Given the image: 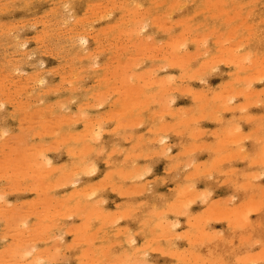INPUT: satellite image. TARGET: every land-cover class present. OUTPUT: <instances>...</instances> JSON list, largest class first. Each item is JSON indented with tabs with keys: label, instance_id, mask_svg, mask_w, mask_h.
Masks as SVG:
<instances>
[{
	"label": "rangeland",
	"instance_id": "1",
	"mask_svg": "<svg viewBox=\"0 0 264 264\" xmlns=\"http://www.w3.org/2000/svg\"><path fill=\"white\" fill-rule=\"evenodd\" d=\"M6 1H9V0H0V34H1V36H0V74L2 75V76H4L5 75V77H2L1 75H0V79L2 80H0V90H1V96H0V131H1V129H3L1 132V134H4L5 132H3L4 130H7V128H8V130H7V132L6 133H10L11 132V134H13L14 135V137H13V135H6L5 134V136H4V138H1V140L0 141H5L4 143H0V147H3V149H1V153H0V156H4L5 154H3V153H6L7 151H8V153L10 152V150H11V147L12 148H14L15 147V151L13 152L12 150V152L11 153H9V154H11L12 156H11V158H9L10 156H8V153H6L7 155H6V158H5V156H4V163L3 162H1V159L3 158V157H1L0 158V167H1V165L2 164H4L3 165V167H4V169H5V171H4V169H3V167H1L0 168V170H1V172H0V190L1 191H3V192H1L0 191V194L3 196H1V198H4L5 197V202L7 203V202H9V203H11L10 205V207L7 205V204H5V203H3L2 204V199H1V202H0V204H2L1 206H3L4 204H5V206H8L9 207V209H8V212H10V213H12V215L11 214H9L8 212H7V210H5V209H7L8 207H6V208H4L5 206H3V208L2 207H0V255H1V251L5 248V249H7L6 247H8V249H11L12 250V247H13V249H14V247H15V250H16V255H12L13 256V258L10 260L11 261V263H10V261H8L9 259H10V257H8V256H10L12 253H14V251L15 250H13L12 252L10 251V250H8L7 249V252H6V250L3 252L2 251V256H3V258H4V253H5V256H7L8 254L7 253H9L10 255H8L7 257H8V260L7 261H5L4 259H1V257L2 256H0V264H8V263H10V264H12L13 262V260H15V257L16 258H18V259H16L17 261H14L15 263H13V264H18V263H20V264H23L22 263V261L21 260H23V262H24V264H28V262L31 264H33V262H34V264H46V262L48 263V264H65V263H67V264H83V263H85L84 261H86V263L87 262H89V264H99L100 262H102V261H98L97 259V257H100V256H102L103 258H101L100 257V259L101 260H103V263H108V261H111L110 262V264L112 263V264H115V263H117V264H121V263H123V264H126L127 262H128V264H142L143 262H141L143 259V261H144V263L143 264H145L146 262H145V258L146 257H148V260H147V258H146V261H148L146 264H175V263H177V264H179V261H180V264L182 263L181 262V260L183 259L184 261V263H182V264H189V263H191V264H199L198 262H202L201 264H203L204 262L203 261H205V263L204 264H208V262H209V264H212L214 261V263L215 264H219V262H220V260H221V264H264V258H263V256H261L260 257V255H264V196L262 197L261 195L263 194L264 195V192L262 193V189L264 190V152H262V148H264V107H262V109H260V105L258 104L256 107H255V109L253 108V112H248V111H246V112H244V114H239L238 112H233V111H226V109H221V111H220V109L218 108V107H215L217 104H218V102H214L213 104H212V106H214L215 108H217L218 109V111H216V112H214V110H215V108L214 109H204V110H199V108H201V107H198V105H200V104H198L199 102H202V101H206V102H210V104L212 103V100H211V96H213L212 94H211V92H210V90L212 89L213 90V93H214V95L215 94H219V93H221L223 90V88L226 90V88H230L231 86L230 85H232V87L233 86H235L236 87V89L235 88H231L232 90L233 89H235L236 91H233V94H231V91H229L228 93L230 94V95H235L236 93H234V92H237V90L239 91V88H240V90H242V88L245 86H247V85H243V83H245L247 80L248 81H253L252 83L251 82H248L247 81V83H249V88H250V90H253V91H255L256 92V90H258V89H260V90H264V78L263 79H258L257 78V76L255 75V77H254V74H251L250 72H249V69H247V67H248V65L247 64H249V63H244V67H245V70H247L246 72L242 69L241 71H239V68L237 69V64H235V62L234 61H231L230 59H228V61H227V58H228V51H230V50H232V48H234V46H239V44H243L242 45V48H243V46H244V49H245V51H249V52H251L252 54L253 53H257V55H260L261 54V57L263 56L264 57V0H226L227 2H225L226 4H228L226 7H225V10L227 11V12H229V14H231V16L233 17V15H235V14H233V12L235 11V13H237V14H239V17L241 16L242 17V21H241V18L240 19H234L235 21H233V19L229 22L230 24H228L227 22H224V18H219V15L221 16V14H218V13H221L222 12V9L219 11L218 9H219V4H217V6H215L216 5V3H213V1H212V4H214L213 5V8H214V10H213V8H211V5H209L210 7H208L207 5H208V3H210V2H208L207 0V4H205V0H166V3H165V1H163V0H141L142 1V7H141V5H139L140 3H139V1L140 0H136V1H138V2H136L135 0V2L136 3H138V5L142 8L141 10H139V11H142L141 13L142 14H145L144 16L145 17H143V18H141V19H143L144 21H145V18L146 19H148V20H146V22H147V25L145 26L144 24L146 23V22H143V24H141L142 26L144 25V27H145V32L142 30V31H140V33H142V34H140V39L142 38V39H145V38H148L149 36L151 37H149L151 40H149V43H148V45H145L146 47H144V49L146 48V50L144 51V49H143V47H141V49H143V50H141V49H138L139 48V46H137V44H136V42H138V40H137V36H135V37H132L133 35L132 34H130V35H132V36H129V35H127L128 34V32H126L127 34H125V32H123L122 34L123 35H121L120 37L119 36H115V35H112V36H110V35H106V33H104V31H105V29H107V27L109 28V26H111L115 21H119L120 22V19H121V17L123 16V14L119 11V10H117V8H116V10L115 9H113L114 8V6L113 5H115L116 3L118 4V5H120L122 2V0H116V2H115V0H10L9 2H7L6 3ZM17 1V2H16ZM26 1V2H25ZM98 1V2H97ZM131 1V3H132V1L133 0H129V2ZM133 1V2H134ZM140 1V2H141ZM211 1V0H210ZM225 1V0H224ZM248 1V2H247ZM52 2V3H51ZM73 2V3H72ZM90 2V3H89ZM92 2H93V5H92ZM98 4H97V3ZM99 2H100V4H99ZM120 2V3H119ZM126 3V2H128V1H123V3ZM134 2V3H135ZM158 2V3H157ZM159 2H160V4H159ZM178 2L179 3V6H178V8H176L177 7V5H178V3L176 4V3ZM215 2V1H214ZM17 3H18V5H17ZM63 3H65V4H63ZM70 3H71V5H70ZM102 3V4H101ZM134 3H132V4H134ZM164 3V4H163ZM171 3V4H170ZM234 4V5H231V4ZM4 4V5H3ZM89 4V5H88ZM97 5L96 6V8L94 9V6L95 5ZM174 4H176L175 6H174ZM181 4V5H180ZM187 4V5H186ZM205 4V5H204ZM3 5V6H2ZM71 7H70V6ZM100 5V6H99ZM135 5H137V4H135ZM169 5H171V9H169ZM186 5V6H185ZM243 7H242V6ZM5 6V7H4ZM64 6V7H63ZM106 6H109V7H106ZM113 6V7H112ZM134 6V5H133ZM155 6V7H154ZM172 6H174V7H172ZM185 6V7H184ZM207 6V8L208 9H210L211 10V12H212V10H213V12L211 13V12H209L208 10H206L205 11V7ZM66 7H67V9H66ZM100 7V8H99ZM105 7V8H104ZM204 7V8H203ZM215 7H217V8H215ZM221 7H223V5L222 6H220V8ZM233 7H236V10H231V9H234ZM255 7V8H254ZM4 8V9H3ZM89 8V9H88ZM91 8V9H90ZM104 10H103V9ZM176 8V10H174ZM240 8V9H239ZM98 9V10H97ZM101 9V10H100ZM107 9V10H106ZM119 9V8H118ZM204 10V13H203V11L202 10ZM229 9V10H228ZM18 10V11H17ZM33 10V11H32ZM64 10V11H63ZM93 10V11H92ZM101 12H100V11ZM144 10L146 11V12H148L149 11V13L147 14V13H145L144 12ZM173 10V11H172ZM178 10V11H177ZM181 10V11H180ZM215 10H216V12H215ZM218 10V11H217ZM239 10V11H238ZM98 11V12H97ZM111 11H112V14H111ZM119 11V12H118ZM202 11V12H201ZM237 11V12H236ZM97 14V16L95 15V13ZM155 12V13H154ZM163 12V13H162ZM173 12V13H172ZM176 12H178V13H176ZM180 12V13H179ZM65 13H67V15L65 14ZM68 13H70V15L68 14ZM103 13H104V15H103ZM107 13V14H106ZM108 13H110V14H108ZM121 13V15H120V18H119V14ZM168 13V14H167ZM172 13V14H171ZM197 13V14H196ZM210 13H211V15H210ZM48 14H50L49 16H48ZM92 14H94V16L92 15ZM147 14V15H146ZM163 14V15H162ZM214 14H217L218 15V17L217 18H209L210 16H214ZM246 14V15H245ZM250 14V15H249ZM44 15V16H43ZM54 15H55V17H54ZM87 15V16H86ZM150 15H152V16H150ZM160 16V17H158V16ZM162 15V16H161ZM172 15V16H171ZM194 15V16H193ZM248 15V16H247ZM40 16V17H39ZM71 16V18H69ZM73 16H74V18H73ZM85 18H84V17ZM108 16V17H107ZM155 16V17H154ZM167 16V17H166ZM204 16H206L205 18H204ZM216 16V15H215ZM230 16V17H231ZM246 16V17H245ZM65 17V18H64ZM78 17V18H77ZM189 17H192V18H189ZM231 17V18H232ZM30 18V19H29ZM87 18H88V20H87ZM95 18H97V19H95ZM160 18V19H159ZM162 18V19H161ZM165 18V19H164ZM186 18H187V20H186ZM198 18V19H197ZM207 18V20L209 21V24L207 23V20L205 21V19ZM230 18V19H231ZM243 18H249V19H243ZM24 19V20H23ZM73 19V20H72ZM82 19H84V20H82ZM100 19V20H99ZM151 19H154V21L153 20H151ZM167 19V20H166ZM169 19L171 20V21H169ZM182 19V20H181ZM189 19V20H188ZM11 20V21H10ZM40 20V21H39ZM43 20V21H42ZM48 20V21H47ZM55 20V21H54ZM68 20H70V21H68ZM75 20H76V22H75ZM77 20H78V22H77ZM93 20H95V21H93ZM162 20V21H161ZM179 20H181L180 22H179ZM186 20V21H185ZM54 21V22H53ZM56 21H58L57 23H56ZM66 21V22H65ZM158 21V22H157ZM160 21V22H159ZM167 21V22H166ZM169 21V22H168ZM178 21V23H176ZM243 21L245 22V24L243 25ZM74 22V23H73ZM91 22V23H90ZM174 22V23H173ZM184 24H183V23ZM189 22H190V24H189ZM203 24H202V23ZM242 22V23H241ZM73 23V24H72ZM75 23H76V25H75ZM83 23V24H82ZM87 23V24H86ZM140 23H142V22H140ZM159 23H161V24H159ZM163 23H165L164 25H163ZM201 23V24H200ZM206 23H207V25H206ZM239 23H241L240 24V26L238 27V25H239ZM259 23V24H258ZM19 24V25H18ZM90 24V25H89ZM109 24H111V25H109ZM160 26H159V25ZM169 24L171 25V28H168V26H169ZM178 24H179V26H178ZM189 24V25H188ZM250 26H252L253 27V30L252 31H248L247 32V27L246 26H248V25ZM9 27H8V26ZM10 25H12V26H10ZM15 25V26H14ZM61 25H63L62 27H61ZM66 25V26H65ZM165 26V27H163V26ZM168 25V26H167ZM191 25V26H190ZM199 25V26H198ZM246 25V26H245ZM2 26V27H1ZM107 26V27H106ZM167 26V27H166ZM13 27V28H12ZM31 27H34L33 29L31 28ZM71 27V28H70ZM86 27H87V29H86ZM90 29H89V28ZM102 27V28H101ZM148 29H147V28ZM160 27V28H159ZM168 28V30H165V29H163V28ZM170 27V26H169ZM188 27L190 28V29H188ZM194 27H197V28H194ZM203 27V28H202ZM207 27V28H206ZM229 27H230V33H233V35H231V34H229V35H227V32H229ZM245 27V28H244ZM251 27V28H252ZM8 28H9V30H8ZM58 28V29H57ZM76 28V29H75ZM85 28V29H84ZM105 28V29H104ZM183 28H184V32H183ZM214 28V29H213ZM235 28H237V29H235ZM255 28V29H254ZM29 29V30H28ZM68 29V30H67ZM70 29V30H69ZM79 29V30H78ZM104 31H103V30ZM161 29V30H160ZM172 29V30H171ZM213 29V30H212ZM218 29V30H217ZM224 29V30H223ZM242 29V30H241ZM7 30V31H6ZM18 32H17V31ZM49 30V31H48ZM58 30V31H57ZM93 30V31H92ZM98 30H101V31H98ZM170 30V31H169ZM186 30H188L187 31V33H185L186 32ZM3 31V32H2ZM12 31H14V32H12ZM25 31V32H24ZM46 31H48V32H46ZM69 31V32H68ZM75 31V32H74ZM89 31V32H88ZM164 31H166V32H164ZM192 31V32H191ZM204 31V32H203ZM231 31H233V32H231ZM242 31V32H241ZM81 32V33H80ZM83 32V33H82ZM164 32V33H163ZM209 32V33H208ZM212 32V33H211ZM234 32H236V34L234 33ZM253 32V33H252ZM7 33V34H6ZM13 33V34H12ZM17 33H18V35H17ZM22 33V34H21ZM46 33H47V36H46ZM59 33V34H58ZM65 33V34H64ZM80 33V34H79ZM100 33H102V34H100ZM104 33V34H103ZM169 33V34H168ZM180 33H181V35H180ZM226 33V34H225ZM252 33V34H251ZM3 34V35H2ZM20 34V35H19ZM73 34V35H72ZM80 35V36H78V35ZM184 34V35H183ZM210 34V35H209ZM218 34V35H217ZM221 34V35H220ZM235 34V35H234ZM7 35V36H6ZM12 35V36H11ZM36 35V36H35ZM49 35V36H48ZM59 35V36H58ZM68 35H70V36H68ZM77 35V36H76ZM84 35V36H83ZM87 35V36H86ZM90 35V36H89ZM200 35H202V36H200ZM206 35V36H205ZM237 35V36H236ZM249 35H252V36H249ZM31 36V37H30ZM35 36V37H34ZM37 36H38V38H37ZM82 36H83V38H82ZM93 36V37H92ZM106 36H108V37H106ZM153 36V37H152ZM209 36V37H208ZM227 36H229V37H227ZM12 37H13V39H12ZM33 37V38H32ZM40 37V38H39ZM45 37V38H44ZM69 37V38H68ZM86 39L87 38V42H86V45L84 46H82V44L80 45V46H78V42H80V41H78L79 39ZM81 37V38H80ZM114 37H116V38H114ZM127 39H126V38ZM132 39H131V38ZM145 37V38H144ZM176 37V38H175ZM187 37V39H185ZM219 39H221V41H222V44L220 43V40H219V42L217 43V41H218V38ZM240 37V38H239ZM245 37V38H244ZM254 37V38H253ZM5 38V39H4ZM7 38V39H6ZM9 38V39H8ZM63 38V39H62ZM72 38V39H71ZM148 38V39H149ZM183 38V39H182ZM191 38V39H190ZM229 39V40H227V42H224V41H226L225 39ZM233 38H235V40L233 39ZM20 39V40H19ZM30 39V40H29ZM36 39V40H35ZM39 39V40H38ZM104 39V40H103ZM123 39V40H122ZM171 39V40H170ZM203 39H205L206 40V42H205V40H204V42H202L203 41ZM233 39V40H232ZM238 39V40H237ZM245 39V40H244ZM10 40H11V42H10ZM50 40V41H49ZM137 40V41H136ZM178 40V41H177ZM199 40V42H196V41H198ZM224 40V41H223ZM240 40V41H239ZM47 41V42H46ZM52 41V42H51ZM57 41V42H56ZM77 41V42H76ZM170 41V42H169ZM175 42V47H174V42ZM179 41H180V43H179ZM186 42V45H185V42ZM237 41H238V43L239 44H237ZM14 42H16V43H14ZM42 42V43H41ZM115 42V43H114ZM121 42V43H120ZM135 42V43H134ZM172 42H173V44H172ZM182 42H184V43H182ZM216 42V43H215ZM248 42V43H247ZM260 42V43H259ZM7 43V44H6ZM50 44V46H49V44ZM58 43V44H57ZM75 43V44H74ZM134 43V44H133ZM154 43V44H153ZM177 43H178V45H177ZM197 43V44H196ZM221 44V46L223 47V49H222V47L221 46H219L220 44ZM263 43V44H262ZM44 44V45H43ZM66 44V45H65ZM106 44V45H105ZM152 44H153V46H152ZM166 44V45H165ZM202 44V45H201ZM234 44V45H233ZM236 44V45H235ZM247 44V45H246ZM16 45V46H15ZM42 45V46H41ZM59 45V46H58ZM122 45V46H121ZM123 45H127L125 48H124V46ZM134 45L136 46V47H134ZM154 45H155V47H154ZM156 45H157V48H156ZM160 45V46H159ZM180 45V46H179ZM200 45V46H199ZM232 45H233V47H232ZM20 46V47H19ZM38 46V47H37ZM48 46V47H47ZM54 46H56V48L54 47ZM87 46V47H86ZM109 46H111V47H109ZM162 46V47H161ZM164 46V47H163ZM197 46H198V48H197ZM77 47H80V49L78 50L77 49ZM119 47V48H118ZM121 47H123V48H121ZM179 49H178V48ZM217 47H218V49H217ZM226 47V48H225ZM2 48V49H1ZM5 48V49H4ZM15 48V49H14ZM20 48V49H19ZM38 48V49H37ZM49 48V49H48ZM74 48V49H73ZM149 48V49H148ZM173 48V49H172ZM175 48V49H174ZM223 50L222 52H221V50ZM225 48V49H224ZM240 48H241V45H240ZM18 49V50H17ZM22 49V50H21ZM55 49V50H54ZM59 51H58V50ZM82 49V50H81ZM94 49V50H93ZM135 49V50H134ZM136 49H137V52H136ZM155 49V50H154ZM160 49V50H159ZM182 49V50H181ZM208 49V52L206 51ZM227 49H228V51H227ZM26 50V51H25ZM50 50H52V51H50ZM75 52V54H76V56H74L75 54H74V52ZM81 50V51H80ZM100 52H99V51ZM117 50V51H116ZM157 50H159V51H157ZM171 50V51H170ZM179 52H181V53H179ZM188 50V51H187ZM219 50V51H218ZM225 50V51H224ZM14 51V52H13ZM17 52V54H16V52ZM36 53H35V52ZM55 51V52H54ZM58 51V52H57ZM77 51V52H76ZM89 51V52H88ZM143 51V52H142ZM158 53H157V52ZM164 51V52H163ZM198 51L200 52V53H198ZM63 52V53H62ZM70 52V54H68V53ZM96 52V53H95ZM115 52H117V53H115ZM125 54H124V53ZM140 52V53H139ZM144 52H145V54H144ZM170 52V53H169ZM171 52H172V54H171ZM173 52H176V55L178 56V57H180L181 55L183 56L182 57V59H184L185 60V62L183 61V63L181 62V65L179 66V64H180V62H178V63H170L169 65H168V63L170 62L167 58L170 56L171 57V55H173ZM185 52V53H184ZM193 52H194V54H195V56H194V54H193ZM205 52H207V53H205ZM13 53V54H12ZM82 53V54H81ZM85 53V54H84ZM95 55H94V54ZM164 53V55H162ZM188 53V54H187ZM190 53V54H189ZM192 53V54H191ZM226 53V54H225ZM21 54V55H20ZM38 54V55H37ZM142 54V55H141ZM170 54V55H169ZM175 54V53H174ZM203 54H204V56H203ZM214 54H216V55H214ZM13 57H12V56ZM15 55V56H14ZM17 55V56H16ZM67 55V56H66ZM84 55H87V56H84ZM94 55V56H93ZM98 55H99V57H98ZM140 55V56H139ZM151 55V56H150ZM157 55V56H156ZM192 55V56H191ZM200 55V56H199ZM207 55V56H206ZM222 55V56H221ZM30 56V57H29ZM74 56V57H73ZM91 56H93V59H92V57ZM131 56H134L133 58L131 57ZM154 56V57H153ZM161 56V57H160ZM168 56V57H167ZM202 56V57H201ZM216 56H217V58H216ZM226 56H227V58H226ZM44 57V58H43ZM83 57V58H82ZM86 57V58H85ZM96 57V58H95ZM131 57V58H130ZM140 57V58H139ZM159 57V58H158ZM188 58V59H186V58ZM191 57V58H190ZM219 57V58H218ZM225 58V60H223L222 58ZM231 57V56H230ZM9 58V59H8ZM19 58V59H18ZM23 58V59H22ZM82 58V59H81ZM91 58V59H90ZM95 58V59H94ZM118 58H119V61H118ZM155 58V59H154ZM166 60H168V61H165L164 59ZM181 58V57H180ZM211 58V59H210ZM13 59H15V60H13ZM18 59V60H17ZM109 59V60H108ZM117 59V60H116ZM130 59V60H129ZM135 59V60H134ZM160 59V60H159ZM197 59V60H196ZM206 59V60H205ZM217 59V60H216ZM2 60V61H1ZM69 60V61H68ZM77 60V61H76ZM80 60V61H79ZM89 60V61H88ZM91 60H93L95 63H97L98 64V66H96V67H93L92 68V65H93V61H91ZM96 60V61H95ZM108 60V61H107ZM137 60V61H136ZM144 60V61H143ZM187 60V61H186ZM219 60H221V61H219ZM7 61V62H6ZM15 61V62H14ZM66 61V62H65ZM106 61V62H105ZM130 61H132V62H130ZM211 61H213V62H211ZM216 61V62H215ZM77 62H79L78 64L75 63ZM81 62V63H80ZM90 62H93L92 64L90 63ZM135 62V63H134ZM205 62V63H204ZM230 64H229V63ZM232 62H234V63H232ZM74 65H73V64ZM94 63V64H95ZM112 63V64H111ZM129 63V64H128ZM144 63V64H143ZM163 63H165V64H163ZM187 63V64H186ZM203 63H204V65H203ZM220 63V64H219ZM15 64V65H14ZM18 64V65H17ZM20 64H23L22 66L20 65ZM34 64V65H33ZM82 66H81V65ZM88 64H91V65H89L88 66ZM96 64V65H97ZM107 64H110V65H108L107 67H105ZM122 64H124V65H122ZM126 64L127 65H129L128 67H126ZM143 64V65H142ZM156 64H157V66H156ZM161 64V65H160ZM177 64H178V66H177ZM210 64V65H209ZM212 64V65H211ZM214 64V65H213ZM233 64H235V65H233ZM13 65V66H12ZM39 65V66H38ZM74 67H77L78 69H72V68H74ZM116 65V66H115ZM165 65H168V67L166 66V67H164ZM34 66V67H33ZM69 66V67H68ZM87 66H88V68H87ZM94 66V65H93ZM112 66H114V68L112 67ZM122 66H124V67H122ZM139 66V67H138ZM156 66V67H155ZM159 66H161V67H159ZM212 67V68H208V67ZM236 66V67H235ZM13 67V68H12ZM103 67V68H102ZM105 67V68H104ZM117 67V68H116ZM125 68L126 67V69H121V68ZM153 67H155V69L153 68ZM184 67V68H183ZM2 68H3V70H2ZM8 68V69H7ZM61 68V69H60ZM64 68H65V70H64ZM85 68V69H84ZM92 68V69H91ZM110 68V69H109ZM113 68V69H112ZM130 68H132V69H130ZM149 68V69H148ZM163 68H164V70H163ZM190 68V69H189ZM200 68H201V70H200ZM16 69H18V70H16ZM45 69V70H44ZM71 69V70H70ZM88 69V70H87ZM91 69V70H90ZM97 69V70H96ZM114 69H116L115 71H118V72H116V73H112V71L113 72H115L114 71ZM128 69H130V70H128ZM137 70V71H145V72H151V74H153L154 73V75H157L158 77H162V76H166V75H169V76H172V77H174L173 79H175L176 78V83L180 86L179 88H181L180 89V91L179 90H175V92H172L171 94H170V97L172 98V96H173V98H174V100L176 101H173L174 103H173V105H172V107L174 108V110H176V111H179V113L180 114H186V112H183V111H187L188 113H190V114H187V115H185V116H187V118H196L197 120H195V118L194 119H190V120H194L193 122H195V121H197L198 122V125H197V123H191L192 121H187V122H185V123H183V121H182V117H183V115L181 116V118L179 119V118H177V117H175V118H173V117H170V116H168L167 114H166V112H164V111H161V110H163L162 109V107L161 106H159V105H161L160 103H158V101L160 102V100L158 99V97L156 96L157 94H156V92L158 91L157 90V88L155 87V89H153L152 87H150L151 88V90H150V88H148L147 90V92H148V94L150 93V94H152L153 95V98L152 99H156V100H150L149 101V103H147V105L145 106V109H143L142 108V110H139L140 109V107H136V109L138 110V111H140V112H137V110L134 108L133 110L132 109H129V111H126V110H123V107L122 106H124V104L123 103H125V102H123L124 101V93H125V89L123 88L124 86L123 85H125L124 84V82H120L121 81V78H122V81H123V78H124V80H125V77H126V72L124 73V75L122 74L125 70L127 71V73H130L131 72V70ZM166 69V70H165ZM214 69V70H213ZM236 69L238 70V72L236 71ZM9 70H10V72H9ZM64 70V71H63ZM87 70V71H86ZM93 70L96 72V73H98V72H101L102 73V75L103 76H105V73H106V75L107 76H105V77H103L102 75H100L101 77L99 78V77H97V75L98 74H96V73H94V75H93ZM112 70V71H111ZM148 70V71H147ZM155 70V71H154ZM184 70V71H183ZM199 70V71H198ZM204 70V71H203ZM206 70V71H205ZM215 70H216V72H215ZM2 71V72H1ZM14 71V72H13ZM80 71V72H79ZM120 71H122L121 72V74H117V73H119ZM156 71H158L157 73H155ZM236 71V72H235ZM264 70H262V71H260L259 72V74L261 73V74H263L264 72H263ZM7 72V73H6ZM9 72V73H8ZM38 72V73H37ZM46 72V73H45ZM72 73L71 75H70V73ZM87 74H86V73ZM214 72V73H213ZM5 73V74H4ZM26 73V74H25ZM78 73V74H77ZM111 75H110V74ZM200 73V74H199ZM228 73L230 74V75H228ZM248 73H250V75H252V76H250V75H248ZM8 74V75H7ZM21 74V75H20ZM28 74V75H27ZM30 74V75H29ZM32 74V75H31ZM74 74V75H73ZM88 74H89V76H88ZM90 74L91 75H93V76H90ZM183 74H185V75H187V76H182ZM194 75V77H196L197 76V79L195 80V78L193 77V75ZM205 74H207V76L205 75ZM236 74H237V76H236ZM258 74V77L260 76ZM27 75V76H26ZM67 75V76H66ZM95 75H96V77H95ZM248 77H247V76ZM264 75V74H263ZM262 75V76H263ZM29 76V77H28ZM68 76H69V78H68ZM75 76V77H74ZM78 76V77H77ZM113 76V77H112ZM116 76V77H115ZM124 76V77H123ZM181 76H182V78L184 77V79H181ZM203 76V77H202ZM239 76V77H238ZM245 76H246V78H245ZM2 77V78H1ZM24 77V78H23ZM26 77V78H25ZM32 77V78H31ZM66 77V79H64ZM71 77H73V78H71ZM90 77H92V78H90ZM110 77V79H108ZM114 77H115V79H114ZM207 77V78H206ZM234 77H238V79L235 81V79L236 78H234ZM240 77L241 78H243L242 80L240 79ZM34 78V79H33ZM60 78H62V79H64V80H66V81H64L63 82V80L62 79H60ZM80 78V79H79ZM98 78H99V80H98ZM102 78H104V81L102 80ZM106 78V79H105ZM194 78V79H193ZM250 78H252V79H250ZM257 78V79H256ZM261 78V77H260ZM19 79V80H18ZM30 79V80H29ZM36 79V80H35ZM47 79V80H46ZM69 79H70V82H67V80L69 81ZM77 79V80H76ZM191 79V80H190ZM201 79V80H200ZM206 79V80H205ZM241 80V81H243V80H246L245 82L243 81V82H240V84H239V81L238 80ZM13 80H14V82H13ZM35 80V81H34ZM38 80V81H37ZM51 80V81H50ZM81 80V81H80ZM87 80V81H86ZM105 80H106V83H105ZM111 80V81H110ZM177 80H182L183 82H181V81H177ZM199 82H198V81ZM263 80V81H262ZM29 81H31V83L29 82ZM37 81V82H36ZM76 81H77V83H76ZM84 81V82H83ZM86 81V82H85ZM102 82V83H99V82ZM117 81V82H116ZM201 81V82H200ZM204 81V82H203ZM229 81H232V82H229ZM234 81V82H233ZM261 81V82H260ZM4 82V83H3ZM22 82V83H21ZM35 82V83H34ZM47 82V83H46ZM67 82V83H66ZM110 82V84L113 86H111L110 84H108ZM116 84H115V83ZM203 82V83H202ZM14 85H13V84ZM37 83H39V84H37ZM46 83V84H45ZM69 83V84H68ZM114 83V84H113ZM216 83V84H215ZM225 83H227V84H225ZM6 84V85H5ZM26 84V85H25ZM42 84V85H41ZM71 84V85H70ZM99 84V85H98ZM100 84H103V85H100ZM120 84H122V85H120ZM212 84V85H211ZM225 86H224V85ZM241 85V86H236V85ZM17 85V86H16ZM20 85V86H19ZM24 85H25V88H24ZM40 85V86H39ZM74 85V86H73ZM96 85L97 86H99V87H96ZM105 85H107V86H109L110 85V88L108 87V89H109V91H110V93H109V91H108V89H107V91H105L104 89V87L103 86H105ZM116 85V87H114ZM117 85H118V87H117ZM186 85V86H185ZM217 85H219V86H217ZM226 85H229V86H227L226 87ZM24 88V92H23V88ZM29 86V87H28ZM70 86H72V87H70ZM80 86V87H79ZM102 86V87H101ZM107 86H105L106 88H107ZM121 86H123L122 88H121ZM182 86H183V88H182ZM185 86V87H184ZM224 86V87H223ZM17 87H18V89H17ZM26 87H28V88H26ZM31 87H32V89H31ZM37 87V88H36ZM50 87V88H49ZM58 87H59V89H58ZM71 89H70V88ZM77 87V88H76ZM83 87V89L85 88L86 89V91H85V89L83 90V89H81ZM213 87V88H212ZM219 87V88H218ZM226 87V88H225ZM3 88H5V89H3ZM9 88V89H8ZM35 88V89H34ZM74 88V89H73ZM94 88H96V90L94 89ZM101 88V90H99V89ZM104 88V89H103ZM185 88H186V91H185ZM189 88H191L190 89V91H189ZM217 88V89H216ZM15 89H17V90H15ZM21 89H22V91H21ZM50 89V90H49ZM69 89L72 91H69ZM79 89H80V91H79ZM114 89V90H113ZM119 89V90H118ZM121 89H123L124 91H122ZM187 89H188V92H190V93H187ZM197 90L198 92H196V93H204L205 92V94L204 95H206V96H202L201 98L203 99H200V100H197L196 99V97H195V95H193V93H195V92H193L194 90ZM210 89V90H209ZM214 89H215V92H214ZM230 89V90H231ZM44 90V91H43ZM49 90V91H48ZM56 92H54V91ZM73 90H75L74 92H73ZM101 91V93L100 92H98V91ZM104 90V92L102 93V91ZM114 92H113V91ZM117 90V91H116ZM195 90V91H196ZM205 90V91H204ZM208 90V91H207ZM21 91V92H20ZM32 91H33V93H32ZM47 91V92H46ZM51 91V92H50ZM70 93H69V92ZM89 91V92H88ZM93 91L96 93V94H99V95H94L95 93H93ZM184 91V92H183ZM201 91V92H200ZM206 91H207V93H206ZM218 91V92H217ZM227 91V90H226ZM245 91V90H244ZM246 91H249V90H247L246 89ZM3 92V93H2ZM8 92V93H7ZM29 94H28V93ZM91 92V93H90ZM120 92H123V94L122 93H120ZM155 92V93H154ZM182 92V93H181ZM186 92V94H184ZM193 92V93H192ZM263 91H261V92H259V94H261ZM21 93V94H20ZM38 93L40 94V97L38 96ZM44 93V94H43ZM87 93V94H86ZM88 93H90V94H88ZM93 93V94H92ZM105 93H108V94H106L105 95ZM115 93V94H114ZM156 94V95H154V94ZM178 93V94H177ZM181 93V94H180ZM192 93V94H191ZM202 93V94H203ZM210 93V94H209ZM223 93H224V91H223ZM258 93V92H257ZM10 94V95H9ZM37 94V96H35ZM92 94V95H91ZM100 94H102V95H100ZM111 94H113V95H111ZM209 94V95H208ZM222 94V93H221ZM228 94V95H229ZM4 95V96H3ZM8 95H9V97H8ZM15 95V96H14ZM26 95V96H25ZM84 95V96H83ZM89 95H91L90 97H89ZM93 95H94V97L96 98V99H93ZM152 95H150V97H152ZM175 95V96H174ZM211 95V96H210ZM21 96V97H20ZM24 96V97H23ZM33 96H34V98H33ZM71 96V97H70ZM81 96V97H80ZM85 96H88L87 98L85 97ZM108 96V97H107ZM120 96V97H119ZM154 96H156V97H154ZM180 96H181V98H180ZM262 96V102H263V105H264V93L263 94H261L260 95V97ZM11 97V98H10ZM18 97V98H17ZM36 97H39V98H36ZM63 97H68V100H69V97L70 98H72L71 100L73 101H71V100H65L66 98H63ZM83 97H85V99H83ZM101 97H102V99H101ZM107 99H106V98ZM118 97V98H117ZM229 97H231V96H229ZM241 97V96H240ZM240 97H233L234 99H232V101H231V103H230V105L231 106H234L235 105V102L236 103H241V102H243V101H245V100H239V98ZM6 98H8V99H5ZM43 98H44V100H43ZM62 98H63V101L61 102V100H62ZM74 98V99H73ZM76 98H79L78 99V101H77V99ZM90 98H91V100H90ZM109 98V99H108ZM120 98H122V99H120ZM204 98H207V99H204ZM4 99V100H3ZM12 99V100H11ZM21 99V100H20ZM36 99V100H35ZM43 100V102L41 101L40 102V100ZM59 100V102H57L56 100ZM61 99V100H60ZM117 99H119V100H117ZM81 100V101H80ZM83 100V101H82ZM94 100V101H93ZM96 100H98V101H100V102H98V101H96ZM115 100L118 102V101H120L118 104H116L117 102H115ZM121 100H123V101H121ZM209 100H211V101H209ZM229 100V99H228ZM21 101V102H20ZM31 101V102H30ZM36 102V103H33V102ZM56 101V102H55ZM75 101V102H74ZM90 101V102H89ZM114 101V102H113ZM153 101V102H152ZM214 101V100H213ZM235 101V102H234ZM17 102V103H16ZM53 102V104H55V106H53V104H51L50 106H52V107H50L48 104H50V103H52ZM64 102V103H63ZM69 103L70 105L69 106H67L68 104L67 103ZM84 102H88L89 104H85ZM110 102V103H109ZM150 102H152L153 104H151ZM158 104H157V103ZM3 103H4V105H3ZM10 103V104H9ZM37 103H38V105H37ZM61 103H63V104H61ZM65 103H66V105H65ZM85 104V106L86 107H84V104ZM93 103V104H92ZM101 103V104H100ZM103 103V104H102ZM114 103V104H113ZM29 104V106H31L32 108H30L29 106V108L26 106V105H28ZM33 106H32V105ZM35 104V105H34ZM41 104V105H40ZM47 106H45V105ZM58 104H60V106L61 105H63V107H61V109L59 110V105ZM83 104V105H82ZM100 104V105H99ZM112 106H111V105ZM121 104H123L122 106H120L119 107V105H121ZM17 105V106H16ZM20 105H22V106H20ZM40 105V106H39ZM42 105L43 106H45V107H43V109H42ZM58 105V106H57ZM94 105V106H93ZM98 105V106H97ZM5 106V107H4ZM67 106V107H66ZM117 108H116V107ZM210 106V105H209ZM219 106V105H218ZM24 107V109H25V107H27V109L29 110V109H32V111H34V114L32 113V112H30V111H27V113L28 112H30L29 114H31L30 116H28V115H26L27 113H25L26 111L24 110V112H23V110H22V108ZM50 107V108H49ZM57 107V111H56V108ZM59 107V108H58ZM64 107H66L68 110H72V111H70L69 112V114L67 113L68 112V110L66 109V108H64ZM69 107V108H68ZM97 107V108H96ZM110 107V108H109ZM144 107V106H143ZM147 107V108H146ZM150 108V110H149V108ZM34 108H36L37 110L39 109V111H36L35 112V109ZM40 108H41V110H40ZM45 108V109H44ZM46 108H48V109H51V110H48V109H46ZM63 108V109H62ZM78 108V109H77ZM81 108H83V110L89 115V117H86V113L83 111V113H84V115H82L83 117H84V119H82L83 117H80L79 118V120L77 121V120H74V119H76V118H78V117H74L75 116V114H76V116L78 115V113L76 112L77 110H79L80 112H82V110H80ZM85 108V109H84ZM92 108V109H91ZM94 108H96V110L94 109ZM159 108V112H157V109ZM161 108V109H160ZM5 109V110H4ZM110 109H111V111H112V113H110ZM146 109H147V112H146ZM181 111H180V110ZM216 109V110H217ZM13 110H14V112H13ZM20 110V111H19ZM42 110H44V115H43V113L41 114V111ZM55 110V111H54ZM67 110V111H66ZM87 110H89V111H87ZM113 110H115V111H113ZM131 110V111H130ZM135 110H136V113L137 114H135V113H133V112H135ZM149 110V111H148ZM192 110H196L194 113H193V111ZM18 111V112H17ZM22 111V112H21ZM46 111V112H45ZM66 111V112H65ZM78 111V112H79ZM109 111V112H108ZM119 112V114H118V112ZM133 111V112H132ZM141 111L143 112V113H141ZM204 111V112H203ZM211 111H213V112H211ZM220 111V112H219ZM249 111H251V109H249ZM18 113V114H20V115H18V114H16V113ZM52 112V113H51ZM56 112V114L57 113H59L60 115H61V117H62V119H63V117H64V121H61L60 123H63V125H65L66 124V121H68V124H70L71 125V123H73L74 124V121H77V122H75L76 124H74V125H72V126H74V127H71V126H68V124H66V126H63L62 124H60L59 122H58V120L60 119L61 120V117H59L58 118V115L56 116V115H54L53 113H55ZM74 112H76V113H74ZM80 112H79V115L78 116H81L80 115ZM116 112H117V115H116ZM130 112H132V113H130ZM164 114V115H162V113ZM205 112H207V113H205ZM4 113H6V114H4ZM42 115V117H44V119H45V116L47 117V116H49V117H51V118H53V119H51V118H49V119H47V120H49V121H47V120H44L43 118H39L40 120H41V123L39 122L40 120L39 119H37L39 116H40V114ZM47 113L49 114V115H47ZM67 115H69V116H67ZM70 113H71V115H70ZM104 113V114H103ZM107 113V114H106ZM153 113H158V114H156V116L154 117V114L152 115ZM204 113V114H203ZM247 113L248 114H251L250 116L252 117V115L253 116H256L257 118H254L253 120H251V118L247 121V119L248 118H246L248 115H247ZM65 114V115H64ZM102 114V115H101ZM110 114H114V115H110ZM122 115V117H121V115ZM123 114H125V115H123ZM129 114H131L130 116H127V115H129ZM139 114H141V116L139 115ZM142 114H144V115H142ZM147 114V115H146ZM150 114V115H149ZM206 114V115H205ZM210 114H211V119H210ZM221 116H219V115ZM235 114V115H234ZM14 115V116H13ZM23 115H25V116H23ZM52 115V116H51ZM91 115H93V116H96V118L98 117L99 118V116L101 115V118L98 120V118L97 119H95V121L96 122H94V119H92V118H95V117H93V116H91ZM110 115V116H109ZM118 115H119V118L121 117V118H123L122 120L121 119H117V117H118ZM151 115H152V119H149V117L151 118ZM160 115H162V117H163V121L162 120H160ZM217 115V116H216ZM20 116H22V119L23 118H27V120H26V118L23 120V121H21L20 122ZM31 117V121H30V118H29V120H28V117ZM34 116V117H33ZM36 116V117H35ZM38 116V117H37ZM54 116V117H53ZM72 116H73V118H72ZM102 116H104L105 117V119H104V117H102ZM114 116V117H113ZM125 116H127L129 119H126L125 118ZM133 116V117H132ZM136 116V117H135ZM138 116H140V119L138 118ZM146 116V117H145ZM165 116H167L166 117V119H165ZM184 116V117H185ZM205 118H204V117ZM11 117V118H10ZM19 117V118H18ZM56 117V118H55ZM66 117L69 119V120H66ZM70 117V118H69ZM106 117H108L107 119H106ZM109 117H110V119L112 118V120L111 121H109L110 119H109ZM141 117H142V119H143V117H145L144 119H145V124L143 123V121H144V119L142 120L141 119ZM162 117H161V119H162ZM179 117V116H178ZM199 117V118H198ZM201 117V118H200ZM203 117V118H202ZM215 117H217L219 120H220V122H222V123H219V120H217V118L215 119ZM245 117V118H244ZM34 118V119H33ZM58 118V119H57ZM86 118H88V119H86ZM90 118L93 120H90ZM136 118H138V119H136ZM186 118V117H185ZM186 118V119H187ZM212 118L214 119V120H212ZM253 118V117H252ZM258 118H261L260 120L258 119ZM4 119V120H3ZM19 119V120H18ZM36 119L38 120V122H36ZM42 119H43V121H42ZM72 119V121L73 122H71L70 123V120ZM102 119H103V121H102ZM116 119V120H115ZM125 119L126 120H128V121H125ZM133 119H135V121H133L132 122V120ZM184 119V118H183ZM186 119H184V120H186ZM244 119V120H243ZM18 120V121H17ZM51 120H56V121H52V123H51ZM59 120V121H60ZM80 120H82L81 122H80V124H78L79 123V121ZM84 120H86L85 121V123H84ZM98 120V121H97ZM101 120V121H100ZM107 120V121H106ZM113 120H115V121H113ZM120 121V122H118V121ZM131 120V121H130ZM141 120H142V123H141ZM155 120V121H154ZM176 120V121H175ZM26 121V122H25ZM45 121H47L46 122V124H44V126H45V128H43L44 126L42 125V123L44 122L45 123ZM88 121V122H87ZM100 121V122H99ZM113 121V122H112ZM118 122V124H121V125H118L117 124V122ZM147 121H148V125H149V121H150V125H152V126H150V128H154V126H155V124L154 123H156L157 125H156V127H158V126H160L161 124V126H163V125H170L171 124V126H172V128H168V126H164V128H166L167 129V133H166V131H164V132H162V133H160V131H159V128L157 129L156 127V130L157 131H155L154 129H149L148 127V125L146 126V124H147ZM154 121V122H153ZM158 121V122H157ZM161 121H162V123H161ZM175 121V123L178 121L179 123L178 124H176V125H174L175 123H173ZM181 121H182V123H181ZM212 121V122H211ZM218 121V122H217ZM239 121H241V122H239ZM244 121V122H243ZM246 121V122H245ZM3 122V123H2ZM55 122H57V123H55V124H57L56 126H55V128H53V126H54V123ZM104 122H105V125H104ZM108 122V123H107ZM166 122V123H165ZM170 122V123H169ZM218 124H217V123ZM260 122V123H259ZM6 123V124H5ZM34 123H36V124H34ZM88 123H92L91 125L90 124H88ZM96 125H95V124ZM101 123H103V126H101L102 124ZM111 123H112V125H111ZM135 124V128L133 127L134 125L133 124ZM140 123H141V125H140ZM153 123V124H152ZM216 123V124H215ZM32 124V125H31ZM51 124H53L52 126H51ZM58 124H60V125H58ZM90 125V127L88 126V125ZM93 124L97 127V125H99L97 128H95L94 126H93ZM106 124H108V126L106 125ZM127 124H129V127L130 128H132V129H134V130H132V129H130L129 127H128V125ZM131 124V125H130ZM140 126H139V125ZM142 124H144V125H142ZM181 124V125H180ZM233 124V125H232ZM9 125V126H8ZM27 125H28V127H27ZM34 125H37V126H39V127H37L34 131H36V133H34V131L32 132V128H34ZM48 125H50L49 127H48ZM84 125H86V126H84ZM124 125L126 126V127H124ZM133 125V126H132ZM137 125V126H136ZM195 125V126H194ZM8 126V127H7ZM22 126V127H21ZM27 127V129H25L26 127ZM77 126V127H76ZM106 126V127H105ZM170 126V127H171ZM174 126V127H173ZM176 126V127H175ZM186 126L188 127V128H186ZM10 127V128H9ZM13 127H15V128H13ZM32 127V128H31ZM42 127V128H41ZM64 127H68V128H64ZM85 127H89V130H91V131H94V132H99V134L101 135L99 138H98V136H99V134L97 133V136H95V137H97V138H92L93 136L92 135H94L92 132L91 133H89V134H91L90 135V138H92L91 140H89L88 139V137H89V134L88 135H86L85 134V131H87L86 133H88V129L87 128H85ZM103 129H102V128ZM122 130H120L119 128ZM140 127V128H139ZM177 127H179V128H177ZM230 127H238L239 128V131H241V132H239L238 131V129H237V135H239L238 137L241 139L242 137H245L246 138V140L247 141H245L244 140V138H242L241 140H240V142H241V145L239 144L240 142H238L237 143V145L236 144H234V143H232L231 141H228V138L225 136V134L224 133H226V130L227 129H229ZM16 128H18V129H16ZM23 128V129H22ZM50 128V130L48 131V129ZM53 130H52V129ZM57 128H61V129H65V130H62V131H64L65 133L66 132H68V134L66 133H62V131H61V129H59L60 130V132H58L57 134H52ZM70 128V129H69ZM92 128V129H91ZM94 128V129H93ZM104 128H106V129H104ZM116 128V129H115ZM123 128V129H122ZM127 130H125V129ZM161 128V127H160ZM175 128V129H174ZM177 128V129H176ZM192 128V130H190V129ZM22 129V130H21ZM29 129V131H26V130H28ZM49 132V134H47V131ZM69 129V130H68ZM84 129H85V131H84ZM97 129V130H96ZM101 129V131H98V130H100ZM117 129H118V131H117ZM187 129H189V130H187ZM199 130L200 131V133L198 134V132L199 131H196V130ZM12 130V131H11ZM15 130V131H14ZM39 130H43V132H39ZM58 130V129H57ZM57 130L55 131V133L57 132ZM58 130V131H59ZM73 130V132H70V131H72ZM103 130V131H102ZM132 130V131H131ZM148 130H150V131H148ZM151 130H153V132L151 131ZM170 130V131H169ZM174 130V131H173ZM185 130H186V133H185ZM204 130H206L205 131V133L204 132H202V131H204ZM254 132H253V131ZM14 131V132H13ZM29 132L28 133V135H27V133H25V132ZM38 131V132H37ZM44 131L46 132V134L44 133ZM82 131H84V134H83V132ZM113 131H116V132H118L117 134H115ZM121 131V132H120ZM124 131H126V132H124ZM131 131V132H130ZM187 131H189V132H187ZM191 131V132H190ZM196 131V132H195ZM255 131H256V133H255ZM19 132H20V135H19ZM31 132H32V134L34 133V134H36V135H32L31 134ZM76 132V133H75ZM79 132L81 133L80 135H79ZM103 132V133H102ZM121 134H120V133ZM152 132V133H151ZM157 132H159V133H157ZM193 132H195V134L193 135ZM212 132H213V134H212ZM39 133H41V135L40 136H38L39 135ZM61 133V134H60ZM70 133H72L71 135H72V137L74 136V134H77V135H79L81 138L80 139H82V140H76L75 139V137H73V138H69V134ZM166 133V134H165ZM175 133H178V136L179 135H182V136H177V134H175ZM180 133H182V134H180ZM185 133V134H184ZM192 133V134H191ZM0 134V135H1ZM15 134H18V135H16L15 136ZM50 134H51V136H50ZM63 134H65L66 136H64ZM120 134V135H119ZM188 134H189V136H188ZM205 134H206V136H205ZM217 134V135H216ZM22 135H24V136H22ZM26 135L27 136H29V137H26ZM30 135H32V136H30ZM43 135V136H42ZM52 135H54V136H52ZM69 135V136H68ZM84 135H85V138H84ZM96 135V134H95ZM119 136V138H117L118 136ZM128 135H130V136H128ZM185 135V137H183ZM193 135V136H192ZM204 135V136H203ZM209 135V136H208ZM211 135V136H210ZM249 135V136H248ZM3 136V135H2ZM10 136V137H9ZM34 136V137H33ZM36 136V137H35ZM38 136V137H37ZM42 136V137H41ZM48 136H50V138L48 137ZM64 137V139H63V137ZM68 136V137H67ZM121 136H122V138H121ZM124 136H125V139H126V141H125V139H124ZM138 136V137H137ZM140 136H142V137H140ZM160 138H159V137ZM195 136H197V138H194ZM200 136V139L198 138ZM213 136H215V138L213 137ZM220 136V137H219ZM248 136V137H247ZM6 137V138H5ZM9 139H8V138ZM12 137V138H11ZM23 137H26V138H23ZM62 137V138H61ZM66 137V138H65ZM83 137V138H82ZM87 137V138H86ZM131 137V138H130ZM155 137V142L152 140L151 141V139H153ZM178 137V138H177ZM183 137V139H181ZM209 137V138H208ZM256 137V138H255ZM17 138H18V140L20 141H18L17 140ZM20 138L22 139H25L24 141H23V139L22 140H20ZM58 138H61V140L59 139V141H58ZM129 138V139H128ZM157 138V139H156ZM159 138V139H158ZM162 138H165L164 140L162 139ZM188 138V139H187ZM221 138H225L226 140L224 141L223 140V142L221 141V140H219V139H221ZM2 139H4V140H2ZM7 139V140H6ZM11 139H12V141L14 142H11ZM31 139V140H30ZM40 139H43L42 140V142H40L41 140ZM57 139V140H56ZM67 139V140H66ZM71 139V140H70ZM88 139V140H87ZM97 139H99L100 140V142H97ZM119 139H122V140H120V141H118ZM131 139V140H130ZM139 139V140H138ZM141 139V140H140ZM149 141H147V140ZM160 139H162L163 141H161ZM26 140H29L28 141V143L29 144H27V143H24ZM40 140V141H39ZM54 140V142L55 141H57L56 143H61V144H56V143H54L53 144V141ZM64 140V141H63ZM68 140H70V141H68ZM128 140V141H127ZM192 140V141H191ZM244 140V141H243ZM260 140V141H259ZM7 141V142H6ZM10 141V142H9ZM17 141V142H16ZM35 141V142H34ZM43 141L45 142V143H50V144H52L51 145V147L50 146H48L49 144H47V146H48V149L45 147V143L43 144ZM61 141V142H60ZM75 141H77V142H75ZM81 141H83V142H81ZM85 141V142H84ZM94 141V142H93ZM104 143H103V142ZM108 141V142H107ZM117 141H118V143L120 142V143H122V144H118L117 143ZM156 141H159V144H158V142H156ZM242 141H243V143H242ZM259 141V142H258ZM22 142H23V144H22ZM37 142H39V143H37ZM71 142V144H67V143H70ZM97 142V143H96ZM139 142V143H138ZM150 142H152L151 143V145H150ZM160 142H161V144H160ZM163 142V143H162ZM204 144L203 146H202V143ZM221 142H222V144H224L225 143V145L223 146L222 144H221ZM8 145H7V144ZM10 143H11V145H10ZM15 143H16V146H14L15 145ZM18 143V144H17ZM32 143V144H31ZM33 143L35 144V146L33 145ZM83 143H88L89 144V146H88V144H87V146L85 145V144H83ZM96 143V144H95ZM99 143V144H98ZM12 144H13V146H12ZM37 144V145H36ZM39 144V145H38ZM67 144V146H64V145H66ZM78 144V145H77ZM79 144H82V145H79ZM115 144V145H114ZM116 144H118V145H116ZM135 144V145H134ZM138 144L140 145V148H139V146H138ZM144 144H147V145H150V147L148 146V147H146V146H144ZM184 144V145H183ZM196 144H201V145H196ZM206 144H208V146H209V148L207 147V146H205ZM213 144V145H212ZM20 145H22L21 147H20ZM26 145V146H25ZM31 145V146H30ZM37 147V148H39L40 149V151H39V149H37V150H35L36 152H41L42 150H46L47 149V151H48V153H47V151H45V155L44 154H41L43 157H45L46 159H49V161H51L50 163L52 164V161H53V164L51 165L52 166V168H55V167H57V168H55V169H60L61 167H62V169H60V171L58 170V171H56L55 170V172L53 171V175L52 174H50V180H49V177L48 176H46V175H42V176H40L39 175V177L37 178V175L38 174H40V173H38V171H37V174H36V172L35 171H30L28 168L27 169H25L26 171H23L22 169L25 167V164H26V161H24V159H20V157H21V154L22 153H24L25 151H23L24 150V148L27 150L26 152L28 153V150H30V149H28V146H30L29 148H31V151L34 149V147ZM40 145H43L42 146V148H40V147H38V146H40ZM55 145H58V149H57V147L55 146ZM77 145V146H76ZM84 145V146H83ZM112 145V146H111ZM113 145L115 146V147H113ZM122 145V146H121ZM164 145H166V146H164ZM188 145H191L192 146V149L194 150V148H195V151H194V154H196L195 156H194V154H193V151H191L192 152V155H190L191 153L190 152H187V155H190V157H187V155L186 154H184V152L186 151V150H190L191 149V147L188 149V147L186 148V146H188ZM194 145H196L195 147H194ZM216 145V146H215ZM221 145H222V147H221ZM9 146H11V147H9ZM25 146V147H24ZM53 146V147H52ZM63 148H62V147ZM100 146H102V147H100ZM116 146H118V148L116 147ZM136 146V147H135ZM137 146H138V148H137ZM151 146H154V147H151ZM158 146H159V148H158ZM181 146V147H180ZM185 146V148H183ZM200 146V147H199ZM19 147H20V150H19ZM71 150V148L73 149V148H75V149H73V150H75V151H73L72 150V153L70 154V151H69V149ZM81 147H82V151L80 150L81 149ZM87 147V149L88 150H90V151H86L85 152V148ZM89 147V148H88ZM100 147V148H99ZM120 147V148H119ZM142 147H144V149L142 148ZM157 147V148H156ZM163 147V148H162ZM172 147V148H171ZM199 147V148H198ZM204 147H206V148H204ZM218 147V148H217ZM8 148H10V149H8ZM23 148V149H22ZM33 148V149H32ZM46 148V149H45ZM52 148V149H51ZM54 148L56 149V150H59V151H54ZM65 148H67L68 150V154H67V151L65 150ZM79 149V151H77L78 149ZM84 148V149H83ZM94 148V149H93ZM97 148H98V150L100 149V151L98 152V150H97ZM113 148H115L114 150H112ZM122 148V150L123 149H126V150H123V152L122 151H120V153L122 152V154H120L119 153V151H118V149H121ZM130 148V149H129ZM142 148V150L140 151V149ZM147 150H146V149ZM166 148H171L170 150L171 151H169V150H167L168 151V153H165L164 154V152H163V150L165 149V151H166ZM200 148H202V149H204V150H202L201 149V152H200ZM213 148V149H212ZM229 148V149H228ZM8 149V150H7ZM95 150L96 149V151L94 152L93 150ZM102 149V150H101ZM132 149V150H131ZM135 149V150H134ZM191 149V150H192ZM207 149V150H206ZM209 149V150H208ZM212 149V150H211ZM215 149H221V150H215ZM5 150H6V152H5ZM106 150V153L104 152ZM110 150H112L111 152H113L112 154H110L111 152H110ZM118 151V152H116V151ZM143 150H146V151H143ZM162 150V153L163 154H161V151ZM226 150V151H225ZM230 150V151H229ZM240 150H241V152H240ZM2 151H3V153H2ZM20 151H23V152H20ZM31 151H29V153L31 152ZM103 151V152H102ZM124 151H125V153H124ZM229 151V152H228ZM264 151V150H263ZM34 151H32V153H33ZM36 152H34L33 154H38V153H36ZM44 152V151H43ZM55 152H57V153H55ZM73 152H75V153H73ZM92 154H91V153ZM128 152V153H127ZM141 152V154H139ZM144 152V153H143ZM155 152V153H154ZM209 152H211V153H209ZM230 152H231V155H230ZM16 153V154H15ZM28 153V154H29ZM80 153V154H79ZM83 153V154H82ZM90 153V154H89ZM98 153H100V155L98 154ZM108 153H109V155H111L110 157L111 158H108L109 157V155H108ZM120 155H119V154ZM261 153V154H260ZM3 154V155H2ZM15 154V155H14ZM20 154V155H19ZM31 154V153H30ZM73 154V155H72ZM91 156H89V155ZM102 154V155H101ZM133 155V158H131L132 156H130V155ZM141 155V156H139V155ZM155 154V155H154ZM158 154H161V155H164V156H166L168 159H166V157H161V155L159 156ZM169 154V155H168ZM175 154V155H174ZM232 154H234V155H232ZM257 154H258V156H257ZM17 155V156H16ZM19 155V156H18ZM76 155H81V156H76ZM85 155V156H84ZM117 155V156H116ZM130 157H129V156ZM134 155H135V157H134ZM137 155V156H136ZM148 155V156H147ZM174 155V156H173ZM176 155H177V157H176ZM178 155L180 156V157H178ZM182 155V156H181ZM186 155V156H185ZM236 155H238V157L236 158L235 156ZM256 155V156H255ZM75 156V157H74ZM84 156V159H83V161H82V159H81V157H83ZM90 158H89V157ZM139 156V157H138ZM152 156V157H151ZM169 156V157H168ZM226 156H228V159H226L227 157ZM229 156H233V157H229ZM245 156V157H244ZM15 157H16V159H15ZM81 159V160H79V158ZM136 157H138V158H136ZM141 157V158H140ZM146 157V158H145ZM183 157V158H182ZM192 157V158H191ZM218 157V158H217ZM223 158L222 160L220 159V158ZM235 157V158H234ZM257 157H258V160L260 159V162L259 161H256V159H257ZM9 158V159H8ZM19 158V159H18ZM98 158V159H97ZM134 158L137 160V162H136V160H134ZM140 158V159H139ZM160 158L162 159V161L160 160ZM172 158V159H171ZM191 158V159H190ZM215 158H216V160L218 161H216L215 160ZM231 158H233V159H231ZM243 158V162L241 161V159ZM5 159H6V163H5ZM89 159V160H88ZM171 159V160H170ZM225 159V160H224ZM263 159V160H262ZM8 160H10L9 161V163H11L12 162V160H13V162L11 163V165H13V163H14V165L16 166V168H15V166L12 168L11 167V165H9V163H8ZM17 160H19V161H17ZM21 160L23 161V162H21ZM104 160H109V161H104ZM117 160V161H116ZM182 160V161H181ZM186 160H188L189 162H187ZM194 160V161H193ZM221 162H220V161ZM226 160H227V162H226ZM262 160V161H261ZM2 161H3V159H2ZM81 161V162H80ZM113 161H114V163H113ZM126 163H125V162ZM131 161H133V162H131ZM158 161V162H157ZM185 161L187 162V163H185ZM216 161V162H215ZM254 161H256V162H254ZM97 162V163H96ZM123 162V163H122ZM136 162V164H134ZM224 162V163H223ZM20 164V165H22V166H20V165H18V164ZM81 163H84L83 164V166H82V164ZM91 163H93V164H91ZM107 163H108V165H107ZM156 163V164H155ZM214 163V164H213ZM24 164V165H23ZM56 164H61L60 166L59 165H57L56 166ZM64 166H63V165ZM90 164H91V166H90ZM96 164V165H95ZM121 164V165H120ZM122 164H123V166H122ZM128 164V165H127ZM177 164V165H176ZM180 164V165H179ZM187 164V165H186ZM203 164H204V167H203ZM229 164H230V166H229ZM253 164V165H252ZM256 164V165H255ZM5 165H7V166H5ZM85 165H89V167L91 168L92 166V168H96V173L94 172L95 171V169H93L92 170V168L90 169V168H88L89 170H90V172L88 173V171H87V169H85V170H83V171H85V172H83L84 173V175H82L81 173H82V169H84V168H80V167H85V168H87ZM119 165V166H118ZM135 165H136V167H135ZM180 167H179V166ZM190 165H191V168H190ZM195 165H197V166H195ZM198 165H200V166H198ZM19 166V167H18ZM28 166V165H27ZM73 166H75V167H73ZM137 166H139V168H141V170L138 172L139 174H141V175H143V177H142V181L137 177L138 175H137V171L136 172H132V171H135L136 170V168H137ZM140 166H143V167H140ZM147 166V170L148 171H150V174H148L149 172H147V174L148 175H146V173H144L145 171H147V170H143V168L144 167H146ZM178 166V167H177ZM6 167H8V169L6 168ZM20 167H21V169H20ZM60 167V168H59ZM67 167V168H66ZM79 167V168H78ZM151 167H152V169H151ZM173 167V168H172ZM188 167H189V169H188ZM198 167H200L199 169H198ZM11 168L13 169L12 171H10L11 170ZM26 168V167H25ZM75 168V169H74ZM134 168H135V170H134ZM171 168H172V170H171ZM175 168V169H174ZM215 169V171H214V169ZM225 168V169H224ZM7 169V170H6ZM17 169V171H15ZM78 171H77V170ZM121 169V170H120ZM149 169H151V170H149ZM210 171V172H212V173H210L208 170ZM216 169H218V170H216ZM244 169V170H243ZM4 172H3V171ZM22 170V172H20ZM28 170V171H27ZM71 172H69V171ZM73 170H76L77 172V176H75V174H72V171ZM120 171V173H116V172H119ZM169 170V171H168ZM187 170V171H186ZM208 171V172H205V171ZM227 170H229V172L230 173H228V171ZM241 170V171H240ZM30 171V172H29ZM68 171V172H67ZM81 171V172H80ZM91 171H93V173H95V174H91ZM127 171V172H126ZM129 171V172H128ZM131 171V172H130ZM144 171V172H143ZM181 171V172H180ZM231 171H232V174H231ZM3 172V173H2ZM6 172V173H5ZM8 172H11V173H13V172H16V173H13V174H11V176L9 175V176H7V175H5V174H8ZM23 172H24V174H23ZM68 173L67 175H66V177L68 178L70 175L72 176V180H73V182L74 181H76V183H78L77 185L74 183L73 185L74 186H72L71 185V180L69 181V179L70 178H68L67 179V181H66V183L64 182V184H62L63 183V180L62 179H64V176H63V174L64 173ZM75 171H73V173H74ZM80 172V173H79ZM110 173V174H108L107 175V173ZM121 172H123L124 173V175L121 173ZM167 172V173H166ZM4 174L3 175V178H2V174ZM21 173V174H20ZM26 173H29V174H27L28 176H26ZM30 173H31V175H30ZM59 173V174H58ZM65 173V174H66ZM69 173H70V175H69ZM115 173V174H114ZM136 173V174H135ZM144 173V174H143ZM193 173V175H191ZM195 173V174H194ZM197 173V174H196ZM218 173L220 174V175H218ZM10 174V173H9ZM17 174V176L19 177V179H18V177H16V176H14V175H16ZM21 176H23V177H21ZM90 174V175H89ZM125 174H127V176L125 175ZM129 174H130V176H129ZM131 174H135L136 175V177H135V175L133 176L134 177V179H133V177H132V175ZM191 175V176H187V175ZM216 174H217V176H216ZM223 174V175H222ZM34 175V176H33ZM51 175H52V177H51ZM121 175H123V176H121ZM198 175V176H197ZM251 175V176H250ZM255 175V176H254ZM36 176V177H35ZM61 176V177H60ZM81 176V177H80ZM88 176V177H87ZM91 178H90V177ZM112 176V177H111ZM125 176V177H124ZM147 176V177H146ZM180 176V177H179ZM195 177V178H193V177ZM247 176L249 177V178H247ZM254 178H253V177ZM6 177V178H5ZM18 179V180H16V178ZM33 177H35L34 178V181H33ZM59 177V178H58ZM66 177H65V179H66ZM107 177H108V179H107ZM130 177H132V179L134 180V181H132V179H130L129 180V178ZM140 177V176H139ZM145 177V178H144ZM157 177H161V178H163L162 180H161V178H157ZM165 177V178H164ZM179 177V178H178ZM212 177V178H211ZM215 177V178H214ZM257 177V178H256ZM12 178H14V179H12ZM20 178H22L21 179V181H20ZM26 178V179H25ZM31 178V179H30ZM42 178V179H41ZM47 179V180H45L44 181V183H46V181H47V183L49 182L50 184H49V187L48 186H45V185H48L47 183L46 184H44L42 181L44 180V179ZM58 178V179H57ZM76 178V179H75ZM81 178V179H80ZM105 178V179H104ZM110 178V179H109ZM125 178V179H124ZM129 180H127V179ZM173 178L174 179H176L175 181H171V180H173ZM6 179V180H5ZM57 179V180H56ZM78 179V180H77ZM102 179H103V181L105 182H102ZM119 179V180H118ZM178 179V180H177ZM10 180V181H9ZM23 180V181H22ZM25 180H28V181H25ZM41 180V183H39L38 181H40ZM87 180V181H86ZM91 180V181H90ZM107 180H109V181H107ZM111 180H112V182H111ZM125 180H127V181H125ZM211 180V181H210ZM228 180V181H227ZM8 181H9V183H8ZM12 181H14V182H12ZM18 181H20V182H18ZM33 181V182H32ZM69 181V182H68ZM86 181V182H85ZM120 181V182H119ZM165 181V182H164ZM195 181V182H194ZM226 181V182H225ZM242 181V182H241ZM16 182H17V184L19 185V187H17L18 185L16 184ZM27 182V183H26ZM29 182V183H28ZM32 182V183H31ZM37 182V183H36ZM52 182V183H51ZM55 184H54V183ZM61 183L62 185H64V186H66V187H64L63 188V186L61 187V186H59L58 185V183ZM80 182V183H79ZM83 182V183H82ZM100 182V183H99ZM163 182V183H162ZM20 183V184H19ZM26 183V184H25ZM34 183V184H33ZM57 183V184H56ZM70 183V184H69ZM95 183H96V185H95ZM97 183H99V184H97ZM116 185H115V184ZM22 184V185H21ZM25 184V185H24ZM27 184H28V186H27ZM36 184V185H35ZM45 186L44 188H43V185ZM53 184H54V186H53ZM69 184V185H68ZM92 184H94V185H92ZM101 184V185H100ZM104 184V185H103ZM108 184V185H107ZM110 184V185H109ZM146 184V185H145ZM10 185V186H9ZM13 187H12V186ZM34 185V186H33ZM57 186V189L56 188H54V187H56ZM89 185V186H88ZM113 185V186H112ZM121 185L122 186H124L123 188L121 187ZM133 185V187H130L129 189L130 190H128L127 191V188L129 187V186H132ZM136 186V190H135V186ZM137 185H139L138 187H137ZM140 185H141V187H140ZM145 185V186H144ZM3 188H2V187ZM21 186H24L25 187V190H24V187H21ZM37 186H38V188H37ZM41 186V187H40ZM51 186H53V187H51ZM117 186H119L118 188H117ZM176 186V187H175ZM177 186H179V189L177 188ZM193 188H192V187ZM196 186V187H195ZM243 186H245V187H247L246 189H244L245 187H243ZM21 187V188H20ZM40 187V188H39ZM76 187V188H75ZM82 187H87V189L85 188H83V190L81 191V193L79 194V195H75V196H73V195H70V193L72 194V192L73 191H71V190H73L74 188L77 190L78 188H82ZM89 187V188H88ZM91 187L93 188V189H99V191L97 192H95L94 190H92L91 189ZM95 187V188H94ZM101 187V188H100ZM104 187V188H103ZM140 187V190L141 189H143L144 190V192H143V190L142 191H138L139 188ZM186 187V188H185ZM218 187V188H217ZM236 189H235V188ZM14 188V189H13ZM27 188V189H26ZM30 188H31V190H30ZM46 188V189H45ZM53 189V191H52V189ZM62 188V189H61ZM106 188V189H105ZM114 188H115V191H113L114 190ZM118 190H117V189ZM148 188V189H147ZM188 188V189H187ZM4 189V190H3ZM16 189V190H15ZM21 189V190H20ZM40 189H43V190H40ZM56 189V190H55ZM74 189V190H75ZM113 189V190H112ZM126 189V190H125ZM152 189V190H151ZM184 189H186V191L184 190ZM189 189H192V190H190V191H188L187 192V190H189ZM15 190V191H14ZM45 190H47L48 192H45ZM55 190V191H54ZM116 190H117V192H116ZM126 191V193L125 192H123V191ZM134 190V192H133V194H132V191ZM151 190V191H150ZM178 190V191H177ZM18 191V192H17ZM20 191H21V193H20ZM25 191V192H24ZM28 191V192H27ZM32 191V192H31ZM41 191H42V193H41ZM71 191V192H70ZM86 191H87V194L89 193V196H87V195H85L84 196V194H86ZM88 191H93L94 193H97V194H94V195H92L90 192H88ZM129 191H131V192H129ZM195 191V193L194 194H196V195H194L193 193H191V192H194ZM246 191H247V195H245L246 194ZM6 192V193H5ZM40 193L39 194V198L37 197V195H36V193ZM44 192V193H43ZM53 194H52V193ZM70 192V193H69ZM83 192V193H82ZM114 192H116V193H114ZM122 192L124 193L123 195H122ZM136 192L138 193V192H140V194H136ZM144 194H143V193ZM181 192V193H180ZM183 192V193H182ZM190 192V193H189ZM204 192V193H203ZM252 192V193H251ZM5 193V194H4ZM20 193V194H19ZM46 193H49L48 195L49 196H51V197H49ZM69 193V194H68ZM128 193V194H127ZM188 195H187V194ZM198 193H203V194H198ZM213 193V194H212ZM44 194V195H43ZM50 194H52V195H50ZM69 196H68V195ZM130 194V195H129ZM132 194V195H131ZM136 194V195H135ZM184 194H186V195H184ZM191 194H193L194 196H195V198L193 197V195H192V199H191ZM232 194V195H231ZM238 194V195H237ZM7 195H8V197H7ZM81 195V196H80ZM90 195L92 196V197H90ZM125 195V196H124ZM161 195V196H160ZM184 195V197L185 198H187V199H185V198H183L182 196ZM190 195V196H189ZM199 195H200V197H199ZM203 195V196H202ZM212 195V196H211ZM230 195V196H229ZM37 198H36V197ZM43 196H44V199H43ZM68 196V197H67ZM70 196H71V198H70ZM73 196V197H72ZM134 196V197H133ZM186 196H188V197H186ZM210 196H211V199H210ZM32 197H33V199H32ZM47 197H49V199L47 198ZM54 197V198H53ZM59 197V198H58ZM65 197H67V199L65 198ZM86 197H87V200H86ZM88 197H89V202H88ZM162 197V198H161ZM197 197V198H196ZM45 198H47V200H45ZM72 198H73V200H72ZM183 200H182V199ZM189 198L191 199V201L189 200ZM34 199H39V200H37L36 202H34L35 200ZM42 199V200H41ZM84 199L86 200V201H84ZM104 200V202L103 203H101V205H100V203H97V201H99V200ZM179 199V201H183V203H185L184 201L186 200V202H188L189 201V203H191L190 205H184L182 202V204L185 206V209H184V207H183V209H180L181 207V205L182 204H180L178 201H176V200H178ZM181 199V200H180ZM203 199V200H202ZM208 199V200H207ZM219 199V200H218ZM233 199V200H232ZM25 200H28V202L30 203H28L27 201L25 202ZM30 200V201H29ZM32 200V201H31ZM48 200H49V202H48ZM57 200H59V201H57ZM63 200V201H62ZM72 200V201H71ZM74 200H76L75 201V203H74ZM78 200H83L81 203H79V202H77ZM131 200V201H130ZM161 200V201H160ZM163 200H165V201H167V202H165L164 203V201ZM205 200V202H204V204H202L203 203V201ZM227 200H228V202H227ZM232 200V201H231ZM3 201V202H4ZM22 201H24V202H22ZM45 201V203H42V202H44ZM66 201V202H65ZM70 201V202H69ZM96 201V202H95ZM163 201V202H162ZM194 203H193V202ZM234 201V202H233ZM251 201V202H250ZM18 202V203H17ZM21 202H22V204H21ZM55 202V203H54ZM86 202H88L90 205H87V204H84V203H86ZM94 202L98 205V207H97V205L96 204H94ZM100 202V201H99ZM173 202H176V203H173ZM209 202V203H208ZM214 202V203H213ZM226 202V203H225ZM249 202L250 203H252V204H249ZM256 202V203H255ZM14 203V204H13ZM28 203V204H27ZM42 203V204H41ZM57 203V204H56ZM59 203V204H58ZM63 203V205H65V207H63V206H61V204ZM71 203H74V205L73 204H71ZM92 203V204H91ZM119 203H121V204H119ZM140 203H142V204H140ZM144 203V204H143ZM164 203V204H163ZM169 203H172V204H170L169 205ZM178 203V204H177ZM245 203H248L249 205H250V207H249V205L248 204H245ZM255 203V204H254ZM34 204V205H33ZM39 204H40V206H39ZM46 206H45V205ZM50 205V209H48V207H49V205ZM76 204V205H75ZM79 204V205H78ZM80 204H84L83 206L82 205H80ZM119 204V205H118ZM124 204V205H123ZM138 204H140V206H136V205H138ZM162 204V205H161ZM175 206H174V205ZM30 207H29V206ZM41 205H43V206H41ZM48 205V206H47ZM72 205H73V207H72ZM86 205V206H85ZM92 205V206H91ZM94 205H96V207L94 206ZM130 205V206H129ZM176 205H178V206H176ZM218 205V206H217ZM244 205H245V207H244ZM248 207H247V206ZM261 205H262V207H261ZM13 206V208L11 209V207ZM20 206V207H19ZM52 206V207H51ZM60 206L61 207H63V210L64 211H62L61 212V210H62V208L60 209V210H58L59 208H60ZM67 206V207H66ZM70 206V207H69ZM74 206H76V207H74ZM147 206V207H146ZM155 206V208H153ZM186 206H187V208H186ZM239 206H241V207H239ZM255 206V207H254ZM15 207H16V209L17 210H20V211H17V210H15ZM33 207V208H32ZM35 207V208H34ZM37 207V208H36ZM41 207H43V209H45V211L43 210V209H41ZM47 207V208H46ZM77 207H80L81 208V210H79ZM85 207H87V211H86V213H85V216L86 215H88L87 217H83L82 215L84 214V212H85ZM94 207L98 210H103L102 212L103 213H105L104 214V217L105 218H107V220H105L104 221V217H103V213L102 212H100V213H96V212H98L97 210H96V212L94 211ZM117 207H119V208H117ZM164 207V208H163ZM166 207V208H165ZM178 207V208H177ZM180 207V208H179ZM214 209V211H212V213H211V211L210 210H212V208ZM222 207H223V209H224V211H226L227 212V210L228 209H231V208H238V209H240V213H244V210H245V212H247V210L249 211L248 213L249 214H247V220H246V222L244 223V224H246L247 223V225H242V222H243V220H241V219H239L238 217H236V215H232L233 216V219H231V217H228V216H225V213L226 212H220L221 210H223L222 209ZM255 208V210L253 209V208ZM28 208H29V210H28ZM31 208V209H30ZM57 208V209H56ZM65 208H66V210H65ZM75 211V214H73L74 212L72 211V209ZM83 208V209H82ZM127 208V209H126ZM167 208H170V211H165V209L166 210H168ZM207 208H211V209H207ZM242 208H244V210L242 209ZM248 208V209H247ZM256 208L258 209V210H256ZM11 209V210H10ZM21 209H22V211H21ZM36 209H39V210H36ZM90 209H92V211H90V212H92L93 214H88V213H90L88 210H90ZM130 209H132V210H130ZM163 209V210H162ZM180 209V210H179ZM215 209H216V211H218L217 209H221V210H219L218 211V213L217 214H219L218 215V217L219 218H221V219H218L217 220V214H214V212H215ZM2 210H4V211H2ZM24 210V211H23ZM33 212H32V211ZM36 210V211H35ZM48 211V213H46L47 211ZM55 212H54V211ZM69 210L72 212V215H70L69 216V214H71L70 212H69ZM77 210V211H76ZM105 210V211H104ZM123 210H125V212L123 211ZM126 210H128L129 211V213L126 211ZM138 210V211H137ZM139 210H142V211H140L139 212ZM159 210H161L160 212H159ZM243 210V211H242ZM254 210V211H253ZM3 212V214H2V212ZM12 211V212H11ZM30 211V212H29ZM39 211V212H38ZM66 211V212H65ZM82 211H84L83 212V214H81L80 212H82ZM109 211H111V213H109ZM137 211V212H136ZM152 211H155V212H153V213H155V215L152 213ZM165 211V212H164ZM172 211V213L174 214L175 213V215H173L172 213H170ZM187 211V214L185 213ZM9 214H7V213ZM16 212H20L19 213V215L17 214L16 215ZM22 212H25V213H22ZM32 212V213H31ZM63 212L65 213V214H63ZM69 213V214H66V213ZM94 212H95V214H94ZM107 212H108V214H107ZM121 212H123V215H122V213ZM144 212V214L143 215H141L142 213ZM156 212H158V213H156ZM169 212V213H168ZM178 212V213H177ZM251 212V213H250ZM5 213V214H4ZM14 213V214H13ZM22 213V214H21ZM33 213L35 214V215H33ZM40 213H42V214H40ZM52 213V214H51ZM113 213H116V216H115V214H114V216H113ZM117 213H119V214H117ZM124 213L125 214H127V215H125V217H128L127 219L126 218H124L123 216H124ZM152 213V214H151ZM185 213V214H184ZM2 214V215H1ZM20 214H21V216H20ZM27 214V215H26ZM29 214H31V215H29ZM38 215V218H36L37 217V215ZM53 214H56V216H55V218L54 217H52V215ZM81 214V215H80ZM98 214V215H97ZM99 214H101L100 215V217L98 218V216H99ZM150 216H149V215ZM156 214H158V216L156 215ZM163 214H165V215H163ZM176 214H178V215H176ZM210 214V215H209ZM212 214H213V217H212ZM7 215V216H6ZM26 217V218H28V220L26 219V218H24V216ZM42 215H43V217H42ZM46 215V216H45ZM50 215V216H49ZM76 215V216H75ZM94 215V216H93ZM106 215V216H105ZM121 216L120 218H122L123 220H119L118 221V219L119 218H117V216ZM146 215V216H145ZM181 215V216H180ZM186 215V216H185ZM199 215V216H198ZM207 215V219H208V216H209V218L211 217V219H209V220H204V219H206V217L205 216ZM59 216V217H58ZM79 216H81V219L79 218L78 219V217ZM90 216H91V218H90ZM102 216V217H101ZM111 216H113V219H114V222H113V219L112 220H108V219H110L111 218ZM144 216V217H143ZM157 216V217H156ZM162 216H163V218H164V216H165V218L168 220V221H166L165 219L163 220V222L160 220V219H163L162 218ZM166 216H168V217H166ZM179 216V217H178ZM196 218H195V217ZM204 216V217H203ZM245 216H246V213H245ZM5 217H6V219H5ZM13 217V218H12ZM22 218L21 220H20V218ZM40 217V218H39ZM48 217V218H47ZM67 217V218H66ZM160 217V219H158ZM226 217V218H225ZM4 218V219H3ZM23 218H24V220H23ZM45 218H47V219H45ZM50 218V219H49ZM59 218V219H58ZM73 218V219H72ZM89 218L91 219L90 221L91 222H88L86 225H85V223L87 222V221H85V220H88L89 221ZM94 218V220H92ZM98 218V219H97ZM104 218V219H103ZM150 219L151 221H149V220H145V219ZM194 220V222H196V224H194L193 223V220ZM199 218H201V219H203V223L206 221V223L204 224V226H203V223L201 222V219H199ZM216 220H215V219ZM3 219V220H2ZM9 219V220H8ZM20 221H19V220ZM41 219V220H40ZM53 219V220H52ZM137 219V220H136ZM152 219H154V220H152ZM176 219V220H175ZM199 219V220H198ZM214 219V220H213ZM224 219V220H223ZM5 220H6V222H5ZM48 220V221H47ZM58 220V221H57ZM63 220H65V221H63ZM96 220H98V221H96ZM101 220L102 221H104L105 223H103V222H101ZM174 220V221H173ZM189 220H191V221H189ZM220 220V221H219ZM238 220H239V222L241 223V225H240V223H238ZM241 220V221H240ZM9 221V222H8ZM21 221H24V222H21ZM29 221V222H28ZM37 221V222H36ZM42 221V222H41ZM49 221H51V222H49ZM56 223H55V222ZM60 221V222H59ZM84 221H85V223H84ZM116 221H117V223H116ZM141 221V222H140ZM158 221H161V223L160 222H158ZM171 221H173V222H171ZM201 222V224H200V222ZM210 221V222H209ZM234 221V222H233ZM237 221V222H236ZM11 222V223H10ZM15 222H17L18 224H19V222H21V224H19V225H16L15 224ZM26 222V223H25ZM54 222V223H53ZM58 222V223H57ZM100 222V223H99ZM116 223L117 224V228H120V230H119V232H117V228H116V225H112V226H108L109 228H107V229H103V227H104V224H106V225H109V223H110V225H111V223ZM142 222H144V225H145V227H146V229L144 228V225L142 224ZM150 222H151V224H150ZM160 223V225L158 224V223ZM171 222V223H170ZM190 222V223H189ZM199 223V225H198V223ZM7 225H6V224ZM10 223V224H9ZM27 224L28 223V225H25V224ZM32 223V224H31ZM36 225H35V224ZM41 223H42V225H41ZM47 223H48V225H47ZM103 223V224H102ZM170 223V224H169ZM174 223V224H173ZM175 223H179L180 225H177V224H175ZM192 223V224H191ZM232 223V224H231ZM234 223H236L235 225H234ZM14 224V225H13ZM38 224H40L39 226H40V228H39V226H38ZM66 224V225H65ZM72 224V225H71ZM83 226H82V225ZM91 224V225H90ZM103 225V227H102V229L103 230H106V231H103L102 229H101V227H99L100 228V230H99V228L97 227V226H102ZM150 224V225H149ZM152 224H153V226H154V229H152V230H150L151 228V226H152ZM155 224H157L156 226H155ZM207 224V225H206ZM227 224L228 225H230V226H227ZM239 224V225H238ZM259 226H258V225ZM15 225H16V227H17V229H16V227H15ZM33 225V226H32ZM47 227H46V226ZM54 225H57V226H54ZM59 225V226H58ZM62 225V226H61ZM63 225H64V227H63ZM78 225L79 227H82V229L83 230H85V229H87V227H88V225L89 226H91V229H93V233L92 232H90L89 233V235H91V237L89 238V235H88V237L86 238V240H83L82 241V243H81V237L83 238V236H84V239H85V233H86V231H90V228L89 229H87V230H85V232H84V234H83V236H82V230L81 229H78V230H75V228H78V226L76 227V226ZM105 225V226H106ZM162 225V226H161ZM163 225L164 226H166L167 225V227H168V225H169V227H168V229H166L167 231H169V230H171V228L173 227V225H177L174 229H177V230H175V233H172L173 232V229L171 230V231H169L168 233H166L167 231L165 230H161L162 231V233H160V227H163ZM13 226H14V228H13ZM43 226H44V228H43ZM51 226H52V228H51ZM61 226V227H60ZM86 226V227H85ZM121 226V227H120ZM153 226H152V228H153ZM172 226V227H171ZM178 226H179V228H178ZM201 226V227H200ZM11 227L13 228V230L11 229ZM18 227H19V229H18ZM28 227V228H27ZM67 227V228H66ZM69 227V228H68ZM85 227V228H84ZM113 227V228H112ZM143 227V228H142ZM229 227V228H228ZM22 228V229H21ZM34 228V229H33ZM47 228H49V231H48V229ZM74 228V229H73ZM95 228V229H94ZM96 228H98L97 229V231H94V230H96ZM127 228H129L128 229V231L132 234L133 233V238H134V240H132V239H130L129 237H131L132 238V236H130V233L127 231ZM142 228V229H141ZM170 228V229H169ZM193 228V229H192ZM11 229V230H10ZM25 231H24V230ZM28 229V230H27ZM46 230L47 232H45V231H43V230ZM70 231H69V230ZM109 229V230H108ZM123 229H124V231H123ZM132 229H134V230H132ZM139 229H141V230H139ZM156 229V231L154 232L153 230H155ZM162 229V228H161ZM189 229H192L191 231L189 230ZM232 229H234L233 231H231ZM10 230V232H8ZM17 230V231H16ZM43 232H42V231ZM59 230V231H58ZM68 230V231H67ZM74 230V231H73ZM101 230L104 232V234H102L103 236L101 237ZM116 230V231H115ZM126 230V231H125ZM131 230V231H130ZM138 230H139V232H138ZM149 230V231H148ZM186 230H188V231H186ZM198 230V231H197ZM200 230L203 232V231H205L204 232V235H203V233L202 232H200ZM229 230V231H228ZM7 231V232H6ZM19 231V233H20V235H21V233H23L21 236H19V233H17ZM30 232V234H28L29 232ZM35 231H40V234H38V233H36ZM79 231V232H78ZM121 231V232H120ZM138 232V233H135V232ZM141 231H143V232H141ZM151 231V232H150ZM190 231V233H188ZM194 231V232H193ZM18 234L17 235V238H16V236H14V235H16V233ZM49 232H51V234L49 233ZM63 232H65V234H63ZM71 232V233H70ZM73 232V233H72ZM95 232V233H94ZM100 232V233H99ZM106 232H108V234L106 233ZM115 232H117V235L115 234L114 235V233ZM123 232H124V234H126V232H128L129 233V235H127V237H126V235H123ZM141 232V233H140ZM147 232H149L150 234H148L147 235ZM153 232V233H152ZM158 232L160 233L159 235H158ZM164 232V233H163ZM171 232V233H170ZM185 233V232H187V235L188 236H186V233L185 234H183V233ZM195 232L197 233V234H199V232H200V235H198V238H197V234L195 235ZM212 232H214V233H212ZM3 233H6V234H4V236H3ZM9 235H8V234ZM33 233V234H32ZM43 233V234H42ZM47 233V234H46ZM81 235V236H79V234ZM88 233V232H87ZM87 233H86V235H87ZM106 233V234H105ZM112 233H113V235H112ZM127 233V234H128ZM151 233H152V235H154L155 233H156V235H155V237L153 236H151ZM180 234V233H182L186 238H183V236H182V234L181 235H179V237H178V241H177V238H175V237H177L176 236V234ZM207 233V235H205ZM210 233V234H209ZM251 233V234H250ZM28 234V235H27ZM45 234V235H44ZM97 235V234H99L98 235V237L97 236H94V235ZM121 234H122V236H121ZM221 234V235H220ZM6 235V236H5ZM41 235V236H40ZM48 235V236H47ZM110 235H112L111 237H110ZM190 235H194V237L192 238ZM202 235V237H200ZM209 235H210V237H209ZM211 235H213V236H211ZM26 238H25V237ZM27 236L29 237V239H27ZM30 236H32V239L30 240ZM38 236H40V237H38ZM53 236H54V239H52L53 238ZM58 236H60V237H58ZM64 236V237H63ZM75 236L77 237H80V238H76L75 239ZM104 236H105V239H104ZM142 236V237H141ZM169 236H170V238H169ZM182 238H181V237ZM190 236V237H189ZM204 236V237H203ZM240 236V237H239ZM14 237V238H13ZM18 237H20L21 238V240H23L22 242H23V244H22V242L20 241V238H18ZM36 237H38V238H36ZM42 237H43V239L44 240H42ZM48 237V238H47ZM62 237V238H61ZM92 237L95 239L96 237L98 238V240H94V239H92ZM107 237V238H106ZM143 237H144V239L146 238V240H147V238L149 239L150 238V241H144V239H143ZM152 237V238H151ZM161 237H163V238H165V239H163V238H161ZM195 237H196V239H195ZM200 237V238H199ZM218 237H220L219 239H218ZM4 238V239H3ZM47 240H46V239ZM50 238V239H49ZM161 238V239H160ZM189 238L192 240H189ZM17 239V240H16ZM19 239V240H18ZM36 239V240H35ZM41 239V240H40ZM63 239V240H62ZM73 239H74V241H73ZM91 239H92V242H89L88 240H90L91 241ZM124 239H128V240H130V242H131V247H130V243H129V241L127 240H125L126 242H128L127 244L124 242ZM153 239H156V240H153ZM175 239V243H176V245L178 246H176L175 244H174V242H172V249L171 250H168L169 248H171V247H169V248H167V246L168 245H171V240L173 241ZM180 239H184V242H182V240H181V242H180ZM193 239H195V240H193ZM198 239H200L201 241H203V243H200V240L198 241ZM241 240V241H238V240ZM243 239V240H242ZM245 239L247 240V242L245 241ZM248 239H249V241H248ZM15 242V244H14V242ZM35 240V241H34ZM46 240V241H45ZM48 240H50V241H48ZM58 241V243H56V241ZM62 240V241H61ZM76 240H78V241H76ZM120 240H122V241H120ZM132 240V241H131ZM159 240H161V242L159 243L158 241ZM166 240V241H165ZM222 240V241H221ZM5 241V242H4ZM20 241V242H19ZM34 241V242H33ZM45 241V242H44ZM61 241V242H60ZM80 241V243H78ZM88 241V242H87ZM103 241V243H101ZM135 241V242H134ZM153 241H154V243H153ZM168 241H170V243L168 242ZM188 241H191V243L190 242H188ZM193 241H194V243L196 242V241H198V242H196L195 244L193 243ZM209 241V242H208ZM230 241H231V244H230ZM13 242V243H12ZM16 242H17V244H16ZM26 242V243H25ZM73 242V243H72ZM86 242V243H85ZM94 242V243H93ZM122 242V243H121ZM142 242H144V243H142ZM157 242L159 243V244H157ZM166 242H168V245L166 246ZM255 242V243H254ZM19 243V244H18ZM25 243V244H24ZM27 243H29V245H28V248L29 249H27ZM75 243H78V244H75ZM92 243V244H91ZM116 244V243H118V244H116L114 247H113V245L114 244ZM124 243V244H123ZM146 243V245H143V244H145ZM148 243V244H147ZM151 243H153V244H151ZM240 243V244H239ZM12 244V245H11ZM33 244V245H32ZM36 246H35V245ZM94 244V245H93ZM105 244H107V245H105ZM110 244H112V246L110 247V246H108V245H110ZM132 244H133V246H132ZM135 244V245H134ZM156 244L158 245V247L156 248L155 246H156ZM191 244H193V246L191 245ZM8 245H10V246H8ZM17 245V246H16ZM20 245H22L21 247L22 248H20L19 246ZM25 245V246H24ZM37 245H38V249H40V250H38V252L36 251L37 249H34L35 247H37ZM65 245V246H64ZM71 245V246H70ZM72 245H73V248H72ZM79 245V246H78ZM89 245V246H88ZM99 245V246H98ZM106 246L105 248H103V246ZM120 245L122 246V247H120ZM150 245H152V246H150ZM163 247V249H162V247ZM202 245H204V246H202ZM78 246V247H77ZM83 246V247H82ZM96 247L97 249H98V251H99V253H97L98 251H96V252H94L93 250H95L96 248H94V247ZM98 246V247H97ZM102 246V247H101ZM120 248H119V247ZM144 247V248H140V249H138V247ZM146 246V247H145ZM149 246V247H148ZM193 247L192 249L190 248V247ZM11 247V248H10ZM34 247V248H33ZM50 247V248H49ZM55 247V248H54ZM57 247V248H56ZM77 247V248H76ZM91 247V248H90ZM93 247V248H92ZM113 247V248H112ZM123 247H124V249L126 250V252H124L125 250L123 249ZM151 247H153V249L151 248ZM159 247H161V249L159 248ZM164 247H166V249L164 248ZM188 247V248H187ZM200 247V248H199ZM263 247V248H262ZM24 248V249H23ZM44 248H45V250H46V248L48 249V251H49V249H50V252H48L47 250L45 251L44 250ZM63 248V249H62ZM66 248H68L69 250H67ZM72 248V249H71ZM75 248V249H74ZM90 248V249H89ZM107 248V249H106ZM110 249V251H111V253H110V251H108L109 249ZM127 248V249H126ZM132 248H137V249H135V251L132 249ZM149 248V249H148ZM186 250H188V251H186ZM2 249V250H1ZM17 249H18V251H21V252H23L25 249H27V251H28V253H29V250L31 251V249H34V251L32 250V252L34 253L35 251H36V253H35V255H34V258H35V260H37V261H39V262H35L34 261V258H32V256L31 255H29V257H26V259H23L21 256H23V254L24 255H26L27 254V252H26V250L24 251V253H18L17 252ZM21 249V250H20ZM54 251H53V250ZM55 249H56V253H54L55 252ZM57 249H59L58 251H57ZM86 249V250H85ZM89 249V250H88ZM96 249V250H97ZM102 250V249H105V250H102L103 251V253L104 254H102L101 255V253H102V251H100V250ZM115 249V250H114ZM123 251V252H121V250ZM173 249H176V250H178V249H182V251H183V254H182V251H181V253H180V250H178V251H175V250H173ZM185 251H184V250ZM196 249V250H195ZM42 250H44V252L45 253H42ZM82 250H84V254L83 255H85V257L86 258H89L90 259V257H92L93 258V256L92 255H94L95 253H97V257L94 255V258L95 259H91V260H85L86 258L85 257H83L82 256V258H81V256L80 255H82L81 254V251ZM109 252H107V251ZM117 250V251H116ZM137 250V251H136ZM143 250V251H142ZM154 251V252H152V251ZM166 250H168L166 253H162L163 251L165 252ZM91 251H93V252H91ZM129 251V252H128ZM146 251V252H145ZM151 251V252H150ZM156 251V252H155ZM158 251V252H157ZM127 252L129 253V255H131L132 253L131 252H133V255L134 254H136L137 252L139 253H137L135 256H133V255H131V256H129L128 254H127ZM135 252V253H134ZM149 252V253H148ZM162 253V255H161V253ZM169 252H171V253H169ZM175 252V253H174ZM177 252H178V255H177ZM185 252H186V254H185ZM193 252V253H192ZM260 252V253H259ZM37 253H39V254H37ZM42 253V254H41ZM50 253V254H49ZM61 254V256H60V254ZM63 253H64V255H63ZM90 253H92V254H90ZM124 253V254H123ZM141 253V254H140ZM145 253H148V254H146V256H144V254ZM179 253H180V256H181V254H182V256H181V259H180V256H179ZM190 253H192V255H190ZM234 253V254H233ZM7 254V255H6ZM21 254V255H20ZM46 254V255H45ZM49 254V257H50V255L52 256H55V259L53 258V256H52V259H48V257H47V255ZM55 254V255H54ZM88 254V255H87ZM99 254V255H98ZM110 254H111V256H113L114 255V257H113V259L114 260H110V259H108L107 257L108 256H110ZM123 254V255H122ZM125 254H127V256H129L130 257V259H129V257H127V259H125L126 257L124 256ZM143 254V256H141ZM171 255V256H167V255ZM173 254V255H172ZM193 254H197L198 256H195V261H194V259H193V261H192V257H193ZM255 254H257L256 255V257H255ZM36 255L37 256H39L40 257V255H41V257H45V259H46V261L45 260H43L44 259V257L42 258V263H41V261L39 260V258L38 257H36ZM59 256V257H56V256ZM91 255V256H90ZM122 255V257H120ZM164 255H166V256H164ZM199 255L201 256V257H199ZM210 255V256H209ZM212 255V256H211ZM232 255V256H231ZM253 257H252V256ZM75 256H77V257H75ZM89 256V257H88ZM105 256H107V257H105ZM110 256V258H112ZM140 257L142 260L140 261L139 259L140 258H138V257ZM174 256H175V258H174ZM246 256H251V257H247L248 259H245L246 258ZM260 257V258H257V257ZM7 257H5V259H7ZM20 257L22 258V259H20ZM32 259H31V258ZM40 257V258H41ZM121 258V260L120 259H118V262H116L115 261V259L116 258ZM133 257H135L134 258V260L132 261L133 263H131L130 261H131V259ZM144 257V258H143ZM150 257V258H149ZM183 257V258H182ZM185 257H187L186 259H185ZM243 257V258H242ZM256 259H259V260H254L255 258ZM30 260H29V259ZM68 260H67V259ZM79 258H80V260H82V261H79ZM83 258H85V259H83ZM107 259V261H106V259ZM137 258V259H136ZM188 258H190V259H188ZM197 258H198V260H199V258H201V260H197ZM204 260H203V259ZM220 259V260H217V259ZM242 259V261L239 259ZM252 258V259H251ZM27 259L29 260L28 262H27ZM99 259V260H100ZM178 259V260H177ZM180 259V260H179ZM187 259H188V262H187ZM228 259V260H227ZM237 259V260H236ZM251 259V260H250ZM18 260H19V262H18ZM26 260V261H25ZM31 260H33V261H31ZM51 260H56V261H58V262H56V261H52V263L50 262ZM63 260V261H62ZM124 260L126 261L125 263H124ZM128 260H130V261H128ZM49 261V262H48ZM94 261H96V262H94ZM115 261V262H114ZM135 261V262H134ZM139 261V262H138ZM185 261H186V263H185ZM208 261V262H207ZM245 261H249L248 263L247 262H245ZM253 261V262H252ZM255 261V262H254ZM257 261V262H256ZM260 261V262H259ZM8 262V263H7ZM18 262V263H17ZM26 262V263H25ZM56 262V263H55ZM91 262V263H90ZM98 262V263H97ZM193 262V263H192ZM243 262V263H242ZM85 263V264H86ZM88 264V263H87ZM101 264V263H100ZM109 264V263H108Z\"/></svg>",
	"mask_w": 264,
	"mask_h": 264
},
{
	"label": "bare ground",
	"instance_id": "2",
	"mask_svg": "<svg viewBox=\"0 0 264 264\" xmlns=\"http://www.w3.org/2000/svg\"><path fill=\"white\" fill-rule=\"evenodd\" d=\"M9 1H10V0H9ZM9 1H6V3L9 2ZM31 1H32V0H31ZM74 1H75V0H74ZM123 1H124V0L121 1L122 3H121L120 5H118L117 3H116L115 5H113V6H114L113 9L116 10V8L118 7L119 9L117 8V10H119V11L123 14V16H122L121 19H120V22H119V21H118V22L115 21L112 25L109 24V25H111V26H109V28L106 26L107 29L104 28L105 31H104L103 29H102V30L104 31V33H106V35H110V36H112V35H115V36H116V35H117V36H119V37H120L121 35L124 34L123 32H125V34H127L126 32H128L127 35H129V36H132V35H133L132 37L137 36V40H138V42H136V44L138 43V44H137V46H139L138 49H141V47H143V46L146 47L145 45H148L149 40H151V39H150L151 37L149 36V37H150V38L148 37L149 39H148V38H145V37H144L145 39H142V38L140 39V37H139L140 34H142V33H140V31H142V30L144 31V30H145L144 25H145V26L147 25L146 20H148V19H146V18H145V21H144L143 19H141V18L145 17V16H144L145 14H142V13H141L142 11H139V10L142 9L141 7L143 6V5H142V1H141V0H140L141 2L139 1V3H140L139 5H141V7L138 5V3H136V2H138V1H136V0H135L136 2L133 0L135 3L132 1V3H134V4H132L131 1L129 2V0H125V1H128V2H126V3H125V2L123 3ZM155 1H156V0H155ZM163 1H165V3H166V0H163ZM207 1L210 2V3H208V5H207L208 7H210L209 5L212 4V1H213V0H211V1H210V0H207ZM207 1L205 0V4H207ZM214 1H215V2H214ZM214 1H213V3H216L215 6H217V4H219L220 6L223 5V7H221V8H220V6H219V9L217 8L218 6L215 7V8H217L219 11L222 9V12H221V13H218V14H221V16L219 15V18H221V17L224 18V22H227V21H228L227 23L230 24L229 22H230L233 18H234V19H235V18H236V19H240V18H241V21H242V17H241V16L239 17V14L235 13V11L233 12V14H235V15H233V17H232L231 14H229V12H227V11L225 10V7L228 5V4L225 3V2H227L226 0H225V1H224V0H214ZM228 1H229V0H228ZM258 1H259V0H258ZM16 2H17V1H16ZM25 2H26V1H25ZM97 2H98V1H97ZM97 2H96V3H97ZM115 2H116V0H115ZM247 2H248V1H247ZM51 3H52V2H51ZM72 3H73V2H72ZM89 3H90V2H89ZM119 3H120V2H119ZM157 3H158V2H157ZM175 3H176V2H175ZM177 3H178V2H177ZM177 3H176V4H177ZM63 4H65V3H63ZM97 4H98V3H97ZM99 4H100V2H99ZM101 4H102V3H101ZM135 4H137V5H135ZM159 4H160V2H159ZM163 4H164V3H163ZM170 4H171V3H170ZM176 4H174V6H175ZM205 4H204V5H205ZM3 5H4V4H3ZM3 5H2V6H3ZM17 5H18V3H17ZM70 5H71V3H70ZM70 5H69V6H70ZM88 5H89V4H88ZM92 5H93V2H92ZM94 5H95V4H94ZM133 5H134V6H133ZM180 5H181V4H180ZM186 5H187V4H186ZM186 5H185V6H186ZM213 5H214V4L211 5V8H213ZM231 5H234V4L232 3ZM96 6H97V5L94 6V9L96 8ZM99 6H100V5H99ZM113 6H112V7H113ZM174 6H172V7H174ZM178 6H179V3H178V5H177L176 8H178ZM185 6H184V7H185ZM207 6L205 7V11H206V10H208V11L210 10V9L207 8ZM241 6H242V5H241ZM4 7H5V6H4ZM63 7H64V6H63ZM70 7H71V6H70ZM106 7H109V6H106ZM154 7H155V6H154ZM170 7H171V5H169V9H171ZM242 7H243V6H242ZM99 8H100V7H99ZM104 8H105V7H104ZM176 8H175L174 10H176ZM203 8H204V7H203ZM233 8H234V9H231V10H236V7H233ZM254 8H255V7H254ZM3 9H4V8H3ZM66 9H67V7H66ZM88 9H89V8H88ZM90 9H91V8H90ZM102 9H103V8H102ZM239 9H240V8H239ZM97 10H98V9H97ZM100 10H101V9H100ZM100 10H99V11H100ZM103 10H104V9H103ZM106 10H107V9H106ZM201 10H202V9H201ZM213 10H214V8H213ZM213 10H212V12H213ZM218 10H217V11H218ZM228 10H229V9H228ZM17 11H18V10H17ZM32 11H33V10H32ZM63 11H64V10H63ZM92 11H93V10H92ZM119 11H118V12H119ZM172 11H173V10H172ZM177 11H178V10H177ZM180 11H181V10H180ZM202 11H203V13H204V10H202ZM202 11H201V12H202ZM238 11H239V10H238ZM97 12H98V11H97ZM100 12H101V11H100ZM144 12L147 13V14L149 13V11L146 12L145 10H144ZM209 12H211V10H210ZM212 12H211V13H212ZM215 12H216V10H215ZM236 12H237V11H236ZM94 13H95V12H94ZM121 13L119 14V18H120ZM154 13H155V12H154ZM162 13H163V12H162ZM172 13H173V12H172ZM172 13H171V14H172ZM176 13H178V12H176ZM179 13H180V12H179ZM211 13H210V15H211ZM65 14L67 15V13H65ZM68 14L70 15V13H68ZM106 14H107V13H106ZM108 14H110V13H108ZM111 14H112V11H111ZM147 14H146V15H147ZM167 14H168V13H167ZM196 14H197V13H196ZM49 15H50V14H48V16H49ZM92 15L94 16V14H92ZM95 15L97 16L96 13H95ZM103 15H104V13H103ZM162 15H163V14H162ZM162 15H161V16H162ZM215 15H216V16H215ZM245 15H246V14H245ZM249 15H250V14H249ZM43 16H44V15H43ZM86 16H87V15H86ZM150 16H152V15H150ZM157 16H158V15H157ZM171 16H172V15H171ZM193 16H194V15H193ZM230 16H231L232 18H231ZM247 16H248V15H247ZM39 17H40V16H39ZM54 17H55V15H54ZM83 17H84V16H83ZM97 17H98V16H97ZM107 17H108V16H107ZM154 17H155V16H154ZM158 17H160V16H158ZM166 17H167V16H166ZM205 17H206V16H204V18H205ZM217 17H218V15H217V14H214V16H210L209 18H217ZM245 17H246V16H245ZM64 18H65V17H64ZM69 18H71V16H70ZM73 18H74V16H73ZM77 18H78V17H77ZM84 18H85V17H84ZM189 18H192V17H189ZM230 18H231V19H230ZM29 19H30V18H29ZM95 19H97V18H95ZM159 19H160V18H159ZM161 19H162V18H161ZM164 19H165V18H164ZM192 19H193V18H192ZM197 19H198V18H197ZM234 19H233V21H235ZM243 19L246 20V19H249V18H243ZM23 20H24V19H23ZM72 20H73V19H72ZM82 20H84V19H82ZM87 20H88V18H87ZM97 20H98V19H97ZM99 20H100V19H99ZM151 20L154 21V19H151ZM166 20H167V19H166ZM181 20H182V19H181ZM181 20H179V22H180ZM186 20H187V18H186ZM186 20H185V21H186ZM188 20H189V19H188ZM206 20H207V18L205 19V21H206ZM10 21H11V20H10ZM39 21H40V20H39ZM42 21H43V20H42ZM47 21H48V20H47ZM54 21H55V20H54ZM54 21H53V22H54ZM68 21H70V20H68ZM88 21H89V20H88ZM93 21H95V20H93ZM161 21H162V20H161ZM169 21H171V20L169 19ZM169 21H168V22H169ZM57 22H58V21H56V23H57ZM65 22H66V21H65ZM75 22H76V20H75ZM77 22H78V20H77ZM140 22H142V23H140ZM143 22H146V23L142 26L141 24H143ZM154 22H155V21H154ZM157 22H158V21H157ZM159 22H160V21H159ZM166 22H167V21H166ZM245 22H246V21H245ZM245 22L243 21V25L245 24ZM73 23H74V22H73ZM73 23H72V24H73ZM90 23H91V22H90ZM173 23H174V22H173ZM176 23H178V21H177ZM182 23H183V22H182ZM201 23H202V22H201ZM201 23H200V24H201ZM207 23L209 24V21H208V20H207ZM207 23H206V25H207ZM241 23H242V22H241ZM241 23H239L238 27L240 26ZM82 24H83V23H82ZM86 24H87V23H86ZM159 24H161V23H159ZM159 24H158V25H159ZM164 24H165V23H163V25H164ZM183 24H184V23H183ZM189 24H190V22H189ZM189 24H188V25H189ZM202 24H203V23H202ZM258 24H259V23H258ZM0 25H1V24H0ZM18 25H19V24H18ZM75 25H76V23H75ZM89 25H90V24H89ZM163 25H162V26H163ZM247 25H248V24H247ZM7 26H8V25H7ZM10 26H12V25H10ZM14 26H15V25H14ZM62 26H63V25H61V27H62ZM65 26H66V25H65ZM159 26H160V25H159ZM167 26H168V25H167ZM167 26H166V27H167ZM169 26H170V27H169ZM169 26H168V28H171V25H170V24H169ZM178 26H179V24H178ZM190 26H191V25H190ZM198 26H199V25H198ZM241 26H242V25H241ZM241 26H240V27H241ZM245 26H246V25H245ZM1 27H2V26H1ZM8 27H9V26H8ZM163 27H165V26H163ZM163 27H162V28H163ZM246 27H247V32L253 30V27H252L251 25H250V26L248 25V26H246ZM251 27H252V28H251ZM12 28H13V27H12ZM31 28L33 29L34 27H31ZM70 28H71V27H70ZM88 28H89V27H88ZM101 28H102V27H101ZM146 28H147V27H146ZM159 28H160V27H159ZM168 28H163V29L168 30ZM194 28H197V27H194ZM202 28H203V27H202ZM206 28H207V27H206ZM244 28H245V27H244ZM57 29H58V28H57ZM75 29H76V28H75ZM84 29H85V28H84ZM86 29H87V27H86ZM89 29H90V28H89ZM147 29H148V28H147ZM188 29H190V28L188 27ZM213 29H214V28H213ZM213 29H212V30H213ZM235 29H237V28H235ZM254 29H255V28H254ZM8 30H9V28H8ZM28 30H29V29H28ZM67 30H68V29H67ZM69 30H70V29H69ZM78 30H79V29H78ZM160 30H161V29H160ZM171 30H172V29H171ZM217 30H218V29H217ZM223 30H224V29H223ZM230 30H231V29H230V27H229V32H227V35H229V34L233 35V33H230ZM241 30H242V29H241ZM6 31H7V30H6ZM16 31H17V30H16ZM48 31H49V30H48ZM48 31H46V32H48ZM57 31H58V30H57ZM92 31H93V30H92ZM98 31H101V30H98ZM169 31H170V30H169ZM187 31H188V30H186L185 33H187ZM2 32H3V31H2ZM12 32H14V31H12ZM17 32H18V31H17ZM24 32H25V31H24ZM68 32H69V31H68ZM74 32H75V31H74ZM88 32H89V31H88ZM144 32H145V31H144ZM164 32H166V31H164ZM164 32H163V33H164ZM183 32H184V28H183ZM191 32H192V31H191ZM203 32H204V31H203ZM231 32H233V31H231ZM241 32H242V31H241ZM80 33H81V32H80ZM80 33H79V34H80ZM82 33H83V32H82ZM104 33H103V34H104ZM122 33H123V34H122ZM208 33H209V32H208ZM211 33H212V32H211ZM228 33H229V34H228ZM234 33L236 34V32H234ZM252 33H253V32H252ZM252 33H251V34H252ZM6 34H7V33H6ZM12 34H13V33H12ZM21 34H22V33H21ZM58 34H59V33H58ZM64 34H65V33H64ZM100 34H102V33H100ZM130 34H132V35H130ZM168 34H169V33H168ZM225 34H226V33H225ZM235 34H234V35H235ZM2 35H3V34H2ZM17 35H18V33H17ZM19 35H20V34H19ZM72 35H73V34H72ZM77 35H78V34H77ZM77 35H76V36H77ZM180 35H181V33H180ZM183 35H184V34H183ZM209 35H210V34H209ZM217 35H218V34H217ZM220 35H221V34H220ZM0 36H1V34H0ZM6 36H7V35H6ZM11 36H12V35H11ZM35 36H36V35H35ZM35 36H34V37H35ZM46 36H47V33H46ZM48 36H49V35H48ZM58 36H59V35H58ZM68 36H70V35H68ZM78 36H80V35H78ZM83 36H84V35H83ZM83 36H82V38H83ZM86 36H87V35H86ZM89 36H90V35H89ZM200 36H202V35H200ZM205 36H206V35H205ZM229 36H230V35H229ZM229 36H227V37H229ZM236 36H237V35H236ZM249 36H252V35H249ZM30 37H31V36H30ZM92 37H93V36H92ZM106 37H108V36H106ZM152 37H153V36H152ZM208 37H209V36H208ZM230 37H231V36H230ZM32 38H33V37H32ZM37 38H38V36H37ZM39 38H40V37H39ZM44 38H45V37H44ZM68 38H69V37H68ZM77 38H78V37H77ZM80 38H81V37H80ZM114 38H116V37H114ZM125 38H126V37H125ZM130 38H131V37H130ZM175 38H176V37H175ZM217 38H218V37H217ZM219 38H220V37H219ZM219 38H218L217 43H218L219 40H220V43L222 44V41H221V39H219ZM239 38H240V37H239ZM244 38H245V37H244ZM253 38H254V37H253ZM4 39H5V38H4ZM6 39H7V38H6ZM8 39H9V38H8ZM12 39H13V37H12ZM62 39H63V38H62ZM71 39H72V38H71ZM78 39H79V38H78ZM126 39H127V38H126ZM131 39H132V38H131ZM182 39H183V38H182ZM185 39H187V37H186ZM190 39H191V38H190ZM233 39L235 40V38H233ZM233 39H232V40H233ZM19 40H20V39H19ZM29 40H30V39H29ZM35 40H36V39H35ZM38 40H39V39H38ZM103 40H104V39H103ZM122 40H123V39H122ZM137 40H136V41H137ZM170 40H171V39H170ZM204 40H205V39H203L202 42H204ZM225 40H226V41H224V40H223V41H224V42H227V40H229V39L226 38ZM237 40H238V39H237ZM244 40H245V39H244ZM49 41H50V40H49ZM78 41H80V42H78V43H79L78 46H80L81 44H82V46H83V45L85 46V45H86V42H87V38H86V39H79ZM177 41H178V40H177ZM239 41H240V40H239ZM10 42H11V40H10ZM46 42H47V41H46ZM51 42H52V41H51ZM56 42H57V41H56ZM76 42H77V41H76ZM169 42H170V41H169ZM173 42H174V41H173ZM173 42H172V44H173ZM184 42H185V41H184ZM184 42H182V43H184ZM186 42H187V41H186ZM186 42H185V45H186ZM196 42H199V40L196 41ZM205 42H206V40H205ZM14 43H16V42H14ZM41 43H42V42H41ZM114 43H115V42H114ZM120 43H121V42H120ZM134 43H135V42H134ZM134 43H133V44H134ZM179 43H180V41H179ZM215 43H216V42H215ZM220 43H219V44H220ZM239 43H240V42H239ZM239 43H238V41H237V44H239ZM247 43H248V42H247ZM259 43H260V42H259ZM6 44H7V43H6ZM48 44H49V43H48ZM57 44H58V43H57ZM74 44H75V43H74ZM153 44H154V43H153ZM153 44H152V46H153ZM196 44H197V43H196ZM221 44H220L219 46H221ZM262 44H263V43H262ZM43 45H44V44H43ZM65 45H66V44H65ZM105 45H106V44H105ZM165 45H166V44H165ZM175 45H176V44H175V42H174V47H175ZM177 45H178V43H177ZM201 45H202V44H201ZM233 45H234V44H233ZM233 45H232V47H233ZM235 45H236V44H235ZM240 45H241V48H240ZM242 45H243V44H239V46L236 45V46H234V48H232V50H230V51H228V49H227V51H228V52H227V53H228V55H227L228 58H227V56H226L227 61H228V59L231 58L232 60H231V59H230V60H231V61H234L235 64H237V66H238L237 69L239 68V71H241V70L243 69V70L246 72L247 70H245V67L248 65L247 69H249V72H250L251 74H254V77H255V75H256L258 79H263V78H264V75H263L264 73L261 74V73H262V72H261V73L259 74V72L262 71V70H264V57H263V56L261 57V54H260V55H257V53H253V54H252V53L249 52V51H245L244 46H243V48H242ZM246 45H247V44H246ZM15 46H16V45H15ZM41 46H42V45H41ZM49 46H50V44H49ZM58 46H59V45H58ZM121 46H122V45H121ZM123 46H124V48H125L127 45H126V46L123 45ZM148 46H149V45H148ZM159 46H160V45H159ZM179 46H180V45H179ZM186 46H187V45H186ZM199 46H200V45H199ZM19 47H20V46H19ZM37 47H38V46H37ZM47 47H48V46H47ZM50 47H51V46H50ZM54 47L56 48V46H54ZM86 47H87V46H86ZM109 47H111V46H109ZM134 47H136V46L134 45ZM144 47H143V49H144ZM154 47H155V45H154ZM161 47H162V46H161ZM163 47H164V46H163ZM221 47H222V46H221ZM78 48L80 49V47H77V49H78ZM118 48H119V47H118ZM121 48H123V47H121ZM146 48H147V47H146ZM146 48L144 49V51L146 50ZM156 48H157V45H156ZM177 48H178V47H177ZM197 48H198V46H197ZM225 48H226V47H225ZM225 48H224V49H225ZM1 49H2V48H1ZM4 49H5V48H4ZM14 49H15V48H14ZM19 49H20V48H19ZM37 49H38V48H37ZM48 49H49V48H48ZM73 49H74V48H73ZM79 49H78V50H79ZM143 49H141V50H143ZM148 49H149V48H148ZM172 49H173V48H172ZM174 49H175V48H174ZM178 49H179V48H178ZM217 49H218V47H217ZM219 49H220V48H219ZM222 49H223V47H222ZM17 50H18V49H17ZM21 50H22V49H21ZM54 50H55V49H54ZM57 50H58V49H57ZM81 50H82V49H81ZM81 50H80V51H81ZM93 50H94V49H93ZM134 50H135V49H134ZM154 50H155V49H154ZM159 50H160V49H159ZM159 50H157V51H159ZM181 50H182V49H181ZM220 50H221V49H220ZM25 51H26V50H25ZM50 51H52V50H50ZM58 51H59V50H58ZM58 51H57V52H58ZM72 51H73V50H72ZM98 51H99V50H98ZM116 51H117V50H116ZM157 51H156V52H157ZM170 51H171V50H170ZM177 51H178V50H177ZM187 51H188V50H187ZM206 51L208 52V49H207ZM218 51H219V50H218ZM222 51H223V50H221V52H222ZM224 51H225V50H224ZM13 52H14V51H13ZM15 52H16V51H15ZM34 52H35V51H34ZM36 52H37V51H36ZM36 52H35V53H36ZM54 52H55V51H54ZM73 52H74V51H73ZM73 52H72V53H73ZM76 52H77V51H76ZM88 52H89V51H88ZM99 52H100V51H99ZM136 52H137V49H136ZM142 52H143V51H142ZM159 52H160V51H159ZM163 52H164V51H163ZM178 52H179V51H178ZM207 52H205V53H207ZM62 53H63V52H62ZM67 53H68V52H67ZM72 53H71V54H72ZM95 53H96V52H95ZM115 53H117V52H115ZM123 53H124V52H123ZM139 53H140V52H139ZM157 53H158V52H157ZM160 53H161V52H160ZM169 53H170V52H169ZM174 53H175V54H174ZM179 53H181V52H179ZM184 53H185V52H184ZM198 53H200V52L198 51ZM12 54H13V53H12ZM16 54H17V52H16ZM68 54H70V52H69ZM71 54H70V55H71ZM74 54H75V52H74ZM76 54H77V53H76ZM76 54H75L74 56H76ZM81 54H82V53H81ZM84 54H85V53H84ZM93 54H94V53H93ZM124 54H125V53H124ZM144 54H145V52H144ZM171 54H172V52H171ZM187 54H188V53H187ZM189 54H190V53H189ZM191 54H192V53H191ZM193 54H194V52H193ZM207 54H208V53H207ZM225 54H226V53H225ZM20 55H21V54H20ZM37 55H38V54H37ZM94 55H95V54H94ZM94 55H93V56H94ZM141 55H142V54H141ZM162 55H164V53H163ZM169 55H170V54H169ZM214 55H216V54H214ZM11 56H12V55H11ZM14 56H15V55H14ZM16 56H17V55H16ZM66 56H67V55H66ZM74 56H73V57H74ZM84 56H87V55H84ZM93 56H91L92 59H93ZM139 56H140V55H139ZM150 56H151V55H150ZM156 56H157V55H156ZM191 56H192V55H191ZM194 56H195V54H194ZM199 56H200V55H199ZM203 56H204V54H203ZM206 56H207V55H206ZM221 56H222V55H221ZM230 56H231V57H230ZM12 57H13V56H12ZM29 57H30V56H29ZM98 57H99V55H98ZM131 57L133 58L134 56H131ZM131 57H130V58H131ZM153 57H154V56H153ZM160 57H161V56H160ZM167 57H168V56H167ZM180 57H181V58H180ZM180 57H178V56L176 55V52H173V55H171V57L169 56V57L167 58L170 62H169L167 59H166V60H165L164 58H163V59H164L165 61H168V62H169L168 65H169L170 63H178V62H180V64H179V66H180V65H181V62H182V63H183V61L185 62V60L182 59L183 56L181 55ZM201 57H202V56H201ZM43 58H44V57H43ZM82 58H83V57H82ZM82 58H81V59H82ZM85 58H86V57H85ZM95 58H96V57H95ZM95 58H94V59H95ZM139 58H140V57H139ZM158 58H159V57H158ZM185 58H186V57H185ZM190 58H191V57H190ZM216 58H217V56H216ZM218 58H219V57H218ZM8 59H9V58H8ZM18 59H19V58H18ZM18 59H17V60H18ZM22 59H23V58H22ZM90 59H91V58H90ZM154 59H155V58H154ZM186 59H188V58H186ZM210 59H211V58H210ZM222 59L225 60L224 57H223ZM13 60H15V59H13ZM108 60H109V59H108ZM108 60H107V61H108ZM116 60H117V59H116ZM129 60H130V59H129ZM134 60H135V59H134ZM159 60H160V59H159ZM196 60H197V59H196ZM205 60H206V59H205ZM216 60H217V59H216ZM1 61H2V60H1ZM68 61H69V60H68ZM76 61H77V60H76ZM79 61H80V60H79ZM88 61H89V60H88ZM91 61H93V60H91ZM95 61H96V60H95ZM118 61H119V58H118ZM136 61H137V60H136ZM143 61H144V60H143ZM186 61H187V60H186ZM219 61H221V60H219ZM6 62H7V61H6ZM14 62H15V61H14ZM65 62H66V61H65ZM93 62H94V61H93ZM93 62H90V63L92 64ZM105 62H106V61H105ZM130 62H132V61H130ZM211 62H213V61H211ZM215 62H216V61H215ZM221 62H222V61H221ZM234 62H232V63H234ZM246 62L249 63V64H247V65L244 67V63H246ZM74 63H75V62H74ZM76 63H77V62H76ZM76 63H75V64H76ZM78 63H79V62H78ZM78 63H77V64H78ZM80 63H81V62H80ZM94 63H95V62H94ZM94 63H93L94 66L92 65V68L98 66L97 63H95V64H94ZM134 63H135V62H134ZM204 63H205V62H204ZM204 63H203V65H204ZM228 63H229V62H228ZM72 64H73V63H72ZM91 64H88V66L91 65ZM96 64H97V65H96ZM111 64H112V63H111ZM128 64H129V63H128ZM143 64H144V63H143ZM143 64H142V65H143ZM163 64H165V63H163ZM183 64H184V63H183ZM186 64H187V63H186ZM219 64H220V63H219ZM229 64H230V63H229ZM235 64H233V65H235ZM14 65H15V64H14ZM17 65H18V64H17ZM20 65L22 66L23 64H20ZM33 65H34V64H33ZM73 65H74V64H73ZM73 65H72V66H73ZM80 65H81V64H80ZM108 65H110V64H107L105 67H107ZM122 65H124V64H122ZM160 65H161V64H160ZM168 65H165L164 67H166V66L168 67ZM209 65H210V64H209ZM211 65H212V64H211ZM213 65H214V64H213ZM12 66H13V65H12ZM38 66H39V65H38ZM81 66H82V65H81ZM88 66H87V68H88ZM115 66H116V65H115ZM128 66H129V65L126 64V67H128ZM156 66H157V64H156ZM156 66H155V67H156ZM177 66H178V64H177ZM181 66H182V65H181ZM22 67H23V66H22ZM33 67H34V66H33ZM68 67H69V66H68ZM73 67H74V66H73ZM98 67H99V66H98ZM105 67H104V68H105ZM112 67L114 68V66H112ZM122 67H124V66H122ZM126 67H125V68H121V67H120V68H121V69H126ZM138 67H139V66H138ZM155 67H153V68L155 69ZM159 67H161V66H159ZM235 67H236V66H235ZM12 68H13V67H12ZM92 68H91V69H92ZM96 68H97V67H96ZM102 68H103V67H102ZM113 68H112V69H113ZM116 68H117V67H116ZM183 68H184V67H183ZM208 68L210 69V68H212V67L209 66ZM0 69H1V68H0ZM7 69H8V68H7ZM60 69H61V68H60ZM72 69H78V68H77V67H74V68H72ZM84 69H85V68H84ZM88 69H89V68H88ZM88 69H87V70H88ZM91 69H90V70H91ZM109 69H110V68H109ZM130 69H132V68H130ZM130 69H128V70H130ZM148 69H149V68H148ZM189 69H190V68H189ZM237 69H236V71L238 72ZM2 70H3V68H2ZM16 70H18V69H16ZM44 70H45V69H44ZM64 70H65V68H64ZM64 70H63V71H64ZM70 70H71V69H70ZM87 70H86V71H87ZM96 70H97V69H96ZM115 70H116V69H114V71H115ZM128 70H127V71H128ZM163 70H164V68H163ZM165 70H166V69H165ZM200 70H201V68H200ZM213 70H214V69H213ZM111 71H112V70H111ZM127 71L125 70V71L122 73V74L124 75V73L126 72L125 80H124V78H123V81H122V78H121V81H120V82H124V84H125V85H123L124 87L121 86V88L123 87V88L125 89V93H124V101H123V100H121V101H123V102H125V103H123L124 106H122L123 104L119 105V107H120V106L123 107V110L129 111V109H132V110H133L134 108L136 109V107H140L139 110H142V108L145 109V106L147 105V103H149L150 100H156L155 98L152 99V98H153V95L150 94V93L148 94V92H147L148 90H147V89L150 88V87H152V88L154 87L153 89H155V87H156L157 90H158V91L156 92L157 95L154 94L155 92H154L153 94L156 95V96L158 97V99L160 100V102L158 101V103L161 104V105H159V106H161L162 109H163V110H161V111L166 112V114H167L168 116L173 117V118L177 117V118L180 119L181 116L183 115V117L181 118L182 121H183V123L189 121L190 119H194V118H195V117H194V118L192 117V118L189 119V118H187V116H185V115L190 114V113H188L187 111H183V112H186V114H185V115H184V114H180L179 111L174 110V108L172 107V105H173V103H174L173 101H175V100H174L175 97L173 98V96H172V98H171V97H170V94H171L172 92H175V90H179V91H180V89H181V88H179L181 85L179 86V85L176 83V81H175L176 78L173 79L174 77L169 76V75L162 76V77H158L157 75H154V73L151 74V72H149L148 70H147L148 72H145L146 70H145V71H144V70H143V71H137V70H134V69H133V70H131L130 73H127ZM154 71H155V70H154ZM183 71H184V70H183ZM198 71H199V70H198ZM201 71H202V70H201ZM203 71H204V70H203ZM205 71H206V70H205ZM236 71H235V72H236ZM1 72H2V71H1ZM9 72H10V70H9ZM9 72H8V73H9ZM13 72H14V71H13ZM79 72H80V71H79ZM116 72H118V71H115V72L112 71L113 74L116 73ZM121 72H122V71H120V72L117 73V74H121ZM157 72H158V71H156L155 73H157ZM215 72H216V70H215ZM263 72H264V71H263ZM6 73H7V72H6ZM37 73H38V72H37ZM45 73H46V72H45ZM69 73H70V72H69ZM85 73H86V72H85ZM94 73H96V72L93 70V75H94ZM213 73H214V72H213ZM250 73H248V75H250ZM1 74H2V73H1ZM1 74H0V75H1ZM4 74H5V73H4ZM25 74H26V73H25ZM71 74H72V73H70V75H71ZM77 74H78V73H77ZM86 74H87V73H86ZM96 74H98L97 77H99V78L101 77L100 75H102L101 72H98V73H96ZM109 74H110V73H109ZM199 74H200V73H199ZM258 74L260 75L259 77H258ZM7 75H8V74H7ZM20 75H21V74H20ZM27 75H28V74H27ZM27 75H26V76H27ZM29 75H30V74H29ZM31 75H32V74H31ZM73 75H74V74H73ZM93 75L90 74V76H93ZM103 75H104V74H103ZM103 75H102V76H103ZM110 75H111V74H110ZM181 75H182V74H181ZM184 75H185V74H183L182 76H184ZM192 75H193V74H192ZM205 75L207 76V74H205ZM228 75H230V74L228 73ZM262 75H263V76H262ZM1 76H2V75H1ZM66 76H67V75H66ZM88 76H89V74H88ZM105 76H107L106 73H105ZM105 76H103V77H105ZM182 76H181V79H184V77L182 78ZM185 76H187V75H185ZM236 76H237V74H236ZM246 76H247V75H246ZM246 76H245V78H246ZM250 76H252V75H250ZM2 77H5V75L2 76ZM2 77H1V78H2ZM28 77H29V76H28ZM74 77H75V76H74ZM77 77H78V76H77ZM95 77H96V75H95ZM112 77H113V76H112ZM115 77H116V76H115ZM115 77H114V79H115ZM123 77H124V76H123ZM193 77H194V75H193ZM202 77H203V76H202ZM238 77H239V76H238ZM238 77H237V78L234 77V78H236L235 81L238 79ZM247 77H248V76H247ZM260 77H261V78H260ZM23 78H24V77H23ZM25 78H26V77H25ZM31 78H32V77H31ZM68 78H69V76H68ZM71 78H73V77H71ZM90 78H92V77H90ZM99 78H98V80H99ZM194 78H195V80H196V79H197V76L194 77ZM194 78H193V79H194ZM206 78H207V77H206ZM243 78H244V77H243ZM243 78L240 77L241 80H242ZM257 78H256V79H257ZM33 79H34V78H33ZM60 79H62V78H60ZM64 79H66V77H65ZM64 79H62L63 82L66 81V80H64ZM79 79H80V78H79ZM105 79H106V78H105ZM108 79H110V77H109ZM240 79L238 80V81H239V84H240V82H243V81L245 82V81H246V80L241 81ZM250 79H252V78H250ZM0 80H1V79H0ZM18 80H19V79H18ZM29 80H30V79H29ZM35 80H36V79H35ZM35 80H34V81H35ZM46 80H47V79H46ZM76 80H77V79H76ZM102 80L104 81V78H102ZM190 80H191V79H190ZM200 80H201V79H200ZM205 80H206V79H205ZM1 81H2V80H1ZM37 81H38V80H37ZM37 81H36V82H37ZM50 81H51V80H50ZM80 81H81V80H80ZM86 81H87V80H86ZM86 81H85V82H86ZM103 81H102V82H103ZM110 81H111V80H110ZM177 81H181V82H183L182 80H177ZM197 81H198V80H197ZM247 81H248V80H247ZM247 81H246L245 83H243V85L245 84V85H247V86H246V87L244 86V87L242 88V90H240V88H239V91L237 90V92H234V93H236L235 95H230V94L228 93L229 91H231V94H233V91H236V90H235L236 87H235V86L232 87V85H230V86H231L230 88H226L227 86H229V85H226L225 88H226L227 91L223 88L222 90L224 91V93H223V91H222V92H221L222 94L219 93V94H215V95H214L213 90H212V89H211V90L209 89L210 92H211V94L213 95V96L210 95V96H211L212 103L210 104V102L208 103V102H206L205 100L202 101V102H199L198 104H200V105H198V107H201V108H199V110H204V109H206V108H207V109H214L215 107H218V108L220 109V111H221V109H226V111L229 110V111H233V112H238L239 114L242 115V114H244V112H246V111H248V112H253V108L255 109V107H256L258 104L260 105V109H262V107H264V105H263V102H262V96L260 97V95L264 93V90H260V89H258V90H256V92L253 91V90H250V88H249V83H247ZM262 81H263V80H262ZM13 82H14V80H13ZM29 82L31 83V81H29ZM67 82H70V79H69V81L67 80ZM67 82H66V83H67ZM83 82H84V81H83ZM102 82L100 81L99 83H102ZM116 82H117V81H116ZM198 82H199V81H198ZM200 82H201V81H200ZM203 82H204V81H203ZM203 82H202V83H203ZM229 82H232V81H229ZM233 82H234V81H233ZM248 82H251V83H252L253 81L250 80V81H248ZM260 82H261V81H260ZM3 83H4V82H3ZM21 83H22V82H21ZM34 83H35V82H34ZM46 83H47V82H46ZM46 83H45V84H46ZM70 83H71V82H70ZM76 83H77V81H76ZM103 83H104V82H103ZM105 83H106V80H105ZM114 83H115V82H114ZM114 83H113V84H114ZM12 84H13V83H12ZM37 84H39V83H37ZM68 84H69V83H68ZM108 84H110V82H109ZM115 84H116V83H115ZM215 84H216V83H215ZM225 84H227V83H225ZM239 84L236 85V86H237V87H238V86H241V85H239ZM0 85H1V84H0ZM5 85H6V84H5ZM13 85H14V84H13ZM25 85H26V84H25ZM25 85H24V88H25ZM41 85H42V84H41ZM70 85H71V84H70ZM98 85H99V84H98ZM100 85H103V84H100ZM110 85H111V84H110ZM110 85H109V86L105 85V86H107V88H106L105 86H103V87L105 88V89H104V88H103V89H104L105 91H107L108 87L110 88ZM120 85H122V84H120ZM211 85H212V84H211ZM223 85H224V84H223ZM16 86H17V85H16ZM19 86H20V85H19ZM39 86H40V85H39ZM73 86H74V85H73ZM111 86H112V85H111ZM185 86H186V85H185ZM185 86H184V87H185ZM217 86H219V85H217ZM224 86H225V85H224ZM224 86H223V87H224ZM21 87H22V86H21ZM28 87H29V86H28ZM28 87H26V88H28ZM70 87H72V86H70ZM70 87H69V88H70ZM79 87H80V86H79ZM96 87H99V86L96 85ZM101 87H102V86H101ZM112 87H113V86H112ZM114 87H116V85H115ZM117 87H118V85H117ZM0 88H1V87H0ZM22 88H23V87H22ZM24 88H23V92H24ZM36 88H37V87H36ZM49 88H50V87H49ZM76 88H77V87H76ZM182 88H183V86H182ZM212 88H213V87H212ZM218 88H219V87H218ZM231 88H235V89L232 90ZM3 89H5V88H3ZM8 89H9V88H8ZM17 89H18V87H17ZM17 89H15V90H17ZM31 89H32V87H31ZM34 89H35V88H34ZM58 89H59V87H58ZM70 89H71V88H70ZM70 89H69V91H71ZM73 89H74V88H73ZM81 89H83V87H82ZM84 89H85V88H84ZM84 89H83V90H84ZM94 89L96 90V88H94ZM98 89H99V88H98ZM190 89H191V88H189V91H190ZM216 89H217V88H216ZM230 89H231V90H230ZM246 89L249 90V91H246ZM49 90H50V89H49ZM49 90H48V91H49ZM99 90H101V88H100ZM104 90L102 91V93L104 92ZM113 90H114V89H113ZM113 90H112V91H113ZM118 90H119V89H118ZM121 90L124 91L123 89H121ZM150 90H151V88H150ZM195 90H196V89H195ZM195 90L193 91V92H195V93H193V92H192V93H193V95H195V97H196L197 100H200V99L203 98L202 96H206V95H207V94L204 95L205 92H204V93L202 92L203 94H202V93H196V92H198V91H197V90L195 91ZM244 90H245V91H244ZM17 91H18V90H17ZM21 91H22V89H21ZM21 91H20V92H21ZM43 91H44V90H43ZM53 91H54V90H53ZM55 91H56V90H55ZM55 91H54V92H55ZM69 91H68V92H69ZM74 91H75V90H73V92H74ZM79 91H80V89H79ZM85 91H86V89H85ZM97 91H98V90H97ZM108 91H109V89H108ZM108 91H107V92H108ZM116 91H117V90H116ZM185 91H186V88H185ZM191 91H192V90H191ZM191 91H190V92H191ZM204 91H205V90H204ZM207 91H208V90H207ZM207 91H206V93H207ZM261 91H263V92H262L261 94H259V92H261ZM46 92H47V91H46ZM50 92H51V91H50ZM71 92H72V91H71ZM88 92H89V91H88ZM98 92L101 93V91H98ZM113 92H114V91H113ZM183 92H184V91H183ZM190 92H188V89H187V93H190ZM200 92H201V91H200ZM214 92H215V89H214ZM217 92H218V91H217ZM257 92H258V93H257ZM0 93H1V90H0ZM2 93H3V92H2ZM7 93H8V92H7ZM27 93H28V92H27ZM32 93H33V91H32ZM55 93H56V92H55ZM69 93H70V92H69ZM90 93H91V92H90ZM90 93H88V94H90ZM93 93H95V92L93 91ZM93 93H92V94H93ZM109 93H110V91H109ZM120 93L123 94V92H120ZM181 93H182V92H181ZM181 93H180V94H181ZM192 93H191V94H192ZM20 94H21V93H20ZM28 94H29V93H28ZM43 94H44V93H43ZM86 94H87V93H86ZM92 94H91V95H92ZM106 94H108V93H105V95H106ZM114 94H115V93H114ZM177 94H178V93H177ZM184 94H186V92H185ZM209 94H210V93H209ZM209 94H208V95H209ZM228 94H229V95H228ZM9 95H10V94H9ZM9 95H8V97H9ZM91 95H89V97H90ZM94 95L97 96V95H99V94H96V93H95ZM94 95H93V99H96L98 96L95 98ZM100 95H102V94H100ZM111 95H113V94H111ZM150 95H152V97H150ZM0 96H1V94H0ZM3 96H4V95H3ZM14 96H15V95H14ZM25 96H26V95H25ZM35 96H37V94H36ZM38 96L40 97V94H39V93H38ZM83 96H84V95H83ZM156 96H154V97H156ZM174 96H175V95H174ZM229 96H231V97H229ZM240 96H241V97H240ZM1 97H2V96H1ZM20 97H21V96H20ZM23 97H24V96H23ZM39 97H36V98H39ZM70 97H71V96H70ZM70 97H69V100L72 99V98H70ZM80 97H81V96H80ZM85 97L87 98L88 96H85ZM85 97H83V99H85ZM107 97H108V96H107ZM119 97H120V96H119ZM201 97H202V98H201ZM233 97H240L239 100H245V101H243V102H241V103H236V102L234 101V102H235V105H234V106H231L230 103H231L232 99H234ZM10 98H11V97H10ZM17 98H18V97H17ZM33 98H34V96H33ZM63 98H66V97H63ZM63 98H62V100L60 99L61 102L63 101ZM98 98H99V97H98ZM105 98H106V97H105ZM117 98H118V97H117ZM180 98H181V96H180ZM4 99H5V98H4ZM4 99H3V100H4ZM6 99H8V98H6ZM6 99H5V100H6ZM73 99H74V98H73ZM76 99H77V101H78L79 98H76ZM101 99H102V97H101ZM106 99H107V98H106ZM108 99H109V98H108ZM120 99H122V98H120ZM175 99H176V98H175ZM204 99H207V98H204ZM228 99H229V100H228ZM11 100H12V99H11ZM20 100H21V99H20ZM35 100H36V99H35ZM43 100H44V98H43ZM43 100L41 99L40 102H41V101L43 102ZM65 100H68V97H67ZM69 100H68V101H69ZM85 100H86V99H85ZM90 100H91V98H90ZM102 100H103V99H102ZM117 100H119V99H117ZM202 100H203V99H202ZM211 100H209V101H211ZM213 100H214V101H213ZM56 101L59 102L58 99H57ZM56 101H55V102H56ZM71 101H72V100H71ZM80 101H81V100H80ZM82 101H83V100H82ZM91 101H92V100H91ZM93 101H94V100H93ZM96 101H98V100H96ZM215 101L218 102V104L214 107V106H212V104H213ZM0 102H1V101H0ZM20 102H21V101H20ZM30 102H31V101H30ZM32 102H33V101H32ZM72 102H73V101H72ZM74 102H75V101H74ZM89 102H90V101H89ZM98 102H100V101H98ZM113 102H114V101H113ZM115 102H117V101L115 100ZM119 102H120V101H118L116 104H118ZM152 102H153V101H152ZM152 102H150V103L153 104ZM175 102H176V101H175ZM16 103H17V102H16ZM33 103H36V102H33ZM59 103H60V102H59ZM63 103H64V102H63ZM63 103H61V104H63ZM66 103H67V102H66ZM66 103H65V105H66ZM69 103H70V102H69ZM69 103H67V104H68L67 106L70 105ZM84 103H85V104H89L88 102H84ZM84 103H83V104H84ZM109 103H110V102H109ZM120 103H121V102H120ZM156 103H157V102H156ZM158 103H157V104H158ZM9 104H10V103H9ZM51 104H53V102L50 103V104H48V105L50 106ZM55 104H56V103H55ZM55 104H53V106H55ZM83 104H82V105H83ZM85 104H84V107H86ZM92 104H93V103H92ZM100 104H101V103H100ZM100 104H99V105H100ZM102 104H103V103H102ZM113 104H114V103H113ZM154 104H155V103H154ZM154 104H153V105H154ZM174 104H175V103H174ZM3 105H4V103H3ZM31 105H32V104H31ZM34 105H35V104H34ZM37 105H38V103H37ZM40 105H41V104H40ZM40 105H39V106H40ZM44 105H45V104H44ZM58 105H59V107H60V108L58 107L59 110H60L61 107H63V105H61V106H60V104H58ZM58 105H57V106H58ZM110 105H111V104H110ZM209 105H210V106H209ZM218 105H219V106H218ZM16 106H17V105H16ZM20 106H22V105H20ZM26 106L28 107L29 104L26 105ZM32 106H33V105H32ZM45 106H46V105H45ZM45 106L42 105V109H43V107H45ZM67 106H66V107H67ZM93 106H94V105H93ZM97 106H98V105H97ZM111 106H112V105H111ZM143 106H144V107H143ZM4 107H5V106H4ZM27 107H25V109H24V107H23L22 110L24 109V110L26 111L25 113H27V111H30V112H32V113L34 114V111H32V109H29V110H28ZM29 107L32 108L31 106H29ZM29 107H28V108H29ZM46 107H47V106H46ZM50 107H52V106H50ZM50 107H49V108H50ZM66 107H64V108H66ZM115 107H116V106H115ZM68 108H69V107H68ZM96 108H97V107H96ZM96 108H94V109L96 110ZM109 108H110V107H109ZM116 108H117V107H116ZM146 108H147V107H146ZM148 108H149V107H148ZM34 109H35V112H36V111H39V109H38V110H37L36 108H34ZM44 109H45V108H44ZM46 109H48V108H46ZM55 109H56V111H57V107H56ZM62 109H63V108H62ZM66 109H67V108H66ZM77 109H78V108H77ZM84 109H85V108H84ZM91 109H92V108H91ZM160 109H161V108H160ZM216 109H217V108H215L214 112L218 111V109H217V110H216ZM249 109H251V111H249ZM4 110H5V109H4ZM24 110H23V112H24ZM40 110H41V108H40ZM48 110H51V109H48ZM67 110H68V109H67ZM67 110H66V111H67ZM80 110H82V112H80L79 110L76 111V112L78 113V115H79V112H80V115H81V114L83 113V111H84L83 108H81ZM136 110H137V109H136ZM136 110H135V112H133L134 110H133L132 112L135 113V114H137V113H136ZM149 110H150V108H149ZM149 110H148V111H149ZM158 110H159V108L157 109V112H159ZM179 110H180V109H179ZM0 111H1V110H0ZM19 111H20V110H19ZM51 111H52V110H51ZM54 111H55V110H54ZM66 111H65V112H66ZM70 111H72V110H68L67 113L69 114ZM78 111H79V112H78ZM85 111H86V110H85ZM85 111H84V112H85ZM87 111H89V110H87ZM113 111H115V110H113ZM130 111H131V110H130ZM180 111H181V110H180ZM192 111H193V113H194L196 110H195V111L192 110ZM220 111H219V112H220ZM222 111H223V110H222ZM222 111H221V112H222ZM13 112H14V110H13ZM17 112H18V111H17ZM21 112H22V111H21ZM30 112H28L26 115H28ZM39 112H40V111H39ZM43 112H44V110L41 111V114H42ZM45 112H46V111H45ZM57 112H58V111H57ZM76 112H74V113H76ZM108 112H109V111H108ZM117 112H118V111H117ZM117 112H116V115H117ZM132 112H130V113H132ZM137 112H140V111L137 110ZM143 112H144V111H143ZM143 112L141 111V113H143ZM146 112H147V109H146ZM203 112H204V111H203ZM211 112H213V111H211ZM15 113H16V112H15ZM32 113H31V114H32ZM51 113H52V112H51ZM85 113H86V112H85ZM110 113H112L111 109H110ZM161 113H162V112H161ZM205 113H207V112H205ZM216 113H217V112H216ZM4 114H6V113H4ZM16 114H18V113H16ZM31 114H29L28 116H30ZM39 114H40V113H39ZM41 114H40L39 117L37 116V117H38L37 119H39L40 117L44 119V117H42ZM53 114L57 116L59 113L56 114V112H55V113H53ZM65 114H66V113H65ZM65 114H64V115H65ZM103 114H104V113H103ZM106 114H107V113H106ZM118 114H119V112H118ZM151 114H152V113H151ZM153 114H154V117H155L156 114H158V113H156V114L153 113ZM153 114H152V115H153ZM203 114H204V113H203ZM18 115H20V114H18ZM43 115H44V113H43ZM47 115H49V114L47 113ZM66 115H67V114H66ZM70 115H71V113H70ZM78 115L76 116V114H75V116H74L75 118H76V117H78V118L74 119L73 116H72V118H73L74 120H77V119L79 120L80 117H83L82 115H84V113H83L81 116H78ZM85 115H86V117H89L90 114L88 115V114L86 113ZM85 115H84V116H85ZM101 115H102V114H101ZM101 115L99 116V118L97 117L98 120L101 118ZM110 115H114V114H110ZM110 115H109V116H110ZM120 115H121V114H120ZM123 115H125V114H123ZM130 115H131V114H129V115H127V116H130ZM139 115L141 116V114H139ZM142 115H144V114H142ZM146 115H147V114H146ZM149 115H150V114H149ZM152 115H151V118L149 117V119H152ZM162 115H164V114L162 113ZM162 115H160V116L162 117ZM205 115H206V114H205ZM218 115H219V114H218ZM234 115H235V114H234ZM247 115H248V116L246 117V118H248L247 121H248L250 118H251V120H253L254 118H257L256 116H253V115H252V117H253V118H252V117L250 116L251 114H248V113H247ZM13 116H14V115H13ZM23 116H25V115H23ZM28 116H27V117H28ZM49 116H50V115H49ZM49 116H47V117L45 116V119H44V120H47V119L51 118V117H49ZM51 116H52V115H51ZM67 116H69V115H67ZM91 116H93V115H91ZM127 116H125V118H126ZM140 116H138L139 119H140ZM178 116H179V117H178ZM184 116H185L187 119H186ZM212 116H213V115H212ZM212 116H211V114H210V119H211ZM216 116H217V115H216ZM219 116H220V115H219ZM221 116H222V115H221ZM221 116H220V117H221ZM20 117H21V118H20V122L23 121V120L26 118V117H25V118L22 119V116H20ZM33 117H34V116H33ZM35 117H36V116H35ZM53 117H54V116H53ZM59 117H61L60 114L58 115V118H59ZM93 117H95V118H92V119H94V122H96V121H95V119H97L96 116H93ZM102 117H104V116H102ZM113 117H114V116H113ZM121 117H122V115H121ZM121 117L119 118V115H118L117 119H121V120H122V119L124 118V117H123V118H121ZM130 117H131V116H130ZM132 117H133V116H132ZM135 117H136V116H135ZM145 117H146V116H145ZM145 117H143V119H144ZM161 117H160V120L163 121V117H162V119H161ZM166 117H167V116H165V119H166ZM203 117H204V116H203ZM203 117H202V118H203ZM10 118H11V117H10ZM18 118H19V117H18ZM29 118H30V121H31V120H32L31 117H28V120H29ZM46 118H47V119H46ZM55 118H56V117H55ZM58 118H57V119H58ZM69 118H70V117H69ZM107 118H108V117H106V119H107ZM138 118H136V119H138ZM183 118L186 119V120H184ZM198 118H199V117H198ZM200 118H201V117H200ZM204 118H205V117H204ZM216 118H217V117H215V119H216ZM244 118H245V117H244ZM33 119H34V118H33ZM37 119H36V122H38ZM43 119H42V121H43ZM51 119H53V118H51ZM63 119H64V117H63ZM63 119H62V117H61V120L59 119L60 121L58 120V122L60 123L61 121H64ZM82 119H84V117H83ZM86 119H88V118H86ZM92 119L90 118V120H92ZM104 119H105V117H104ZM109 119H110V117H109ZM126 119H129V118L127 117ZM126 119H125V121H128V120H126ZM139 119H138V120H139ZM141 119H142V117H141ZM143 119H142V120H143ZM258 119L260 120L261 118H258ZM3 120H4V119H3ZM18 120H19V119H18ZM18 120H17V121H18ZM26 120H27V118H26ZM39 120H40V119H39ZM49 120H50V119H49ZM49 120H47V121H49ZM66 120H69V119L66 117ZM78 120H77V121H78ZM98 120H97V121H98ZM111 120H112V118H111L109 121H111ZM115 120H116V119H115ZM115 120H113V121H115ZM131 120H132V119H131ZM131 120H130V121H131ZM142 120H141V123H142ZM152 120H153V119H152ZM195 120H197V119L195 118ZM212 120H214V119L212 118ZM217 120H219V119L217 118ZM243 120H244V119H243ZM47 121H45V123L43 122L42 125L44 126V124H46ZM52 121H56V120H51V123H52ZM77 121H74V124H76L75 122H77ZM81 121H82V120H80L78 124H80ZM85 121H86V120H84V123H85ZM92 121H93V120H92ZM100 121H101V120H100ZM100 121H99V122H100ZM102 121H103V119H102ZM106 121H107V120H106ZM113 121H112V122H113ZM117 121H118V120H117ZM117 121H116V122H117ZM133 121H135V119H133L132 122H133ZM154 121H155V120H154ZM154 121H153V122H154ZM162 121H161V123H162ZM175 121H176V120H175ZM175 121H174L173 123H175ZM182 121H181V123H182ZM190 121H192V120H190ZM193 121H194V120H193ZM193 121H192L191 123H197V125H198V122H197V121H195V122H193ZM25 122H26V121H25ZM39 122L41 123V120H40ZM49 122H50V121H49ZM71 122H73L72 119L70 120V123H71ZM87 122H88V121H87ZM118 122H120V121H118ZM118 122H117V124H118ZM135 122H136V121H135ZM157 122H158V121H157ZM211 122H212V121H211ZM217 122H218V121H217ZM217 122H216V123H217ZM239 122H241V121H239ZM243 122H244V121H243ZM245 122H246V121H245ZM2 123H3V122H2ZM53 123H54V122H53ZM55 123H57V122H55ZM55 123H54L53 128H55V126L57 125V124H55ZM107 123H108V122H107ZM141 123H140V125H141ZM143 123L145 124V119H144ZM165 123H166V122H165ZM169 123H170V122H169ZM178 123H179V122L177 121L174 125H176V124H178ZM216 123H215V124H216ZM219 123H222V122H220V120H219ZM259 123H260V122H259ZM5 124H6V123H5ZM34 124H36V123H34ZM60 124L63 125V123H60ZM60 124H58V125H60ZM66 124H68V121H66ZM66 124L63 125V126H66ZM74 124L71 123V125L68 124V126L74 127V126H75ZM88 124H90V123H88ZM88 124H87V125H88ZM91 124H92V123H91ZM91 124H90V125H91ZM94 124H95V123H94ZM94 124H93V126H94L95 128H97V127L99 126V125H97V127H96V126H95L96 124H95V125H94ZM101 124H102L101 126H103V123H101ZM132 124H133V123H132ZM144 124H142V125H144ZM152 124H153V123H152ZM154 124H155V126H154V128H155L157 124H156V123H154ZM217 124H218V123H217ZM31 125H32V124H31ZM52 125H53V124H51V126H52ZM72 125H74V126H72ZM90 125H88V126L90 127ZM104 125H105V122H104ZM106 125L108 126V124H106ZM111 125H112V123H111ZM118 125H121V124H118ZM127 125H128V127H129V124H127ZM130 125H131V124H130ZM133 125H134V126H133ZM133 125H132V126L135 128V124H133ZM138 125H139V124H138ZM140 125H139V126H140ZM147 125H148V121H147L146 126H147ZM161 125H162V124H161ZM161 125L158 126V127H156L157 129L159 128L160 133H162V132H164V131H166V133H167V129H166L167 127H166V126H168V128H172L171 124H170V125H163V126H161ZM180 125H181V124H180ZM232 125H233V124H232ZM8 126H9V125H8ZM8 126H7V127H8ZM36 126H37V125H34V128L31 127V128H32V132H33L37 127H39V126H37V127H36ZM49 126H50V125H48V127H49ZM84 126H86V125H84ZM91 126H92V125H91ZM121 126H122V125H121ZM136 126H137V125H136ZM148 126H149V127H148L149 129H154V128H150V126H152V125H150V121H149V125H148ZM164 126H165L166 128H164ZM170 126H171V127H170ZM194 126H195V125H194ZM21 127H22V126H21ZM25 127H26V126H25ZM27 127H28V125H27ZM27 127H26L25 129H27ZM76 127H77V126H76ZM89 127H85V128L88 129V133H86L87 131H85V129H84L85 134L88 135L89 133L92 132V133L94 134V135H92V136H93L92 138H97V137H95V136H97V133L99 134V132L96 131V132H97V133H96V132H94V131H91V130H89ZM103 127H104V126H103ZM105 127H106V126H105ZM124 127H126V126L124 125ZM130 127H131V126H130ZM130 127H129V128H130ZM133 127H132V128H133ZM160 127H161V128H160ZM173 127H174V126H173ZM175 127H176V126H175ZM9 128H10V127H9ZM13 128H15V127H13ZM41 128H42V127H41ZM43 128H45V126H44ZM64 128L66 129V128H68V127H64ZM101 128H102V127H101ZM118 128H119V127H118ZM120 128H121V127H120ZM120 128H119V129H120ZM132 128H130V129H132ZM139 128H140V127H139ZM156 128L154 129L155 131H157ZM177 128H179V127H177ZM177 128H176V129H177ZM186 128H188V127L186 126ZM16 129H18V128H16ZM22 129H23V128H22ZM22 129H21V130H22ZM33 129H34V130H33ZM47 129H48V128H47ZM51 129H52V128H51ZM57 129L59 130V129H61V128H57ZM57 129H56V130H57ZM65 129H61V131H62V130H65ZM69 129H70V128H69ZM69 129H68V130H69ZM91 129H92V128H91ZM93 129H94V128H93ZM102 129H103V128H102ZM104 129H106V128H104ZM115 129H116V128H115ZM122 129H123V128H122ZM124 129H125V128H124ZM174 129H175V128H174ZM189 129H190V128H189ZM189 129H187V130H189ZM237 129H238V131H239V128H238V127H230L229 129L226 130V133H224L225 136L228 138V141H231L232 143H234V144H236V145H237L238 142H240V140H241L242 138H244V140L247 141L245 137H242L241 139L238 137L239 135H237V133H236V132H237ZM2 130H3V129H1V131H2ZM7 130H8V128H7ZM7 130H4V131H3V132H5L4 134H1L2 132L0 131V134H1L0 137H1V138H4L5 134H6V135L8 134V133H6ZM45 130H46V129H45ZM49 130H50V128L48 129V131H49ZM52 130H53V129H52ZM56 130H55V131H56ZM58 130H57L56 133H55V131H54L52 134H57L58 132H60V130H59V131H58ZM96 130H97V129H96ZM120 130H121V129H120ZM125 130H126V129H125ZM132 130H134V129H132ZM132 130H131V131H132ZM190 130H192V128H191ZM11 131H12V130H11ZM14 131H15V130H14ZM14 131H13V132H14ZM26 131H29V129L26 130ZM40 131L43 132V130H39V132H40ZM46 131H47V130H46ZM48 131H47V134H49ZM84 131H82L83 134H84ZM98 131H101V129L98 130ZM102 131H103V130H102ZM117 131H118V129H117ZM121 131H122V130H121ZM121 131H120V132H121ZM126 131H127V130H126ZM126 131H124V132H126ZM131 131H130V132H131ZM148 131H150V130H148ZM151 131L153 132V130H151ZM169 131H170V130H169ZM173 131H174V130H173ZM192 131H193V130H192ZM196 131H199V130L197 129ZM196 131H195V132H196ZM205 131H206V130H204V131H202V132L205 133ZM252 131H253V130H252ZM24 132H25V131H24ZM32 132H31V134H32ZM37 132H38V131H37ZM63 132H64V131H62V133H63ZM68 132H69V131H68ZM68 132H66V133L68 134ZM70 132H73V130L70 131ZM113 132L115 133L116 131H113ZM120 132H119V133H120ZM152 132H151V133H152ZM187 132H189V131H187ZM190 132H191V131H190ZM195 132H193V135L195 134ZM239 132H241V131H239ZM253 132H254V131H253ZM25 133H27V135H28L29 132H25ZM34 133H36V131H34ZM34 133H33L32 135H36V134H34ZM44 133L46 134L45 131H44ZM64 133H65V132H64ZM66 133H65V134H66ZM75 133H76V132H75ZM102 133H103V132H102ZM117 133H118V132H116L115 134H117ZM153 133H154V132H153ZM157 133H159V132H157ZM166 133H165V134H166ZM185 133H186V130H185ZM185 133H184V134H185ZM199 133H200V131L198 132V134H199ZM255 133H256V131H255ZM47 134H46V135H47ZM58 134H59V133H58ZM60 134H61V133H60ZM65 134H63V135L66 136ZM71 134H72V133L69 134L70 136L68 135L69 138H70V137H71V138L75 137V139H76L77 141L81 138V137H80V136H81V135H80V134H81L80 132H79V135H80V136L77 135V134H74V136L72 137ZM95 134H96V135H95ZM100 134H101V133H100ZM100 134H99L98 138L101 136ZM120 134H121V133H120ZM120 134H119V135H120ZM175 134H177V136H178V133H175ZM180 134H182V133H180ZM191 134H192V133H191ZM196 134H197V133H196ZM196 134H195V135H196ZM212 134H213V132H212ZM2 135H3V136H2ZM8 135H13V134H11V132H10ZM16 135H18V134H15V136H16ZM19 135H20V132H19ZM27 135H26V137H29V136H27ZM32 135H30V136H32ZM40 135H41V133H39L38 136H40ZM90 135H91V134H89V137H88L89 140L92 139V138H90ZM182 135H183V134H182ZM182 135H179V136H182ZM193 135H192V136H193ZM216 135H217V134H216ZM22 136H24V135H22ZM38 136H37V137H38ZM42 136H43V135H42ZM42 136H41V137H42ZM50 136H51V134H50ZM50 136H48V137L50 138ZM52 136H54V135H52ZM68 136H67V137H68ZM117 136H118V135H117ZM128 136H130V135H128ZM179 136H178V137H179ZM188 136H189V134H188ZM203 136H204V135H203ZM205 136H206V134H205ZM208 136H209V135H208ZM210 136H211V135H210ZM248 136H249V135H248ZM248 136H247V137H248ZM9 137H10V136H9ZM13 137H14V135H13ZM26 137H23V138H26ZM33 137H34V136H33ZM35 137H36V136H35ZM62 137H63V136H62ZM62 137H61V138H62ZM137 137H138V136H137ZM140 137H142V136H140ZM158 137H159V136H158ZM160 137H161V136H160ZM160 137H159V138H160ZM178 137H177V138H178ZM183 137H185V135H184ZM183 137H182L181 139H183ZM213 137L215 138V136H213ZM219 137H220V136H219ZM1 138H0V140H1ZM5 138H6V137H5ZM7 138H8V137H7ZM11 138H12V137H11ZM23 138H22V139H23ZM29 138H30V137H29ZM61 138H58V141H59V139L61 140ZM65 138H66V137H65ZM82 138H83V137H82ZM84 138H85V135H84ZM86 138H87V137H86ZM117 138H119V136H118ZM121 138H122V136H121ZM130 138H131V137H130ZM159 138H158V139H159ZM194 138H197V136H195ZM198 138L200 139V136H199ZM208 138H209V137H208ZM255 138H256V137H255ZM8 139H9V138H8ZM22 139L20 138V140H22ZM26 139H27V138H26ZM63 139H64V137H63ZM88 139H87V140H88ZM99 139H100V138H99ZM99 139H97V142H100ZM124 139H125V136H124ZM128 139H129V138H128ZM156 139H157V138H156ZM162 139L164 140L165 138H162ZM162 139H160V140L163 141ZM187 139H188V138H187ZM2 140H4V139H2ZM6 140H7V139H6ZM17 140H18V138H17ZM24 140H25V139H23V141H24ZM30 140H31V139H30ZM40 140H41V141H40ZM40 140H39V141L42 142L43 139H40ZM56 140H57V139H56ZM66 140H67V139H66ZM70 140H71V139H70ZM70 140H68V141H70ZM80 140H82V139H80ZM120 140H122V139H119L118 141H120ZM130 140H131V139H130ZM138 140H139V139H138ZM140 140H141V139H140ZM146 140H147V139H146ZM152 140L155 142V137H154L153 139H151V141H152ZM165 140H166V139H165ZM165 140H164V141H165ZM219 140H221V141L223 142V140L225 141L226 139H225V138H224V139L221 138V139H219ZM244 140H243V141H244ZM13 141H14V140H13ZM13 141H12V139H11V142H13ZM18 141H19V140H18ZM28 141H29V140H26L24 143L29 144ZM61 141H62V140H61ZM61 141H60V142H61ZM63 141H64V140H63ZM77 141H75V142H77ZM118 141H117V143H118ZM125 141H126V139H125ZM127 141H128V140H127ZM147 141H148V140H147ZM164 141H163V142H164ZM191 141H192V140H191ZM243 141H242V143H243ZM259 141H260V140H259ZM259 141H258V142H259ZM4 142H5V141H4ZM4 142H3V141H0L1 144L4 143ZM6 142H7V141H6ZM9 142H10V141H9ZM16 142H17V141H16ZM19 142H20V141H19ZM34 142H35V141H34ZM52 142H53V144H54V143H56L57 141L54 142V140H53ZM81 142H83V141H81ZM84 142H85V141H84ZM93 142H94V141H93ZM97 142H96V143H97ZM102 142H103V141H102ZM107 142H108V141H107ZM148 142H149V141H148ZM156 142H158V144H159V141H156ZM163 142H162V143H163ZM222 142H221V144H222ZM13 143H14V142H13ZM37 143H39V142H37ZM44 143H45V142L43 141V144H44ZM61 143H62V142H61ZM61 143H56V144L59 145V144H61ZM96 143H95V144H96ZM103 143H104V142H103ZM122 143H123V142H122ZM122 143L119 142L118 144H122ZM138 143H139V142H138ZM151 143H152V142H150V145H151ZM201 143H202V142H201ZM6 144H7V143H6ZM17 144H18V143H17ZM22 144H23V142H22ZM31 144H32V143H31ZM47 144H49L48 146H50V147H51V145H52V144H50V143H45V147H46L47 149H48ZM67 144L69 145V144H71V142H70V143H67ZM67 144L64 145V146H67ZM83 144H85V145L87 146L88 143H83ZM98 144H99V143H98ZM118 144H116V145H118ZM160 144H161V142H160ZM239 144L241 145V142H240ZM7 145H8V144H7ZM10 145H11V143H10ZM33 145L35 146L34 143H33ZM33 145H32V146H33ZM36 145H37V144H36ZM38 145H39V144H38ZM58 145H55V146L57 147V149L60 147V146L58 147ZM77 145H78V144H77ZM77 145H76V146H77ZM79 145H82V144H79ZM114 145H115V144H114ZM114 145H113V147H115ZM134 145H135V144H134ZM146 145H147V144H144V146H146ZM150 145H147L146 147H148V146L150 147ZM161 145H162V144H161ZM183 145H184V144H183ZM196 145L198 146V145H201V144H196ZM196 145H194V147H195ZM203 145H204V144L202 143V146H203ZM212 145H213V144H212ZM222 145L224 146L225 143L222 144ZM222 145H221V147H222ZM12 146H13V144H12ZM14 146H16V143H15ZM21 146H22V145H20V147H21ZM25 146H26V145H25ZM25 146H24V147H25ZM30 146H31V145H30ZM30 146H28V149H30V150H28V153H29V151H31V148H29ZM34 146H33V147H34ZM42 146H43V145H40V146H38V147L42 148ZM64 146H63V147H64ZM83 146H84V145H83ZM88 146H89V144H88ZM111 146H112V145H111ZM121 146H122V145H121ZM138 146H139V148H140V145H139V144H138ZM138 146H137V148H138ZM164 146H166V145H164ZM205 146H207V147L209 148L208 144H206ZM215 146H216V145H215ZM9 147H11V146H9ZM20 147H19V150H20ZM43 147H44V146H43ZM52 147H53V146H52ZM61 147H62V146H61ZM63 147H62V148H63ZM100 147H102V146H100ZM100 147H99V148H100ZM116 147L118 148V146H116ZM135 147H136V146H135ZM151 147H154V146H151ZM180 147H181V146H180ZM187 147H188V149H189L190 147H191V149H192V146H191V145L186 146V148H187ZM199 147H200V146H199ZM199 147H198V148H199ZM36 148H37V147H34V149L32 148V149H33L32 151L36 152L35 150L39 149V148H37V149H36ZM46 148H45V149H46ZM67 148H68V147H67ZM67 148H65L66 151L69 149V148H68V149H67ZM75 148H76V147H75ZM75 148H73V149H75ZM84 148H85V147H84ZM84 148H83V149H84ZM88 148H89V147H88ZM119 148H120V147H119ZM142 148L144 149V147H142ZM142 148L140 149V151L142 150ZM156 148H157V147H156ZM158 148H159V146H158ZM162 148H163V147H162ZM171 148H172V147H171ZM171 148H170V149H171ZM183 148H185V146H184ZM186 148H185V149H186ZM204 148H206V147H204ZM217 148H218V147H217ZM1 149H3V147H0V153H1ZM8 149H10V148H8ZM8 149H7V150H8ZM12 149H13V150H12ZM22 149H23V148H22ZM47 149H46V150H42V151L39 152V153L36 152V153H38V154H33L34 152L32 153V151L30 152L31 154H30V153L28 154V153L26 152L27 150L24 148L23 151H25V152L21 154L20 159H24V161H26V164H25V167H26V168L24 167L22 170H23V171H26L25 169L28 168L30 171H32V170L35 171L36 174H37V171H38V173H40V174L37 175V178L39 177V175L42 176L43 174L46 175V176H48V175L50 176V174H52L53 171L55 172V170H56V171H58V170L60 171V169H62V167H61V168L59 167L60 169H58V170L55 169V168L58 167L57 165L60 166L61 164H56L57 167L52 168L51 165L53 164V161H52V164H51V163H50L51 161H49V159H46L45 157H43V156L45 155L44 153H45V151H47ZM51 149H52V148H51ZM73 149H72V148H71V150L69 149L70 154L72 153V150H73ZM77 149H78V148H77ZM93 149H94V148H93ZM93 149H92V150H93ZM114 149H115V148H113L112 150H114ZM129 149H130V148H129ZM145 149H146V148H145ZM170 149H169V148H166V151H165V149H164V150H163L164 154H165V153H168L167 150H169V151L172 150V149H171V150H170ZM191 149H190V150H186V151L184 152V154L187 155V152H190V153H191L190 155H192V152H191V151H193V154H194L195 148H194V150H193V149L191 150ZM201 149H202V148H200V152H201ZM212 149H213V148H212ZM212 149H211V150H212ZM228 149H229V148H228ZM11 150L14 152V151H15V147H14V148L11 147ZM11 150H10L9 153L12 152ZM55 150H56V149L54 148V151H55ZM75 150H76V149H75ZM75 150H73V151H75ZM80 150L82 151V147H81ZM84 150H85V152H86V151H90V150L87 149V147H86ZM97 150H98V148H97ZM101 150H102V149H101ZM112 150H110V152H111ZM123 150H126V149H123ZM123 150H122V148H121V149H118L119 153H120V151L123 152ZM131 150H132V149H131ZM134 150H135V149H134ZM146 150H147V149H146ZM146 150H143V151H146ZM202 150H204V149H202ZM206 150H207V149H206ZM208 150H209V149H208ZM215 150H218V149H215ZM219 150H221V149H219ZM219 150H218V151H219ZM261 150H262V152H264V151H263L264 148H262ZM16 151H17V150H16ZM16 151H15V152H16ZM23 151H20V152H23ZM39 151H40V149H39ZM43 151H44V152H43ZM56 151H59V150H56ZM77 151H79V149H78ZM93 151L95 152L96 149L93 150ZM99 151H100V149L98 150V152H99ZM115 151H116V150H115ZM118 151H116V152H118ZM225 151H226V150H225ZM229 151H230V150H229ZM229 151H228V152H229ZM5 152H6V150H5ZM13 152H12V153H13ZM17 152H18V151H17ZM82 152H83V151H82ZM100 152H101V151H100ZM102 152H103V151H102ZM104 152L106 153V150H105ZM113 152H114V151H113ZM113 152H111L110 154H112ZM122 152H121L120 154H122ZM160 152H161V154H163V153H162V150H161ZM240 152H241V150H240ZM2 153H3V151H2ZM6 153H8V151H7ZM6 153H3V154H5V155H4L5 158H6V155H7ZM9 153H8V156H10L9 158H11L12 155L9 154ZM40 153H41V154H44V155L42 156ZM47 153H48V151H47ZM55 153H57V152H55ZM73 153H75V152H73ZM90 153H91V152H90ZM90 153H89V154H90ZM119 153H118V154H119ZM124 153H125V151H124ZM127 153H128V152H127ZM143 153H144V152H143ZM154 153H155V152H154ZM209 153H211V152H209ZM3 154H2V155H3ZM15 154H16V153H15ZM15 154H14V155H15ZM57 154H58V153H57ZM67 154H68V151H67ZM75 154H76V153H75ZM79 154H80V153H79ZM82 154H83V153H82ZM89 154H88V155H89ZM91 154H92V153H91ZM98 154L100 155V153H98ZM120 154H119V155H120ZM139 154H141V152H140ZM139 154H138V155H139ZM161 154H158V155L160 156ZM196 154H197V153H196ZM196 154H194V156H195ZM260 154H261V153H260ZM19 155H20V154H19ZM19 155H18V156H19ZM72 155H73V154H72ZM101 155H102V154H101ZM108 155H109V153H108ZM154 155H155V154H154ZM168 155H169V154H168ZM174 155H175V154H174ZM174 155H173V156H174ZM186 155H185V156H186ZM190 155H187V157H190ZM230 155H231V152H230ZM232 155H234V154H232ZM4 156H0V158L3 157V158H2L3 161H2V159H1V162H3V163H4ZM16 156H17V155H16ZM76 156H81V155H76ZM84 156H85V155H84ZM84 156L81 157L82 161H83V159H84ZM89 156H90V155H89ZM89 156H88V157H89ZM110 156H111V155H109L108 158H111V157H112V156H111V157H110ZM116 156H117V155H116ZM128 156H129V155H128ZM130 156H132L131 158H133V155H132V154H131ZM130 156H129V157H130ZM136 156H137V155H136ZM139 156H141V155H139ZM139 156H138V157H139ZM147 156H148V155H147ZM162 156H163V157H166V156H164V155H161V157H162ZM181 156H182V155H181ZM255 156H256V155H255ZM257 156H258V154H257ZM259 156H260V155H259ZM259 156H258V157H259ZM74 157H75V156H74ZM90 157H91V156H90ZM90 157H89V158H90ZM134 157H135V155H134ZM138 157H136V158H138ZM151 157H152V156H151ZM168 157H169V156H168ZM176 157H177V155H176ZM178 157H180V156L178 155ZM226 157H227L226 159H228V156H226ZM229 157H233V156H229ZM235 157L237 158L238 155H236ZM235 157H234V158H235ZM244 157H245V156H244ZM258 157H257L256 161H259V162H260V159L258 160ZM9 158H8V159H9ZM78 158H79V157H78ZM140 158H141V157H140ZM140 158H139V159H140ZM145 158H146V157H145ZM182 158H183V157H182ZM191 158H192V157H191ZM191 158H190V159H191ZM217 158H218V157H217ZM15 159H16V157H15ZM18 159H19V158H18ZM81 159L79 158V160H81ZM97 159H98V158H97ZM166 159H168V158L166 157ZM171 159H172V158H171ZM171 159H170V160H171ZM220 159L222 160L223 158L221 157ZM231 159H233V158H231ZM88 160H89V159H88ZM134 160H136V159L134 158ZM160 160L162 161L161 158H160ZM215 160H216V158H215ZM224 160H225V159H224ZM242 160H243V158L241 159V161H242ZM262 160H263V159H262ZM262 160H261V161H262ZM9 161H10V160H8V163H9ZM17 161H19V160H17ZM104 161H106V160H104ZM107 161H109V160H107ZM107 161H106V162H107ZM116 161H117V160H116ZM181 161H182V160H181ZM186 161L189 162L188 160H186ZM186 161H185V163H187ZM193 161H194V160H193ZM216 161H217V160H216ZM216 161H215V162H216ZM219 161H220V160H219ZM256 161H254V162H256ZM6 162H7V161H6V159H5V163H6ZM12 162H13V160H12ZM12 162H11V163H12ZM15 162H16V161H15ZM15 162H14V163H15ZM21 162H23V161L21 160ZM80 162H81V161H80ZM124 162H125V161H124ZM131 162H133V161H131ZM136 162H137V160H136ZM136 162H135L134 164H136ZM157 162H158V161H157ZM217 162H218V161H217ZM220 162H221V161H220ZM226 162H227V160H226ZM228 162H229V161H228ZM228 162H227V163H228ZM242 162H243V161H242ZM11 163H9V165H11ZM14 163H13V165H11V167H12V166H13V167L15 166ZM96 163H97V162H96ZM113 163H114V161H113ZM122 163H123V162H122ZM125 163H126V162H125ZM223 163H224V162H223ZM229 163H230V162H229ZM15 164H16V163H15ZM17 164H18V163H17ZM20 164H21V163H20ZM20 164H18V165H20ZM81 164H82V166H83L84 163H81ZM91 164H93V163H91ZM91 164H90V166H91ZM155 164H156V163H155ZM213 164H214V163H213ZM3 165H4V164H2L1 167H3ZM23 165H24V164H23ZM27 165H28V166H27ZM62 165H63V164H62ZM95 165H96V164H95ZM107 165H108V163H107ZM120 165H121V164H120ZM127 165H128V164H127ZM176 165H177V164H176ZM179 165H180V164H179ZM179 165H178V166H179ZM186 165H187V164H186ZM252 165H253V164H252ZM255 165H256V164H255ZM5 166H7V165H5ZM16 166H17V165H16ZM16 166H15V168H16ZM20 166H22V165H20ZM63 166H64V165H63ZM85 166H86L87 168H85V167H80V168H84V169L81 170V171H82V173H81L82 175H84L83 172L86 171L85 169H87L88 173L90 172V170L88 169V168H90L89 165H85ZM118 166H119V165H118ZM122 166H123V164H122ZM178 166H177V167H178ZM195 166H197V165H195ZM198 166H200V165H198ZM229 166H230V164H229ZM1 167H0V168H1ZM13 167H12V168H13ZM18 167H19V166H18ZM73 167H75V166H73ZM92 167H93V166H92ZM92 167H91V168H92ZM135 167H136V165H135ZM140 167H143V166H140ZM179 167H180V166H179ZM200 167H201V166H200ZM200 167H198V169H199ZM203 167H204V164H203ZM6 168L8 169V167H6ZM12 168H11L10 171L13 170ZM66 168H67V167H66ZM78 168H79V167H78ZM91 168H90V169H91ZM146 168H147V166L144 167L143 170H144V171L147 170ZM172 168H173V167H172ZM172 168H171V170H172ZM190 168H191V165H190ZM3 169H4V167H3ZM7 169H6V170H7ZM20 169H21V167H20ZM74 169H75V168H74ZM93 169H95L94 172L96 173V168H92V170H93ZM139 169L141 170V168H139V166H137L136 170H135V168H134L135 171H132V172L134 173V172L137 171V175H138V174H139L138 172L140 171ZM151 169H152V167H151ZM151 169H149V170H151ZM174 169H175V168H174ZM188 169H189V167H188ZM213 169H214V168H213ZM224 169H225V168H224ZM8 170H9V169H8ZM22 170H21L20 172H22ZM76 170H77V169H76ZM76 170H73V171H75V172L73 173V171H72V174H75V173L78 171V170H77V171H76ZM83 170H85V171H83ZM120 170H121V169H120ZM138 170H139V171H138ZM207 170H208V169H207ZM207 170H206L205 172H208V171H209V170H208V171H207ZM216 170H218V169H216ZM243 170H244V169H243ZM2 171H3V170H2ZM4 171H5V169H4ZM4 171H3V172H4ZM15 171H17V169H16ZM27 171H28V170H27ZM30 171H29V172H30ZM68 171H69V170H68ZM68 171H67V172H68ZM70 171H71V170H70ZM70 171H69V172H70ZM81 171H80V172H81ZM87 171H86V172H87ZM118 171H119V170H118ZM144 171H143V172H144ZM168 171H169V170H168ZM186 171H187V170H186ZM214 171H215V169H214ZM227 171H228V173H230L229 170H227ZM240 171H241V170H240ZM0 172H1V170H0ZM3 172H2V173H3ZM17 172H18V171H17ZM60 172H61V171H60ZM80 172H79V173H80ZM126 172H127V171H126ZM128 172H129V171H128ZM130 172H131V171H130ZM147 172H149L148 174H150V171H148V170L145 171L144 173H146V175H148ZM180 172H181V171H180ZM209 172H210V171H209ZM209 172H208V173H209ZM2 173H1V174H2ZM5 173H6V172H5ZM9 173H10V174H9ZM13 173H16V172H13ZM13 173L8 172V174H5V175H7V176L10 175V176H11V174H13ZM49 173H50V174H49ZM65 173H66V172H65ZM65 173L63 174L64 179H62V180H63V183L61 182L62 184H64V182L66 183V181H67L68 178H70V177L72 178V176L70 175L71 172L69 173L70 176H69L68 178L66 177V175H67L68 173H66V174H65ZM92 173H93V171H91V174H92ZM95 173H93V174H95ZM106 173H107V172H106ZM116 173L118 174V173H120V171H119V172H116ZM121 173L124 175L123 172H121ZM144 173H143V174H144ZM166 173H167V172H166ZM210 173H212V172H210ZM20 174H21V173H20ZM20 174H19V175H20ZM23 174H24V172H23ZM27 174H29V173H26V176H28ZM41 174H42V175H41ZM58 174H59V173H58ZM108 174H110V173H107V175H108ZM114 174H115V173H114ZM135 174H136V173H135ZM135 174H131L132 177H133ZM194 174H195V173H194ZM196 174H197V173H196ZM220 174H221V173H220ZM220 174L218 173V175H220ZM231 174H232V171H231ZM3 175H4V174H2V178H3ZM30 175H31V173H30ZM44 175H43V176H44ZM52 175H53V174H52ZM52 175H51V177H52ZM89 175H90V174H89ZM123 175H121V176H123ZM125 175L127 176V174H125ZM191 175H193V173H192ZM191 175L189 174V175H187V176H191ZM222 175H223V174H222ZM14 176L18 177L17 174L14 175ZM20 176H21V175H20ZM33 176H34V175H33ZM43 176H42V177H43ZM49 176H48V177H49ZM67 176H68V175H67ZM75 176H77V173L75 174ZM129 176H130V174H129ZM139 176H140V177H139ZM197 176H198V175H197ZM216 176H217V174H216ZM250 176H251V175H250ZM250 176H249V177H250ZM254 176H255V175H254ZM16 177H15V178H16ZM21 177H23V176H21ZM35 177H36V176H35ZM35 177H33V181H34V178H35ZM60 177H61V176H60ZM65 177H66V179H65ZM77 177H78V176H77ZM80 177H81V176H80ZM87 177H88V176H87ZM89 177H90V176H89ZM111 177H112V176H111ZM124 177H125V176H124ZM132 177H130L129 180L132 179ZM135 177H136V175H135ZM137 177L141 180L142 177H143V175L139 174ZM146 177H147V176H146ZM179 177H180V176H179ZM179 177H178V178H179ZM192 177H193V176H192ZM195 177H196V176H195ZM195 177H193V178H195ZM249 177L247 176V178H249ZM252 177H253V176H252ZM5 178H6V177H5ZM39 178H40V177H39ZM58 178H59V177H58ZM58 178H57V179H58ZM71 178L69 179V181L71 180V185L74 186V185H73L74 183L77 185L78 183H76V181L73 182V180H72L73 178H72V179H71ZM90 178H91V177H90ZM144 178H145V177H144ZM157 178H161V177H157ZM164 178H165V177H164ZM211 178H212V177H211ZM214 178H215V177H214ZM253 178H254V177H253ZM256 178H257V177H256ZM12 179H14V178H12ZM18 179H19V177H18ZM18 179L16 178V180H18ZM21 179H22V178H20V181H21ZM25 179H26V178H25ZM30 179H31V178H30ZM41 179H42V178H41ZM57 179H56V180H57ZM75 179H76V178H75ZM80 179H81V178H80ZM104 179H105V178H104ZM107 179H108V177H107ZM109 179H110V178H109ZM124 179H125V178H124ZM126 179H127V178H126ZM133 179H134V177H133ZM133 179H132V181H134ZM162 179H163V178H161V180H162ZM5 180H6V179H5ZM45 180H47V179L45 178L42 182L44 183ZM49 180H50V177H49ZM65 180H66V181H65ZM77 180H78V179H77ZM118 180H119V179H118ZM127 180H128V179H127ZM127 180H125V181H127ZM129 180H128V181H129ZM175 180H176V179L173 178V180H171V181H175ZM177 180H178V179H177ZM9 181H10V180H9ZM9 181H8V183H9ZM20 181H18V182H20ZM22 181H23V180H22ZM25 181H28V180H25ZM33 181H32V182H33ZM69 181H68V182H69ZM86 181H87V180H86ZM86 181H85V182H86ZM90 181H91V180H90ZM107 181H109V180H107ZM141 181H142V180H141ZM162 181H163V180H162ZM210 181H211V180H210ZM227 181H228V180H227ZM12 182H14V181H12ZM32 182H31V183H32ZM38 182L41 183V180L38 181ZM102 182H104L103 179H102ZM105 182H106V181H105ZM105 182H104V183H105ZM111 182H112V180H111ZM119 182H120V181H119ZM164 182H165V181H164ZM194 182H195V181H194ZM225 182H226V181H225ZM241 182H242V181H241ZM26 183H27V182H26ZM26 183H25V184H26ZM28 183H29V182H28ZM36 183H37V182H36ZM46 183H47V181H46ZM46 183H44V184H46ZM51 183H52V182H51ZM53 183H54V182H53ZM61 183L59 182L58 185L61 186V187L63 186V188L66 187V186H64L65 184L62 185ZM79 183H80V182H79ZM82 183H83V182H82ZM99 183H100V182H99ZM99 183H97V184H99ZM162 183H163V182H162ZM16 184H17V182H16ZM19 184H20V183H19ZM25 184H24V185H25ZM33 184H34V183H33ZM47 184H48V185H45V186H48V187H49V184H50V183L48 182ZM54 184H55V183H54ZM54 184H53V186H54ZM56 184H57V183H56ZM69 184H70V183H69ZM69 184H68V185H69ZM114 184H115V183H114ZM17 185H18V184H17ZM21 185H22V184H21ZM35 185H36V184H35ZM42 185H43V184H42ZM58 185H57V186H58ZM78 185H79V184H78ZM92 185H94V184H92ZM95 185H96V183H95ZM100 185H101V184H100ZM103 185H104V184H103ZM107 185H108V184H107ZM109 185H110V184H109ZM115 185H116V184H115ZM145 185H146V184H145ZM145 185H144V186H145ZM9 186H10V185H9ZM11 186H12V185H11ZM13 186H14V185H13ZM13 186H12V187H13ZM27 186H28V184H27ZM33 186H34V185H33ZM45 186L43 185V188H44ZM53 186H51V187H53ZM55 186H56V185H55ZM57 186L54 187V188L57 189ZM59 186H58V187H59ZM88 186H89V185H88ZM112 186H113V185H112ZM134 186H135V185H134ZM138 186H139V185H137V187H138ZM1 187H2V186H1ZM3 187H4V186H3ZM3 187H2V188H3ZM14 187H15V186H14ZM17 187H19V185H18ZM21 187H24V186H21ZM21 187H20V188H21ZM40 187H41V186H40ZM40 187H39V188H40ZM118 187H119V186H117V188H118ZM121 187L123 188L124 186L121 185ZM130 187H133V185H132V186H129V187L127 188V191L130 190V189H129ZM140 187H141V185H140ZM140 187L138 188V189H139L138 191H142V190H143V189L140 190ZM175 187H176V186H175ZM191 187H192V186H191ZM195 187H196V186H195ZM243 187H245V186H243ZM37 188H38V186H37ZM54 188H53V189H54ZM75 188H76V187H75ZM75 188H74V189H75ZM83 188H84V187H82V188H78L77 190H76V189H75V190L73 189V190H71V191H73L72 194L70 193L71 191H70L69 193H70V195H73V196H75V195H79V194L81 193V191L83 190ZM85 188L87 189V187H85ZM85 188H84V189H85ZM88 188H89V187H88ZM94 188H95V187H94ZM100 188H101V187H100ZM103 188H104V187H103ZM117 188H116V189H117ZM177 188L179 189V186H177ZM185 188H186V187H185ZM192 188H193V187H192ZM217 188H218V187H217ZM234 188H235V187H234ZM246 188H247V187H245L244 189H246ZM13 189H14V188H13ZM26 189H27V188H26ZM45 189H46V188H45ZM51 189H52V188H51ZM53 189H52V191H53ZM56 189H55V190H56ZM61 189H62V188H61ZM91 189L94 190L95 192H96L97 190L99 191V189L96 190V189H93L92 187H91ZM105 189H106V188H105ZM136 189H137V188H136V186H135V190H136ZM147 189H148V188H147ZM187 189H188V188H187ZM235 189H236V188H235ZM3 190H4V189H3ZM15 190H16V189H15ZM15 190H14V191H15ZM20 190H21V189H20ZM24 190H25V187H24ZM30 190H31V188H30ZM40 190H43V189H40ZM55 190H54V191H55ZM112 190H113V189H112ZM117 190H118V189H117ZM117 190H116V192H117ZM125 190H126V189H125ZM125 190H124L123 192L126 193ZM151 190H152V189H151ZM151 190H150V191H151ZM184 190L186 191V189H184ZM190 190H192V189L187 190V192L190 191ZM0 191H1V190H0ZM98 191H97V192H98ZM113 191H115V188H114ZM177 191H178V190H177ZM1 192H3V191H1ZM17 192H18V191H17ZM24 192H25V191H24ZM27 192H28V191H27ZM31 192H32V191H31ZM45 192H48V191L45 190ZM88 192H90L92 195L97 194V193H94L93 191H88ZM116 192H114V193H116ZM123 192H122V195L124 194ZM129 192H131V191H129ZM133 192H134V190L132 191V194H133ZM143 192H144V190H143ZM143 192H142V193H143ZM263 192H264V190L262 189V193H263ZM5 193H6V192H5ZM5 193H4V194H5ZM20 193H21V191H20ZM20 193H19V194H20ZM41 193H42V191H41ZM43 193H44V192H43ZM51 193H52V192H51ZM69 193H68V194H69ZM82 193H83V192H82ZM93 193H94V194H93ZM144 193H145V192H144ZM144 193H143V194H144ZM180 193H181V192H180ZM182 193H183V192H182ZM189 193H190V192H189ZM191 193L194 194L195 191H194V192H191ZM203 193H204V192H203ZM203 193H201V194H203ZM251 193H252V192H251ZM39 194H40L39 192L36 193L37 197L39 196ZM46 194L48 195L49 193H46ZM52 194H53V193H52ZM52 194H50V195H52ZM68 194H67V195H68ZM127 194H128V193H127ZM132 194H131V195H132ZM136 194H140V192H138V193L136 192ZM136 194H135V195H136ZM186 194H187V193H186ZM186 194H184V195H186ZM193 194H191V199H192V195H193ZM196 194H197V193H196ZM196 194H194V195H196ZM198 194H200V193H198ZM201 194H200V195H201ZM212 194H213V193H212ZM0 195H1V194H0ZM43 195H44V194H43ZM85 195L89 196V193L87 194V191H86V194H84V196H85ZM97 195H98V194H97ZM129 195H130V194H129ZM184 195L182 196L183 198H185ZM187 195H188V194H187ZM194 195H193V197L195 198ZM200 195H199V197H200ZM203 195H204V194H203ZM203 195H202V196H203ZM231 195H232V194H231ZM237 195H238V194H237ZM245 195H247V191H246V194H245ZM1 196H2V195H1ZM1 196H0V202H1V199H2V204H3V203H5V204H7V205L9 204L8 206L10 207V206H11V205H10L11 203H9V202L6 203V202L4 201V200H5V197H4V198H1ZM40 196H41V195H40ZM40 196H39V197H40ZM48 196H49V195H48ZM68 196H69V195H68ZM68 196H67V197H68ZM73 196H72V197H73ZM80 196H81V195H80ZM94 196H95V195H94ZM124 196H125V195H124ZM160 196H161V195H160ZM189 196H190V195H189ZM204 196H205V195H204ZM211 196H212V195H211ZM211 196H210V199H211ZM229 196H230V195H229ZM261 196L263 197L264 195L262 194ZM2 197H3V196H2ZM7 197H8V195H7ZM35 197H36V196H35ZM37 197H36V198H37ZM39 197H38V198H39ZM49 197H51V196H49ZM49 197H47V198L49 199ZM67 197H65V198L67 199ZM90 197H92V196L90 195ZM133 197H134V196H133ZM186 197H188V196H186ZM47 198H45V200H47ZM53 198H54V197H53ZM58 198H59V197H58ZM70 198H71V196H70ZM161 198H162V197H161ZM194 198H193V199H194ZM196 198H197V197H196ZM263 198H264V197H263ZM32 199H33V197H32ZM43 199H44V196H43ZM181 199H182V198H181ZM181 199H180V200H181ZM185 199H187V198H185ZM191 199L189 198L190 201H191ZM193 199H192V200H193ZM34 200H35L34 202H36V201L39 200V199H37V200L34 199ZM41 200H42V199H41ZM72 200H73V198H72ZM72 200H71V201H72ZM86 200H87V197H86ZM86 200L84 199V201H86ZM182 200H183V199H182ZM202 200H203V199H202ZM207 200H208V199H207ZM218 200H219V199H218ZM232 200H233V199H232ZM232 200H231V201H232ZM3 201H4V202H3ZM26 201L28 202V200H25V202H26ZM29 201H30V200H29ZM31 201H32V200H31ZM57 201H59V200H57ZM62 201H63V200H62ZM75 201H76V200H74V203H75ZM80 201H81V200H78L77 202L81 203L83 200H82L81 202H80ZM99 201H100V202H99ZM99 201H97V203H100V205H101V203L104 202V200H102V199L99 200ZM102 201H103V202H102ZM130 201H131V200H130ZM160 201H161V200H160ZM163 201H164V203L167 202V201H165V200H163ZM163 201H162V202H163ZM176 201H178L180 204L183 203V201H179V199L176 200ZM22 202H24V201H22ZM22 202H21V204H22ZM25 202H24V203H25ZM48 202H49V200H48ZM65 202H66V201H65ZM69 202H70V201H69ZM88 202H89V197H88ZM88 202H86V203H84V204L90 205ZM95 202H96V201H95ZM95 202H94V204H96ZM181 202H182V203H181ZM184 202H185V203H183L184 205H185V204H186V205H187V204H188V205L191 204V203H189V201L186 202V200H185ZM192 202H193V201H192ZM204 202H205V200L203 201L202 204H204ZM206 202H207V201H206ZM206 202H205V203H206ZM227 202H228V200H227ZM233 202H234V201H233ZM250 202H251V201H250ZM250 202H249V204H252V203H250ZM17 203H18V202H17ZM24 203H23V204H24ZM28 203H29V202H28ZM28 203H27V204H28ZM42 203H45V201L42 202ZM42 203H41V204H42ZM54 203H55V202H54ZM74 203H71V204L74 205ZM104 203H105V202H104ZM164 203H163V204H164ZM173 203H176V202H173ZM193 203H194V202H193ZM208 203H209V202H208ZM213 203H214V202H213ZM225 203H226V202H225ZM255 203H256V202H255ZM255 203H254V204H255ZM2 204H0V207L3 208V206H5V204H4L3 206H1ZM13 204H14V203H13ZM23 204H22V205H23ZM29 204H30V203H29ZM56 204H57V203H56ZM58 204H59V203H58ZM84 204H80V205L83 206ZM91 204H92V203H91ZM119 204H121V203H119ZM119 204H118V205H119ZM140 204H142V203H140ZM140 204H138V205H136V206H140ZM143 204H144V203H143ZM170 204H172V203H169V205H170ZM177 204H178V203H177ZM183 204L180 206L181 208L179 207L180 209H183V207H184V209H185V206H184ZM245 204H248V203H245ZM249 204H248V205H249ZM33 205H34V204H33ZM44 205H45V204H44ZM48 205H49V204H48ZM48 205H47V206H48ZM73 205H72V207H73ZM75 205H76V204H75ZM78 205H79V204H78ZM96 205H97V204H96ZM96 205H94V206L96 207ZM123 205H124V204H123ZM161 205H162V204H161ZM173 205H174V204H173ZM188 205H187V206H188ZM8 206H5L4 208H6V207H8ZM28 206H29V205H28ZM39 206H40V204H39ZM41 206H43V205H41ZM45 206H46V205H45ZM61 206L65 207V205H63V203L61 204ZM61 206H60V208H59L58 210H60V209L62 208V210H61V212H62V211H64V210H63V207H61ZM85 206H86V205H85ZM91 206H92V205H91ZM129 206H130V205H129ZM174 206H175V205H174ZM176 206H178V205H176ZM182 206H183V207H182ZM187 206H186V208H187ZM217 206H218V205H217ZM246 206H247V205H246ZM9 207H8L7 209H5V210H7V212H8ZM19 207H20V206H19ZM29 207H30V206H29ZM51 207H52V206H51ZM66 207H67V206H66ZM69 207H70V206H69ZM74 207H76V206H74ZM83 207H84V206H83ZM95 207H94V211L96 212V210H97L96 208L98 207V205H97L96 208H95ZM146 207H147V206H146ZM239 207H241V206H239ZM244 207H245V205H244ZM247 207H248V206H247ZM249 207H250V205H249ZM254 207H255V206H254ZM261 207H262V205H261ZM12 208H13V206L11 207V209H12ZM32 208H33V207H32ZM34 208H35V207H34ZM36 208H37V207H36ZM46 208H47V207H46ZM77 208H78L79 210H81L80 207H77ZM98 208H99V207H98ZM117 208H119V207H117ZM153 208H155V206H154ZM163 208H164V207H163ZM165 208H166V207H165ZM177 208H178V207H177ZM211 208H212V207H211ZM211 208H207V209H211ZM252 208H253V207H252ZM11 209H10V210H11ZM17 209H18V208H17ZM17 209H16V207H15V210H17ZM30 209H31V208H30ZM41 209H43V207H41ZM48 209H50V205H49ZM56 209H57V208H56ZM71 209H72V208H71ZM82 209H83V208H82ZM86 209H87V207H85V209H84L85 212H84V211L80 212L81 214H83V212H84V214L82 215L83 217H87V216H88V215L85 216V213H86V211H87ZM126 209H127V208H126ZM167 209H168V210L165 209L166 212H167V211H170V208H167ZM180 209H179V210H180ZM222 209H223V207H222ZM242 209L244 210V208H242ZM247 209H248V208H247ZM249 209H250V208H249ZM249 209H248V210H249ZM253 209L255 210V208H253ZM0 210H1V209H0ZM28 210H29V208H28ZM36 210H39V209H36ZM36 210H35V211H36ZM43 210L45 211V209H43ZM65 210H66V208H65ZM130 210H132V209H130ZM162 210H163V209H162ZM217 210L219 211V210H221V209H217ZM243 210H242V211H243ZM245 210H246V209H245ZM245 210H244V213H240V209H238V208H231V209H228L227 212L224 211V209L221 210L220 212H221V213H222V212H223V213L226 212V213H225V216L231 217V219H233V216H232L233 214L236 215V217H238L239 219L243 220V222H242V225H243V224L246 222L247 217H248L247 214H249L248 212L250 211V210H249V211L247 210V212H245ZM254 210H253V211H254ZM256 210H258V209L256 208ZM2 211H4V210H2ZM2 211H1V212H2ZM17 211H20V210H17ZM21 211H22V209H21ZM23 211H24V210H23ZM31 211H32V210H31ZM46 211H47V210H46ZM53 211H54V210H53ZM72 211L74 212L73 214H75V211H74L73 209H72ZM76 211H77V210H76ZM88 211L90 212V211H92V209H90V210H88ZM97 211H98V212H96V213H100V212H102L103 210H99V209H98ZM104 211H105V210H104ZM123 211L125 212V210H123ZM126 211L129 213L128 210H126ZM137 211H138V210H137ZM137 211H136V212H137ZM140 211H142V210H139V212H140ZM160 211H161V210H159V212H160ZM165 211H164V212H165ZM210 211H211V213H212V211H214V209L212 208V210H210ZM218 211H216V209H215L214 214H217ZM4 212H5V211H4ZM7 212H6V213H7ZM11 212H12V211H11ZM29 212H30V211H29ZM32 212H33V211H32ZM32 212H31V213H32ZM38 212H39V211H38ZM54 212H55V211H54ZM65 212H66V211H65ZM69 212H70L71 214H69L68 212H67L66 214H69V216L72 215V212H71L70 210H69ZM95 212H94V214H95ZM153 212H155V211H152V213H153ZM216 212H217V213H216ZM8 213L12 215V213H10V212H8ZM8 213H7V214H8ZM19 213H20V212H19ZM19 213L16 212V215H17V214L19 215ZM22 213H25V212H22ZM22 213H21V214H22ZM46 213H48V211H47ZM102 213H103V212H102ZM105 213H106V212H105ZM105 213L102 214L103 217H104V214H105ZM109 213H111V211H109ZM121 213H122V215H123V212H121ZM128 213H127V214H128ZM152 213H151V214H152ZM156 213H158V212H156ZM168 213H169V212H168ZM170 213H172V211H171ZM177 213H178V212H177ZM185 213L187 214V211H186ZM185 213H184V214H185ZM245 213H246V216H245ZM250 213H251V212H250ZM2 214H3V212H2ZM2 214H1V215H2ZM4 214H5V213H4ZM9 214H8V215H9ZM13 214H14V213H13ZM21 214H20V216H21ZM40 214H42V213H40ZM51 214H52V213H51ZM63 214H65V213L63 212ZM81 214H80V215H81ZM88 214L91 215V214H93V213L90 212V213H88ZM107 214H108V212H107ZM114 214H115V216H116V213H113V216H114ZM117 214H119V213H117ZM127 214L124 213V216H123V217L126 218V219L129 217V216H128V217H125V215H127ZM143 214H144V212H143L141 215H143ZM153 214L155 215V213H153ZM172 214H173V213H172ZM26 215H27V214H26ZM26 215H25V216H26ZM29 215H31V214H29ZM33 215H35V214L33 213ZM36 215H37V214H36ZM54 215L56 216V214H53L52 217L55 218ZM97 215H98V214H97ZM100 215H101V214H99L98 218L100 217ZM122 215H121V216H122ZM148 215H149V214H148ZM156 215L158 216V214H156ZM163 215H165V214H163ZM173 215H175V213H174ZM176 215H178V214H176ZM209 215H210V214H209ZM218 215H219V214H217V220H218V219H221V218L218 217ZM6 216H7V215H6ZM23 216H24V215H23ZM25 216H24V218H26ZM45 216H46V215H45ZM49 216H50V215H49ZM75 216H76V215H75ZM93 216H94V215H93ZM105 216H106V215H105ZM113 216H111V218L108 219V220H112V219H113ZM121 216H120V215L117 216V218H119L118 221H119L120 219L123 220L122 218H120ZM145 216H146V215H145ZM149 216H150V215H149ZM157 216H156V217H157ZM180 216H181V215H180ZM185 216H186V215H185ZM198 216H199V215H198ZM204 216H205V215H204ZM204 216H203V217H204ZM219 216H220V215H219ZM42 217H43V215H42ZM58 217H59V216H58ZM101 217H102V216H101ZM143 217H144V216H143ZM166 217H168V216H166ZM178 217H179V216H178ZM194 217H195V216H194ZM205 217H206V219H204V218H203V219L206 220V221L209 220V219H211V217L209 218V216H208V219H207V215H206ZM212 217H213V214H212ZM12 218H13V217H12ZM19 218H20V217H19ZM24 218H23V220H24ZM36 218H38V215H37ZM39 218H40V217H39ZM47 218H48V217H47ZM47 218H45V219H47ZM66 218H67V217H66ZM79 218L81 219V216H79L78 219H79ZM87 218H88V217H87ZM90 218H91V216H90ZM90 218H89V221H88V220H85V221H87L86 223H85V221H84L85 225H86L88 222H91V221H90V220H91ZM98 218H97V219H98ZM104 218H105V217H104ZM104 218H103V219H104ZM162 218H163V216H162ZM195 218H196V217H195ZM225 218H226V217H225ZM3 219H4V218H3ZM3 219H2V220H3ZM5 219H6V217H5ZM21 219H22V218H20V220H21ZM26 219L28 220V218H26ZM49 219H50V218H49ZM58 219H59V218H58ZM72 219H73V218H72ZM114 219H115V218H114ZM114 219H113V222H114ZM144 219H145V218H144ZM158 219H160V217H159ZM164 219H165L166 221H168V220L165 218V216H164L163 219H160V220L163 222ZM191 219H192V218H191ZM199 219H201V218H199ZM199 219H198V220H199ZM203 219H201V222L203 221ZM214 219H215V218H214ZM214 219H213V220H214ZM8 220H9V219H8ZM18 220H19V219H18ZM20 220H19V221H20ZM40 220H41V219H40ZM52 220H53V219H52ZM92 220H94V218H93ZM105 220H107V218H105L104 221H105ZM121 220H120V221H121ZM136 220H137V219H136ZM145 220H149V221H151L150 219H145ZM152 220H154V219H152ZM175 220H176V219H175ZM192 220H193V219H192ZM215 220H216V219H215ZM223 220H224V219H223ZM241 220H240V221H241ZM47 221H48V220H47ZM57 221H58V220H57ZM63 221H65V220H63ZM96 221H98V220H96ZM104 221L101 220V222L105 223ZM161 221H158V222L161 223ZM173 221H174V220H173ZM173 221H171V222H173ZM189 221H191V220H189ZM206 221H205L204 223L202 222V223H203V226H204V224L206 223ZM219 221H220V220H219ZM5 222H6V220H5ZM8 222H9V221H8ZM21 222H24V221H21ZM21 222H19V224H21ZM28 222H29V221H28ZM36 222H37V221H36ZM41 222H42V221H41ZM49 222H51V221H49ZM54 222H55V221H54ZM54 222H53V223H54ZM59 222H60V221H59ZM113 222L111 223V225H110V223H109V225L104 224V227H103V225H102L103 223H102V224H101L102 226L99 225V226H97V227H98V228L101 227V229H102V227H103V229H107V228H109L108 226H112V225L114 224ZM140 222H141V221H140ZM158 222H157V223H158ZM171 222H170V223H171ZM199 222H200V221H199ZM201 222H200V224H201ZM209 222H210V221H209ZM233 222H234V221H233ZM236 222H237V221H236ZM10 223H11V222H10ZM10 223H9V224H10ZM16 223H17V222H15V224H16ZM25 223H26V222H25ZM25 223H24V224H25ZM55 223H56V222H55ZM57 223H58V222H57ZM99 223H100V222H99ZM116 223H117V221H116ZM116 223H115L114 225H116V228H117V224H116ZM160 223H158V224L160 225ZM170 223H169V224H170ZM189 223H190V222H189ZM193 223L196 224V222H194V220H193ZM197 223H198V222H197ZM238 223H240L239 220H238ZM5 224H6V223H5ZM19 224L17 223L16 225H19ZM31 224H32V223H31ZM34 224H35V223H34ZM88 224H89V223H88ZM142 224L144 225V222H142ZM150 224H151V222H150ZM150 224H149V225H150ZM173 224H174V223H173ZM175 224H177V223H175ZM191 224H192V223H191ZM231 224H232V223H231ZM235 224H236V223H234V225H235ZM6 225H7V224H6ZM13 225H14V224H13ZM16 225H15V227H16ZM25 225H28V223L25 224ZM35 225H36V224H35ZM39 225H40V224H38V226H39ZM41 225H42V223H41ZM47 225H48V223H47ZM65 225H66V224H65ZM71 225H72V224H71ZM81 225H82V224H81ZM90 225H91V224H90ZM105 225H106V226H105ZM145 225H146V224H145ZM145 225H144V228L146 229ZM156 225H157V224H155V226H156ZM177 225H180V224L178 223ZM177 225H176V226H177ZM198 225H199V223H198ZM201 225H202V224H201ZM206 225H207V224H206ZM238 225H239V224H238ZM240 225H241V223H240ZM244 225H247V223L244 224ZM257 225H258V224H257ZM32 226H33V225H32ZM45 226H46V225H45ZM54 226H57V225H54ZM58 226H59V225H58ZM61 226H62V225H61ZM61 226H60V227H61ZM75 226H76V225H75ZM77 226H78V225H77ZM77 226H76V227H77ZM82 226H83V225H82ZM86 226H87V225H86ZM86 226H85V227H86ZM152 226H153V224H152ZM152 226L150 227V228H151L150 230L154 229V226H153V228H152ZM161 226H162V225H161ZM176 226L173 225L174 228H175ZM227 226H230V225L227 224ZM235 226H236V225H235ZM258 226H259V225H258ZM46 227H47V226H46ZM63 227H64V225H63ZM85 227H84V228H85ZM120 227H121V226H120ZM168 227H169V225H168ZM168 227H167V225H166V226L163 225V227H160V228H159V229H160V233H162L163 230L165 231L166 229H168ZM171 227H172V226H171ZM173 227L171 228V230L173 229V232H172V233H175V230H177V229H174ZM200 227H201V226H200ZM13 228H14V226H13ZM13 228L11 227L12 230H13ZM27 228H28V227H27ZM39 228H40V226H39ZM43 228H44V226H43ZM51 228H52V226H51ZM66 228H67V227H66ZM68 228H69V227H68ZM89 228H90V231H86V233H87V232H88V233H87V235H86V233H85V239H84L83 234H84L85 230H87V229H89ZM98 228H96V230H94V231H97ZM110 228H111V227H110ZM110 228H109V229H110ZM112 228H113V227H112ZM142 228H143V227H142ZM142 228H141V229H142ZM161 228H162V229H161ZM176 228H177V227H176ZM178 228H179V226H178ZM228 228H229V227H228ZM11 229H10V230H11ZM16 229H17V227H16ZM18 229H19V227H18ZM21 229H22V228H21ZM33 229H34V228H33ZM44 229H45V228H44ZM47 229H48V231H49V228H47ZM73 229H74V228H73ZM78 229H81V230H82L81 232H82V236H83V238L81 237V239H80V240H81V243H82L83 240H86V238L88 237V235H89L90 232L93 233V229H91V226H89V225H88L87 229H85V230H83L82 227H79V226H78V228H75V230H78ZM94 229H95V228H94ZM103 229H102V230H103ZM109 229H108V230H109ZM118 229L120 230V228H117V232H119ZM128 229H129V228H127V231H128ZM141 229H139V230H141ZM169 229H170V228H169ZM192 229H193V228H192ZM192 229H189V230L191 231ZM10 230H9L8 232H10ZM23 230H24V229H23ZM27 230H28V229H27ZM42 230H43V229H42ZM42 230H41V231H42ZM68 230H69V229H68ZM68 230H67V231H68ZM99 230H100V228H99ZM102 230H101L102 233L100 234L101 237L103 236L102 234H104L103 231H106V230H103V231H102ZM132 230H134V229H132ZM139 230H138V232H139ZM161 230H162V231H161ZM171 230H169V231H171ZM230 230H231V229H230ZM233 230H234V229H232L231 231H233ZM13 231H14V230H13ZM16 231H17V230H16ZM24 231H25V230H24ZM43 231L47 232L46 230H43ZM43 231H42V232H43ZM58 231H59V230H58ZM69 231H70V230H69ZM73 231H74V230H73ZM115 231H116V230H115ZM123 231H124V229H123ZM125 231H126V230H125ZM130 231H131V230H130ZM148 231H149V230H148ZM153 231L155 232L156 229L153 230ZM166 231H167V230H166ZM169 231H167L166 233H168ZM186 231H188V230H186ZM190 231H189L188 233H190ZM197 231H198V230H197ZM228 231H229V230H228ZM6 232H7V231H6ZM28 232H29V231H28ZM35 232L38 233V234H40V231H35ZM78 232H79V231H78ZM117 232H115V233L113 232L114 235H115V234L117 235ZM120 232H121V231H120ZM128 232H129V231H128ZM128 232H126V234H124V232H123V235H126V237H127V235H129V233H130V232H129V233H128ZM138 232L136 231L135 233H138ZM141 232H143V231H141ZM141 232H140V233H141ZM150 232H151V231H150ZM193 232H194V231H193ZM200 232H202V231L200 230ZM200 232H199V234H197L198 232H197V233L195 232V235L197 234V235H196L197 238H198V235H200ZM204 232H205V231L202 232L203 235H204ZM10 233H11V232H10ZM15 233H16V232H15ZM17 233H19V231H18ZM17 233H16V235H14V236H16V238H17V235H18ZM49 233L51 234V232H49ZM70 233H71V232H70ZM72 233H73V232H72ZM94 233H95V232H94ZM99 233H100V232H99ZM106 233L108 234V232H106ZM106 233H105V234H106ZM113 233H112V235H113ZM127 233H128V234H127ZM152 233H153V232H152ZM152 233H151V236H152V237H153V236L155 237L156 233H155L154 235H152ZM160 233L158 232V235H159ZM163 233H164V232H163ZM170 233H171V232H170ZM182 233H183V232H182ZM182 233H180V234L177 233V234H176L177 237H175V238H177V241H178V237H179V235H181ZM185 233H186V236H188V235H187V232H185ZM185 233H183V234H185ZM212 233H214V232H212ZM4 234H6V233H3V236H4ZM7 234H8V233H7ZM22 234H23V233H21V235H22ZM28 234H30V232H29ZM28 234H27V235H28ZM32 234H33V233H32ZM42 234H43V233H42ZM46 234H47V233H46ZM63 234H65V232H63ZM78 234H79V233H78ZM138 234H139V233H138ZM148 234H150V233L147 232V235H148ZM183 234H182L183 238H186ZM190 234H191V233H190ZM209 234H210V233H209ZM250 234H251V233H250ZM8 235H9V234H8ZM21 235H20V233H19V236H21ZM44 235H45V234H44ZM98 235H99V234H97V235L95 234L94 236H97V237H98ZM108 235H109V234H108ZM112 235H110V237H111ZM114 235H113V236H114ZM205 235H207V233H206ZM220 235H221V234H220ZM5 236H6V235H5ZM40 236H41V235H40ZM40 236H38V237H40ZM47 236H48V235H47ZM79 236H81V235L79 234ZM117 236H118V235H117ZM121 236H122V234H121ZM130 236H132V238L129 237V236H128V237H129L130 239L134 240V238H133V233H132V234L130 233ZM190 236H191L192 238L194 237V235H193V236L190 235ZM190 236H189V237H190ZM211 236H213V235H211ZM24 237H25V236H24ZM30 237H31V238H30V240H31V239H32V236H30ZM38 237H36V238H38ZM58 237H60V236H58ZM63 237H64V236H63ZM77 237H78V236H77ZM77 237L75 236V239H76ZM90 237H91V235H89V238H90ZM97 237H96L95 239L92 237V239H94V240L96 241V240H98ZM128 237H127V238H128ZM141 237H142V236H141ZM152 237H151V238H152ZM180 237H181V236H180ZM200 237H202V235H201ZM200 237H199V238H200ZM203 237H204V236H203ZM209 237H210V235H209ZM239 237H240V236H239ZM13 238H14V237H13ZM18 238H20V237H18ZM25 238H26V237H25ZM47 238H48V237H47ZM61 238H62V237H61ZM78 238H80V237H78ZM78 238H77V239H78ZM106 238H107V237H106ZM161 238H163V237H161ZM161 238H160V239H161ZM169 238H170V236H169ZM181 238H182V237H181ZM219 238H220V237H218V239H219ZM3 239H4V238H3ZM27 239H29L28 236H27ZM38 239H39V238H38ZM45 239H46V238H45ZM49 239H50V238H49ZM52 239H54V236H53ZM92 239H91V241H90V240H88V241H89V242H92ZM104 239H105V236H104ZM143 239H144V237H143ZM163 239H165V238H163ZM195 239H196V237H195ZM195 239H193V240H195ZM16 240H17V239H16ZM18 240H19V239H18ZM35 240H36V239H35ZM35 240H34V241H35ZM40 240H41V239H40ZM42 240H44L43 237H42ZM46 240H47V239H46ZM46 240H45V241H46ZM62 240H63V239H62ZM62 240H61V241H62ZM125 240L127 241L128 239H124V242L127 244L128 242H126ZM132 240H131V241H132ZM145 240H146V238L144 239V241H145ZM147 240L150 241V238H149V239L147 238ZM147 240H146V241H147ZM153 240H156V239H153ZM181 240H182V239H180V242H181ZM189 240H191V239L189 238ZM199 240H200V239H198V241H199ZM242 240H243V239H242ZM12 241H13V240H12ZM20 241L22 242L23 240H21V238H20ZM20 241H19V242H20ZM34 241H33V242H34ZM45 241H44V242H45ZM48 241H50V240H48ZM55 241H56V240H55ZM58 241H59V240H58ZM58 241H56V243H58ZM61 241H60V242H61ZM73 241H74V239H73ZM76 241H78V240H76ZM88 241H87V242H88ZM120 241H122V240H120ZM128 241H129V243H130V247H131V242H130V240H128ZM148 241H147V242H148ZM157 241H158V240H157ZM159 241L161 242V240H159ZM159 241H158V242H159ZM165 241H166V240H165ZM191 241H192V240H191ZM191 241H188V242L191 243ZM198 241H196V242H198ZM221 241H222V240H221ZM238 241H241V240L239 239ZM245 241L247 242L246 239H245ZM248 241H249V239H248ZM4 242H5V241H4ZM13 242H14V241H13ZM13 242H12V243H13ZM83 242H84V241H83ZM134 242H135V241H134ZM158 242H157V244L160 243V242H159V243H158ZM168 242L170 243V241H168ZM168 242H166V243H167L166 246L168 245ZM172 242H174V244L176 245V243H175V239H174L173 241L171 240V245H168V246H167V248H169V247H171V248H169L168 250H171V249H172V247H173V246H172ZM182 242H184V239L182 240ZM196 242H195V243H196ZM208 242H209V241H208ZM25 243H26V242H25ZM25 243H24V244H25ZM72 243H73V242H72ZM78 243H80V241H79ZM78 243H75V244H78ZM85 243H86V242H85ZM93 243H94V242H93ZM101 243H103V241H102ZM121 243H122V242H121ZM142 243H144V242H142ZM153 243H154V241H153ZM153 243H151V244H153ZM193 243H194V241H193ZM195 243H194V244H195ZM200 243H203V241L200 240ZM254 243H255V242H254ZM14 244H15V242H14ZM16 244H17V242H16ZM18 244H19V243H18ZM22 244H23V242H22ZM91 244H92V243H91ZM113 244H114V243H113ZM116 244H118V243H116ZM116 244H114L113 247H114ZM123 244H124V243H123ZM147 244H148V243H147ZM157 244H156V246H155L156 248L158 247ZM230 244H231V241H230ZM239 244H240V243H239ZM11 245H12V244H11ZM28 245H29V243H27V245H26V246H27V249H29V248H28ZM32 245H33V244H32ZM34 245H35V244H34ZM93 245H94V244H93ZM105 245H107V244H105ZM105 245L103 246V248L106 247ZM127 245H128V244H127ZM134 245H135V244H134ZM143 245H146V243L143 244ZM191 245L193 246V244H191ZM8 246H10V245H8ZM16 246H17V245H16ZM18 246H19V245H18ZM21 246H22V245H20L19 247L22 248L23 246H22V247H21ZM24 246H25V245H24ZM35 246H36V245H35ZM64 246H65V245H64ZM70 246H71V245H70ZM78 246H79V245H78ZM78 246H77V247H78ZM88 246H89V245H88ZM98 246H99V245H98ZM98 246H97V247H98ZM108 246L111 247L112 244H110V245H108ZM132 246H133V244H132ZM146 246H147V245H146ZM146 246H145V247H146ZM150 246H152V245H150ZM160 246H161V245H160ZM176 246H177V245H176ZM192 246L190 247L191 249L193 248ZM202 246H204V245H202ZM77 247H76V248H77ZM82 247H83V246H82ZM93 247H94V246H93ZM93 247H92V248H93ZM101 247H102V246H101ZM113 247H112V248H113ZM118 247H119V246H118ZM120 247H122V246L120 245ZM120 247H119V248H120ZM148 247H149V246H148ZM161 247H162V246H161ZM161 247H159V248L161 249ZM177 247H178V246H177ZM6 248L8 249V247H6ZM10 248H11V247H10ZM33 248H34V247H33ZM49 248H50V247H49ZM54 248H55V247H54ZM56 248H57V247H56ZM72 248H73V245H72ZM72 248H71V249H72ZM90 248H91V247H90ZM90 248H89V249H90ZM94 248H96V247H94ZM140 248H144V247H141V246L138 247V249H140ZM151 248L153 249V247H151ZM164 248L166 249V247H164ZM187 248H188V247H187ZM187 248H186V249H187ZM199 248H200V247H199ZM262 248H263V247H262ZM4 249H5V248H4ZM4 249H3V250L1 249V250H2L3 252L6 250V252H7V249H5V250H4ZM23 249H24V248H23ZM27 249H25L26 252H27V254H26V255L23 254V256H21L23 259H26V257H29V255H31V254H32V255H33V254L35 255L36 251L38 252V250H40V249H38V245H37V247L34 248V249H37L34 253L32 252V250L34 251V249H31V251L29 250V253H28ZM62 249H63V248H62ZM66 249L69 250L68 248H66ZM74 249H75V248H74ZM89 249H88V250H89ZM96 249H97V248H96ZM96 249L93 250V251H94V252L98 251V249H97V250H96ZM106 249H107V248H106ZM108 249H109V248H108ZM110 249H111V248H110ZM110 249H109L108 251H110ZM123 249H124V247H123ZM123 249H122V250H123ZM126 249H127V248H126ZM132 249L135 251V249H137V248H135V249L132 248ZM148 249H149V248H148ZM162 249H163V247H162ZM184 249H185V248H184ZM184 249H183V250H184ZM186 249H185V250H186ZM8 250H10V251L12 252L13 250H15V247H14V249H13V247H12V250H11V249H8ZM20 250H21V249H20ZM25 250H24V251H25ZM44 250H45V248H44ZM44 250H42V253H45ZM46 250L48 251L47 248H46ZM46 250H45V251H46ZM52 250H53V249H52ZM58 250H59V249H57V251H58ZM85 250H86V249H85ZM99 250H100V249H99ZM102 250H105V249H102ZM102 250H100V251H102ZM114 250H115V249H114ZM120 250H121V249H120ZM122 250H121V252H123ZM124 250H125V249H124ZM168 250H166L165 252L163 251L162 253H166ZM173 250L178 251V250H180V249H178V250L173 249ZM185 250H184V251H185ZM195 250H196V249H195ZM263 250H264V249H263ZM2 251H1V255H0V256H2V254H3ZM21 251H22V250H21ZM21 251H18V249H17V252H18V253H19V252H20V253H24V251H23V252H21ZM40 251H41V250H40ZM53 251H54V250H53ZM93 251H91V252H93ZM106 251H107V250H106ZM108 251H107V252H108ZM116 251H117V250H116ZM136 251H137V250H136ZM142 251H143V250H142ZM151 251H152V250H151ZM151 251H150V252H151ZM181 251H182V249L180 250V253H181ZM186 251H188V250H186ZM48 252H50V249H49ZM83 252H84V250L81 251V254H82V255H80L81 258H82V256L85 257V255H83V254H84L86 251H85L84 253H83ZM124 252H126V250H125ZM128 252H129V251H128ZM128 252H127V254L129 255ZM145 252H146V251H145ZM152 252H154V251H152ZM155 252H156V251H155ZM157 252H158V251H157ZM15 253H16V250H15L14 253H12L11 255H10L9 253H7V254L10 255V256H8V255L6 254L8 257H10L9 260H8V257L5 256V253H4V258H3V256H2L1 259H4L5 261H7V260L10 261V260L13 258L12 255H16V254H17V253L15 254ZM30 253H31V254H30ZM42 253H41V254H42ZM54 253H56V249H55V252H54ZM97 253H99V251H98ZM97 253H95L96 255L94 254L96 257H97ZM104 253H105V252H104ZM104 253H103V251H102L101 255L104 254ZM108 253H109V252H108ZM110 253H111V251H110ZM131 253H132L131 255H133V252H131ZM134 253H135V252H134ZM137 253H138V252H137ZM137 253H136V254H137ZM148 253H149V252H148ZM148 253H145L144 256H146V254H148ZM160 253H161V252H160ZM162 253H161V255H162ZM167 253H168V252H167ZM169 253H171V252H169ZM174 253H175V252H174ZM180 253H179V256H180ZM192 253H193V252H192ZM192 253H190V255H192ZM259 253H260V252H259ZM37 254H39V253H37ZM49 254H50V253H49ZM49 254L47 255L48 259H49L50 257H51L50 259H52V256H53V255H52V256L50 255V257H49ZM56 254H57V253H56ZM59 254H60V253H59ZM90 254H92V253H90ZM99 254H100V253H99ZM99 254H98V255H99ZM123 254H124V253H123ZM123 254H122V255H123ZM127 254H125L124 256L126 257ZM136 254H134L133 256H135ZM138 254H139V253H138ZM140 254H141V253H140ZM182 254H183V251H182ZM182 254H181V256H182ZM185 254H186V252H185ZM233 254H234V253H233ZM20 255H21V254H20ZM32 255H31V256H32ZM34 255L32 256V258H34ZM45 255H46V254H45ZM54 255H55V254H54ZM63 255H64V253H63ZM87 255H88V254H87ZM94 255H92L93 258L90 257V259H89V258H86V257H85L86 259H85V258H83V259H85V260H88V259H89V260H91V259H95L96 257L94 258ZM122 255H121L120 257H122ZM131 255H129V256H131ZM148 255H149V254H148ZM172 255H173V254H172ZM177 255H178V252H177ZM256 255H257V254H255V257H256ZM25 256H26V257H25ZM60 256H61V254H60ZM90 256H91V255H90ZM110 256H111V254H110ZM110 256H108V257L105 256V257H107V258L110 259V260H111V259L114 260V259H113L114 255L111 256L112 258H110ZM129 256H127V257H129ZM141 256H143V254H142ZM162 256H163V255H162ZM164 256H166V255H164ZM167 256H171V255L169 254V255H167ZM181 256H180V259H181ZM195 256H198V255H197V254H196V255L193 254V257L191 258L192 261H193V259H194V261H195V259H196ZM209 256H210V255H209ZM211 256H212V255H211ZM231 256H232V255H231ZM251 256H252V255H251ZM251 256H246L245 259H248L247 257H251ZM261 256H263V258H264V255H260V257H261ZM5 257H7V259H5ZM11 257H12V258H11ZM21 257H20V259H22ZM36 257H38L39 260H40V259L42 260V258H43L44 256L41 257V255H40V257H41V258H40L39 256L36 255ZM56 257H59V256L57 255ZM75 257H77V256H75ZM88 257H89V256H88ZM100 257L103 258L102 256H100ZM100 257H97V258H98L97 260H98L99 262L102 261V262H100L101 264H108V263L110 264L111 261H108V263H103V260H101ZM120 257H119V258H116V257H115V258H116L115 261L118 262V259L121 260ZM127 257H126L125 259H127ZM137 257H138V256H137ZM171 257H172V256H171ZM199 257H201V256L199 255ZM252 257H253V256H252ZM255 257H254V258H255ZM260 257L258 256L257 258H260ZM30 258H31V257H30ZM32 258H31V259H32ZM53 258L55 259V256H53ZM77 258H78V257H77ZM131 258H132V257H131ZM134 258H135V257H133V258L131 259V261H130V260H128V261H130L131 263H133L132 261L134 260ZM138 258H140V257H138ZM143 258H144V257H143ZM146 258H147V260H148V257H146ZM146 258H145V262L147 263L148 261H146ZM149 258H150V257H149ZM174 258H175V256H174ZM182 258H183V257H182ZM186 258H187V257H185V259H186ZM242 258H243V257H242ZM13 259H14V258H13ZM16 259H18V258L15 257V260H13L12 262L15 263L14 261H17ZM28 259H29V258H28ZM28 259H27V262L30 260V259H29V260H28ZM66 259H67V258H66ZM99 259H100V260H99ZM105 259H106V258H105ZM129 259H130V257H129ZM136 259H137V258H136ZM180 259H179V260H180ZM188 259H190V258H188ZM188 259H187V262H188ZM202 259H203V258H202ZM237 259H238V258H237ZM237 259H236V260H237ZM239 259H240V258H239ZM239 259H238V260H239ZM251 259H252V258H251ZM251 259H250V260H251ZM37 260H38V259H37ZM37 260H35V258H34V261H35V262H36ZM41 260H40V261H41ZM43 260L46 261L45 257H44ZM67 260H68V259H67ZM139 260L141 261L142 259L140 258ZM143 260H144V259H143ZM143 260H142L141 262L144 263ZM177 260H178V259H177ZM197 260H198V258H197ZM199 260H201V258H199ZM199 260H198V261H199ZM203 260H204V259H203ZM217 260H220V259L218 258ZM227 260H228V259H227ZM240 260L242 261V259H240ZM254 260H259V259H256V258H255ZM21 261H22V263L24 264L23 260H21ZM25 261H26V260H25ZM31 261H33V260H31ZM49 261H50V260H49ZM49 261H48V262H49ZM52 261H53V260H51L50 262L52 263ZM54 261H56V260H54ZM54 261H53V262H54ZM62 261H63V260H62ZM79 261H82V260H80V258H79ZM106 261H107V259H106ZM115 261H114V262H115ZM183 261H184V260L182 259L181 262L184 263ZM190 261H191V260H190ZM190 261H189V262H190ZM18 262H19V260H18ZM18 262H17V263H18ZM37 262H39V261H37ZM37 262H36V263H37ZM56 262H58V261H56ZM56 262H55V263H56ZM84 262L86 263V261H84ZM94 262H96V261H94ZM125 262H126V261L124 260V263H125ZM134 262H135V261H134ZM138 262H139V261H138ZM189 262H188V263H189ZM203 262L205 263V261H203ZM207 262H208V261H207ZM214 262H215V261H214ZM214 262H213L212 264H215ZM245 262H247V261H245ZM248 262H249V261H248ZM248 262H247V263H248ZM252 262H253V261H252ZM254 262H255V261H254ZM256 262H257V261H256ZM259 262H260V261H259ZM7 263H8V262H7ZM10 263H11V261H10ZM10 263H8V264H10ZM13 263H12V264H13ZM25 263H26V262H25ZM41 263H42V261H41ZM85 263H83V264H85ZM87 263L89 264V262H87ZM87 263H86V264H87ZM90 263H91V262H90ZM97 263H98V262H97ZM100 263H99V264H100ZM143 263H142V264H143ZM146 263H145V264H146ZM182 263H181V264H182ZM185 263H186V261H185ZM192 263H193V262H192ZM198 263L201 264L202 262H198ZM204 263H203V264H204ZM221 263H222V262H221V260H220L219 264H221ZM242 263H243V262H242ZM18 264H20V263H18ZM26 264H27V263H26ZM28 264H30V263L28 262ZM31 264H32V263H31ZM33 264H34V262H33ZM38 264H39V263H38ZM42 264H43V263H42ZM46 264H48V263L46 262ZM65 264H67V263H65ZM81 264H82V263H81ZM111 264H112V263H111ZM115 264H117V263H115ZM119 264H120V263H119ZM121 264H123V263H121ZM126 264H128V262H127ZM155 264H156V263H155ZM171 264H172V263H171ZM175 264H177V263H175ZM179 264H180V261H179ZM189 264H191V263H189ZM206 264H207V263H206ZM208 264H209V262H208ZM223 264H224V263H223ZM255 264H256V263H255Z\"/></svg>",
	"mask_w": 264,
	"mask_h": 264
}]
</instances>
